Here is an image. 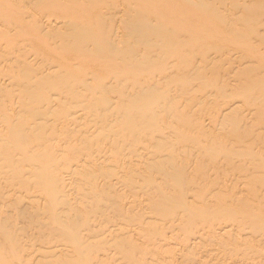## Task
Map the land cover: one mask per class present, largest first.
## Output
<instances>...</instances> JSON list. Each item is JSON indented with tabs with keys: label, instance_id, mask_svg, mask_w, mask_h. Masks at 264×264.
Masks as SVG:
<instances>
[{
	"label": "rangeland",
	"instance_id": "374dc122",
	"mask_svg": "<svg viewBox=\"0 0 264 264\" xmlns=\"http://www.w3.org/2000/svg\"><path fill=\"white\" fill-rule=\"evenodd\" d=\"M100 1L101 0H99V2H98V0L96 1V4L98 3V5H100L101 3V7L100 6H98V5H95V8L97 7H99L98 9H101L100 11L102 12V13H105V12H107L108 10L111 12V14L112 13H114L113 15H114V17L112 16V15H110V13H109V11H108V14L110 15V16H106L107 15V13L105 14V15H103L101 12H100V14H102V19H101V17L99 16L98 18L100 19V20H95L94 21V18L92 19L93 21L90 23V28H88V29H84V30H82V32L84 31L85 33L87 32V34H83V35H85V36H89V38H90V36L92 37L93 36V34L95 35V33H97V34H99L100 33V37H99V39H98V37H96L97 38V40H98V42L101 44V50H98L99 52L101 51V54H99L100 55V57L102 56V58H103V56L104 55H107L108 57H105V58H103V60L101 61V60H99L98 62L96 61L95 63H93L94 62V58H93V60H91V64H89L88 62H90L89 60L88 61H86V63H84V67H86V68H88V69H93V67H96L97 69H99V70H101V69H103V70H101L99 73H92L90 70H88V69H86V68H84L83 66H82V68H81V65H80V63L79 62H77L76 63V60L74 59H72V58H75L74 57V55L77 57L78 56V52L80 51L79 49H81L82 47V45L80 46L81 48H79L78 47V45H79V43H78V45L77 44H74V43H77V42H75V41H73V40H71V39H69L70 40V42H67L68 41V39L64 42L65 44L66 43H71V41L73 42V43H71V44H74V47H67V44H66V47H67V50H62L63 48H65L66 49V47H64L63 46V48L62 49H57V51L58 50H61L60 52H61V54H59L60 52L58 51V54H57V56H55L54 54H49V53H51V51L49 52V50H47L46 48H47V45L46 44H48L47 42L45 43V44H42V42H45L46 40L47 41H49V39L51 38V40L50 41H52V33H54L53 31H55V33L56 32H58L59 30H62L63 28H64V26L62 27V24L59 26V25H57V28H59V27H61V28H59V29H57L56 27H55V29L54 28H50V29H53L52 31L48 28V27H46L43 23H41V22H39L40 24H37V29H36V31H37V36H36V38L38 39L37 41H36V38H30V40L29 39H26L25 37H23L22 36V39H21V37H20V35L17 37V35L18 34H16L15 32L13 33V30H12V37H11V39H12V41H11V43H15V44H13V45H16V47L17 48H19L20 47V49H23V50H17L15 47H14V49H15V53H17L18 51L20 52V51H23L24 52V54L23 53H20V55H19V53H17V54H8L7 53V51L8 52H10L8 49H9V47L6 49L5 48V46H6V44L5 43H8L7 45L8 46H11L12 44L10 43L9 44V42H5L4 43V41L2 42L1 40V42L3 43V44H5V46H3V45H0V48L3 46V51H2V49H1V51H0V77L2 78L3 76H6V77H4V78H2V79H0L1 81V83H0V120H1V122L3 121V122H5L6 121V119H8L9 121H7V122H5V123H1L0 124V132H2V130H5V131H3L2 132V134L3 135H5V137H6V142L7 143H5L3 140H4V136H3V138H2V135L0 134V152H4V153H2L1 155H0V190H2V192L0 191V195H2V196H4V198H2L1 196H0V198H2L3 199V201H1L0 200V207L2 208H0L1 210L0 211H2V212H0V217H2L1 219V221H0V229H1V233H2V231L4 232V234L5 235H7V233L8 232H11V234L10 233H8L9 235H7L8 236V242L10 243V242H12V240H14L15 239V241H13L14 243H16L15 245H17V246H15V245H12V244H14L13 242L12 243H8V244H6L7 242H6V240H7V238H5V237H7V236H2V234L0 233V235H1V237H0V243H1V245H0V252H5L6 250V247L5 246H8V248H7V250H9V253L8 252H5L4 253V255H7V256H4L5 258H8L9 257V254L10 255H12V256H10L11 257V259L9 258V259H7V260H10V261H12L13 263H15V264H18V262L20 263L21 261H23V258H24V255H25V258L26 257H29V258H26L25 260H28V261H26L25 263H27V264H31V263H33L35 260L37 261V263L36 262H34V263H36V264H45V262H46V260H47V262L49 261V263H47L46 262V264H67L68 263V261H70L68 258H72L74 261H72V259H71V261L72 262H74L73 264H79L78 263V261L80 260V259H83V258H81L83 255H84V253L83 252H85V256H83L84 258L85 257H87V256H89L88 254H86V253H90L92 250L94 251V250H99V249H101V248H105V247H108V245H109V247L105 250V251H103V253H105L104 255L102 254V250H100L101 252H97L96 253V251H95V253L96 254H100V257L98 258V259H104L103 260V262L100 260V262H102V263H100L99 262V264H104V262H106L105 264H120L121 263V261L123 260L124 261V263H123V261H122V264H126V262L127 261H130V260H133L132 262L133 263H137V264H139L140 262H141V264H157V263H159V264H179L180 263V261H181V264H193V262H194V264H203L198 258L199 257H201V259L202 258H204V259H206V260H208L209 258H211V260L210 261H208L207 263H205V264H226V263H228V264H248L247 262H245V261H243L244 260V257L246 256V257H248L247 255H249V257H250V255H251V257H254V259H253V261H254V263L253 264H257L258 262H260V263H258V264H264V253L262 252L263 251V247H264V238L262 237L263 235H264V223L262 222L263 220H264V201H262L261 202V200H263L264 199V163H262V162H264V115L262 116V115H260L261 113L262 114H264V94H263V91H264V57H263V55L262 54H264V52H262V51H264V49H262L263 47L262 46H264V0H192V1H194V3L191 1V0H183V1H185L186 2V4H185V2H184V4H185V6L184 7H186V6H193L195 3H197V5H194L193 6V9H192V11H194V13H195V11H199V9L201 10V11H205L204 13L206 14L207 13V11H206V9L208 10L209 9V7H210V9L208 10V15H206L207 17H212L211 15H213V17H212V19H213V25H209V27H213V26H215L214 27V29H213V33L215 32V34H211L212 33V31H211V33L209 32V33H204V32H206L205 30L202 32V31H200L201 33H200V35L202 36V34L203 35H205V38L204 37H202L201 39L199 38V37H201L200 35L198 36V38L200 39V40H197V41H199V42H195L196 41V36L198 35V31H196L197 33H194L195 31H193V33H192V30H194V29H199V28H203V26H202V22H204V21H206L207 20V18L205 19V17H204V14H202V12H200L199 14L200 15H198V17L199 16H201V14H202V18H203V20H202V22H201V18L199 17H196V15H194V17H193V15H192V11H191V9H190V6H189V9L188 10H190L189 12H187L188 13V16L186 17V18H189L190 17V15H191V17H190V21H189V24L188 23H186L185 21L187 20L188 21V19H186V20H184L182 23H184V25L185 24H188V28H187V31H185L186 30V27L187 26H185V28H184V25H182V27L185 29H183L184 31H185V33H183V31H181L180 32V30H182V27L178 24V22L180 21L181 22V19H182V17H184L182 14V17H180L181 19L180 20H177V18L179 19V15H178V8H177V6H176V4H175V6H173L174 8L176 7V13H174L173 11H171L172 10V6L170 5V11H169V9H168V7L169 6H167V7H164V3H162V0H158V3H157V0H155V1H153V0H151V2L152 3H150V0H147V1H149L148 3L151 5L152 4V7L150 6L149 7V5H145L144 4V6L146 7V9H145V7H142L144 10H146V11H144L143 10V14H145V15H147V16H149V14L152 12L153 13V15L155 16V18H154V16L152 15H150L149 17H146L145 15H144V19L142 18V16H143V14H142V16L141 15H139V16H141V17H139V16H136V14L138 13V12H140V13H142V8L141 9H139V7H141V6H135V5H137V4H135L136 2L134 1H132V0H124V1H128V3L130 2L131 3V1L133 2L131 5H132V7H130L129 5H128V3L127 4H125V3H122V2H124V1H122V0H117V2H115L116 0H102V2L100 3ZM122 1V2H121ZM137 1V0H136ZM146 1V2H147ZM169 1V0H168ZM171 1V3L173 4L174 2H172L173 0H170ZM174 1H176V0H174ZM190 1H191V3H190ZM92 2V1H91ZM119 2H121V3H119ZM145 2V3H146ZM153 2H156L155 3V5H156V7L157 8H155V6L153 5ZM177 2H179V1H177ZM180 2L182 3V1L180 0ZM188 2H189V5H187L188 4ZM83 3H85L86 5H88L89 4V6H90V1H88V0H85ZM82 3V4H83ZM88 3V4H87ZM100 3V4H99ZM116 3H117V5H122L123 7L126 5H128L127 7H125V8H122V6H120V8H119V11H118V9H117V12H116V10H115V8H113L114 9V12H112V9H109V8H112L113 6L115 7L116 6ZM129 3V4H130ZM147 3V4H148ZM160 3V4H159ZM198 3H199V5H198ZM234 3V4H233ZM76 4V3H75ZM81 4V5H82ZM135 4V5H134ZM179 4V3H178ZM177 4V5H178ZM80 5V4H79ZM78 5V6H79ZM84 5V4H83ZM181 5H183V3L181 4ZM237 5L239 6V7H237ZM74 7H76L77 6V4H76V6L75 5H73ZM77 6V8H80V6L78 7ZM85 6V5H84ZM118 6V7H119ZM133 6H135L136 8L138 7V12L137 13H135L134 11H136V8L134 9L133 8ZM143 6V5H142ZM147 6L149 7V9L147 10ZM154 6V7H153ZM159 6V7H158ZM161 6H163L162 8H163V10L164 9H167V10H164V12L163 13H165L166 11H167V15L166 14H164V15H166V17H164V16H161V17H158V16H156V15H158V13L161 15V10H162V8H161ZM196 6V8H195V10H194V7ZM212 6V7H211ZM228 6V7H227ZM231 6V7H230ZM234 6V7H233ZM117 7V8H118ZM181 7V6H180ZM183 7V8H184ZM207 7V8H206ZM183 8H181V9H183ZM188 8V7H187ZM197 8H199L198 10H197ZM238 8V9H237ZM25 9V11H30V10H36L38 13H40V14H38V15H44V14H48L49 12V10L48 9H46V8H36V7H34L33 5H28V4H26V7L24 8ZM73 9V8H72ZM156 11V9H157V12H155L154 10ZM215 9V10H214ZM228 9V10H227ZM237 9V10H236ZM74 10V9H73ZM76 10V9H75ZM74 10V11H75ZM105 12H104V11ZM139 10H141V11H139ZM152 10V11H151ZM185 10V9H184ZM187 10V9H186ZM185 10V11H186ZM218 10V11H217ZM73 11V12H74ZM78 11V10H77ZM81 11V10H80ZM79 11V12H80ZM161 11V12H160ZM180 11V10H179ZM211 11V12H210ZM216 11V12H215ZM76 12V11H75ZM79 12H76L74 15L75 16H78L79 14H83L82 13V11H81V13H79ZM116 12V13H115ZM146 12V13H145ZM175 14V18H176V21L175 20H173V23L175 24H173L174 25V27L172 26V28H175V30H177L178 32H179V34L178 35H176V33H175V31L172 29V32H171V26L169 27V26H167L168 24H171L172 23V18L174 17V14ZM184 12V11H183ZM192 12V13H191ZM79 13V14H78ZM157 13V14H156ZM162 13V14H163ZM170 13H172V14H170ZM181 13H182V11H181ZM187 13H186V15H187ZM191 13V14H190ZM210 13V14H209ZM226 13V14H225ZM78 14V15H77ZM185 14V13H184ZM190 14V15H189ZM223 14V15H222ZM235 14V15H234ZM159 15V16H160ZM210 15V16H209ZM222 15V16H221ZM170 16H173V17H170ZM217 16V17H216ZM238 16V17H237ZM241 18H240V17ZM153 17V18H152ZM156 17L157 18H159V19H161V18H163L164 17V19L162 20V21H160V20H158L157 19V21H155L156 20ZM193 17V18H192ZM226 17H227V19H226ZM143 19V21H142V19ZM147 18V19H146ZM149 18V19H148ZM152 20H151V19ZM197 18L199 19L198 21H200V22H198L197 21ZM208 18V19H209ZM234 18H238L237 20L236 19H234ZM185 19V18H184ZM193 19V20H192ZM194 19H196V21H195V23H197V24H199V26H201V27H199L197 24V26H198V28H195L194 27V25L192 24V22L194 23ZM214 19H218V20H216V21H219V22H215V20ZM221 19H223V20H221ZM240 19H241V21H240ZM146 20H151L150 21V23H148ZM171 22H169V21ZM183 20V19H182ZM192 20V21H191ZM211 20V19H210ZM225 20V21H224ZM229 20V21H228ZM232 22H231V21ZM233 20H235V21H233ZM146 21V22H145ZM153 21V22H152ZM158 21L161 23L162 22V24H160L161 26H162V28H160V30H162V32H164V36H165V38H164V36H162L161 35V31H160V34L159 35H157L156 33L157 32H159V31H157V30H159V28L158 29H156L155 28V26H156V24H158ZM168 21V22H167ZM175 21V22H174ZM178 21V22H177ZM207 21H209V20H207ZM224 21V22H223ZM237 21V22H236ZM166 22V23H165ZM177 22V23H176ZM210 22V24H211V21H209ZM209 22H204V24H205V27H206V25H207V23L209 24ZM233 24V26L238 30V31H236L235 30V28L233 29V26H232V24ZM237 24H236V23ZM166 25H165V24ZM260 23V24H259ZM217 24L218 25H221V27L223 26V25H226V26H223V29H227V28H229L230 27V29H227L225 32H227V34H228V30H229V36L227 37V36H225V34L226 33H224V34H222L223 32H224V30L223 29H220L221 27H218L217 26ZM230 24V25H229ZM159 25V24H158ZM160 25H159V27H160ZM176 25H178V27L179 28H177V27H175ZM193 25V26H192ZM166 26V31H165V29H164V27ZM192 26V27H191ZM196 26V27H197ZM208 26V25H207ZM238 26V27H237ZM71 27V26H70ZM156 27H158V26H156ZM169 27V28H168ZM192 28V30H191V28ZM193 27H194V29H193ZM221 31V34L223 35H221V37H218L219 35H217L216 33H218L219 32V30L217 29V28ZM225 27V28H224ZM261 27V28H260ZM0 28H1V25H0ZM67 28V27H66ZM114 28H117V29H115L114 30ZM120 28V29H119ZM155 28V29H154ZM210 28V29H211ZM215 28H216V31H214L215 30ZM70 30H72L71 28H69ZM91 30L90 32L92 33V35H89L88 34V30ZM114 30V32L113 31H111V30ZM150 29V30H149ZM169 29V30H168ZM178 29H180V30H178ZM204 29V28H203ZM202 29V30H203ZM210 29H209V31H210ZM64 30H65V28H64ZM64 30H62V31H64ZM67 30L68 29H66V32H67ZM80 30V29H79ZM78 30V31H79ZM119 30V31H118ZM153 30V31H152ZM189 30H191V34H193V36L191 37L189 34H188V31ZM200 30V29H199ZM231 30H233V31H231ZM77 31V32H78ZM93 31V32H92ZM150 31H152L151 33H152V35H153V37L151 36V33H150ZM157 31V32H156ZM168 31V32H167ZM171 33H170V32ZM234 31H236V32H234ZM255 31H260L261 33H262V35L260 34V32H258V33H256ZM89 32V33H90ZM95 32V33H94ZM113 32V34H111ZM120 34H123V35H120ZM123 32H125V33H123ZM146 32H149L148 34H146ZM153 32H156V33H154L153 34ZM177 32V33H178ZM207 32H208V30H207ZM55 33L53 34V35H55ZM61 33V32H60ZM68 33V32H67ZM70 33V32H69ZM80 33V32H79ZM79 33H77V35L79 34ZM117 33V34H119V36H120V38H119V36H117V34H116V36L118 37H114V35ZM144 33H145V35H144ZM168 33V34H167ZM172 33H173V35H172ZM182 33L185 35L186 33H187V35H189L188 37H187V35L186 36H182ZM190 33V32H189ZM220 33V32H219ZM218 33V34H219ZM14 34V35H13ZM16 34V35H15ZM21 34V33H20ZM58 34H59V32H58ZM97 34L95 35V36H97ZM181 34V35H180ZM197 34V35H196ZM22 35V34H21ZM56 35H57V33H56ZM56 35L54 36V39H55V37H56ZM80 35V34H79ZM112 37V39H114V40H116V45L118 44V46H117V48H116V45L114 44L115 42L111 39V37ZM158 37H157V36ZM166 35H169V36H166ZM174 35H176L177 36V39H179L180 41L182 40V38L181 37H183V39H186V41H188V40H190V42L188 41V42H186V46H185V40L183 41L182 40V44L180 43V41L179 40H177V41H179V43H178V46L182 49V47L181 46H185V47H188L187 46V43H188V45H190L191 46V48H190V46L188 47V48H190L191 49V52H190V50L188 49V48H186V50H185V48H183L182 50L181 49H179V47L178 46H176V43H174V39L176 38V36H174ZM194 35H196L195 36V41H193L194 40ZM215 35H217V36H215ZM240 35V36H239ZM261 35V36H260ZM58 36V35H57ZM62 37V33H61V35H59V37ZM84 36V39H86V37ZM146 36H148V37H146ZM155 36V37H154ZM171 36H174L175 38L173 39V37H171ZM178 36H181V37H179L178 38ZM14 37H16V39H14ZM59 37H57V38H59ZM81 37H82V35H81ZM94 37V36H93ZM109 37H110V39H109ZM151 37V38H150ZM159 37H161L160 38V40H158L159 39ZM184 37H186V38H184ZM257 38V40L255 41V39ZM78 38H80V37H78ZM77 38V39H78ZM83 38V37H82ZM145 38H147V39H145ZM148 38H150L149 39V41H147L148 40ZM163 38V39H162ZM169 38V39H168ZM181 38V39H180ZM190 38V39H189ZM191 38H193V39H191ZM197 38V39H198ZM259 38V39H258ZM262 38V39H261ZM35 39V40H34ZM81 39V38H80ZM152 39V40H151ZM165 39V41H163ZM167 39V40H166ZM171 39H173V43H174V45L176 46V47H174V45L171 43L172 41H171ZM249 39V40H248ZM252 39V40H251ZM261 39V40H260ZM35 42H34V41ZM55 40H57V39H55ZM89 40V39H88ZM88 40H85L86 42L88 41ZM111 40V41H110ZM117 40H119V41H117ZM176 40V39H175ZM191 40H192V42L195 44V43H198V45L197 44H192V42H191ZM246 40L247 41H249L248 42V44H246L247 42H246ZM256 42V44H255V42ZM260 40V41H259ZM14 41V42H13ZM79 41H82V40H79ZM105 41V42H104ZM111 43H110V42ZM169 42L170 43V45H169V43H166V42ZM219 41V42H218ZM254 42V44L256 45V47L258 48H256V47H253L254 48V50L256 51H254L253 50V52H252V50H251V52H252V54H254V55H252L251 54V52H247V50H245L244 49V45H245V47L246 48H248V50H249V43L250 42ZM1 42H0V44H1ZM37 42V43H36ZM38 42H41L40 44H42V45H40ZM84 42V41H83ZM263 42V43H262ZM53 42H51V43H49V47H50V44H52ZM88 43V44H87ZM87 43H85L84 42V44L87 46V48L88 47H90V44H89V41L87 42ZM184 43V44H183ZM190 43V44H189ZM216 43V44H215ZM37 44H39L38 46H37ZM81 44H83V43H81ZM164 44H168L167 46L168 47H170L171 46V48L169 49V50H166L164 47H165V45ZM253 44V43H252ZM17 45H21V46H17ZM43 45H45L44 47H43ZM161 45L163 46L164 45V50L162 49V47H161ZM192 45H194L193 47H192ZM196 45H197V48H196ZM201 45H203V46H201ZM215 45V46H214ZM254 45V46H255ZM68 46H69V44H68ZM71 46V45H70ZM73 46V45H72ZM111 46V47H110ZM166 46V47H167ZM172 46H173V48L175 49V48H177V50L181 53H185L184 54V56H185V59H183V56L181 57L180 56V60H179V52L177 51V50H173L172 49ZM200 48H199V47ZM208 47L207 49L205 48V47ZM210 46V47H209ZM223 46V47H222ZM253 46V45H252ZM251 44H250V49H251ZM7 47V46H6ZM35 47V48H34ZM39 47H41L40 49H39ZM167 47V48H168ZM203 47V48H202ZM219 47H222V48H220L219 49ZM228 47V49L226 50V48ZM260 47H262V48H260ZM71 48V49H70ZM74 48V49H73ZM79 48V49H78ZM92 47H90L89 49H91ZM192 48L193 49H195V50H192ZM211 48V50H210V52H209V49ZM212 48H214V49H212ZM225 48V49H224ZM229 48H231L230 50H229ZM234 48V49H233ZM252 48V49H253ZM6 49V50H5ZM39 49V50H38ZM77 49V53H76V50ZM111 49H113L115 52L117 51V49H119V51H117V55L113 58V57H111V56H114L115 55V52H114V55H112L111 53L113 52V50L111 51ZM172 49V51H170ZM188 49V50H187ZM204 49V50H203ZM224 50V51H222V52H220L221 50ZM245 50V52L243 51V50ZM259 49H262L261 50V52H260V50ZM16 50H17V52H16ZM40 52L41 50H43V54L40 52H38V51ZM47 50V51H46ZM157 50V51H156ZM162 51L163 50V52H159V51ZM181 50V51H180ZM183 50L184 51H186V52H183ZM206 50H208L207 52L208 53H212L211 55L210 54H207V52H206ZM212 50H213V52H212ZM215 50V51H214ZM217 50H219V51H217ZM230 51V53H232L233 52V54H234V51L236 52V54H234V55H237V54H239L240 55V57H239V55H238V57L236 58L235 57V59L234 58H232V59H230V57H227V56H234V55H230V53H229V55H228V53L227 52H229ZM64 51V52H63ZM84 50H82V52H83ZM102 51H107L105 54H103V52ZM111 51V52H110ZM168 53H167V52ZM174 51H177L178 53H176V52H174ZM218 53H217V52ZM227 51V52H226ZM232 51V52H231ZM239 51H241V52H239ZM13 52V51H12ZM46 52V53H45ZM99 52H97V54L95 55V56H93V57H96L97 58V60L99 59V55H98V53ZM119 52V53H118ZM156 52H159V53H156ZM206 52V53H205ZM237 52H239V53H237ZM244 52V53H243ZM45 53V54H44ZM56 53V52H55ZM75 53V54H74ZM160 53H161V55H160ZM163 53V54H162ZM167 53V54H166ZM176 53V54H175ZM181 53V54H182ZM202 53V54H201ZM216 55H215V54ZM255 53L256 54H258V55H256L255 56ZM8 54V55H7ZM25 55L24 57H23V55ZM38 54V55H37ZM79 54H81V53H79ZM159 54V55H158ZM175 54V55H174ZM214 54V55H213ZM217 54H218V57H215V56H217ZM227 54V55H226ZM244 54V55H243ZM262 55L261 57H262V59L260 58V55ZM19 55V56H21L22 58H23V60H21V57L19 58V59H17V56ZM31 55H32V57H31ZM37 55V56H36ZM46 55V56H45ZM58 55H63L64 57V59H62V60H65V58H66V60H70V62L72 61H75V63H70L69 62V64H68V62L66 63L65 61H61L60 59V57L61 56H59L58 57ZM175 57L176 55L178 56V62H180V64L182 65V62H183V64L185 63V65H186V63H188V66L186 65H183V66H180V68H179V63L176 61L177 59H176V57L174 58L175 60H173L172 58H173V56ZM206 55V56H205ZM221 57H220V56ZM11 56H14V58L12 57L11 58ZM16 56V57H15ZM50 57L51 56V58L53 57V58H55V59H53V60H50L49 58H47V57ZM118 56V57H117ZM131 56V57H130ZM166 56L169 58H166ZM171 56H172V58H171ZM202 58H201V57ZM204 56L206 57V58H204ZM223 56H225V57H223ZM241 56H244V57H242L243 59H240L241 58ZM245 56L247 57V58H245ZM259 56V57H258ZM4 57H5V59H9L10 60V58H11V61H7V60H5L4 59ZM34 57H36L35 59H34ZM38 57V58H37ZM69 57H70V59H69ZM72 57V58H71ZM128 57H130V58H134L135 57V60L138 58V59H140V60H142V62H143V64L142 63H138L137 62V64H136V61L135 62H130V64H132V66L133 67H130L129 68V62H128V65H127V61H126V59L128 58ZM257 57V58H256ZM25 58V59H24ZM102 58H100V59H102ZM111 58H113L114 60L115 59H117V64H116V66L118 65V67H116L115 66V63L116 62H114L113 61V59H111ZM129 58V59H130ZM133 58L131 59V61H133ZM146 58H148V61H146ZM166 58V59H165ZM181 58H182V60H181ZM197 58V59H196ZM208 58V59H207ZM212 58V59H211ZM214 58V59H213ZM217 58V59H216ZM221 58H224L225 60L223 61ZM229 58V59H228ZM245 58V59H244ZM12 59H14V60H12ZM26 59L27 60H30L31 61V64H30V61H29V63H28V61H26ZM32 59V60H31ZM36 59H37V61H36ZM47 59H49V61L47 60ZM58 59V60H57ZM168 59V60H167ZM172 59V60H171ZM200 59V60H199ZM205 60V59H207L206 61H204L203 63H202V66H203V64L205 65L206 63H209V65H207L206 64V66H203L202 68L201 67H199L198 68V66L199 65H201V62L203 61V60ZM216 59V60H215ZM237 59V60H236ZM252 59V60H251ZM260 59V60H259ZM5 60V61H4ZM16 60V61H15ZM17 60H21V61H19V62H21V64L19 63V66L18 65H16V64H18V62H17ZM35 60V61H34ZM55 60V61H54ZM125 60V61H124ZM211 60V61H210ZM221 60H222V63H221ZM240 60V61H239ZM3 61V62H2ZM23 61L25 62V63H23ZM51 61H54V62H57L56 63V65H54V63L52 64L51 63ZM93 61V62H92ZM116 61V60H115ZM138 61V60H137ZM167 63H166V62ZM187 61V62H186ZM198 63H197V62ZM208 61V62H207ZM226 61V62H225ZM227 61H231L230 63L229 62H227ZM234 61V62H233ZM263 61V62H262ZM6 62H8V64H12V65H10V66H15L13 69H12V67H10ZM16 62V63H15ZM33 62V63H32ZM49 62V63H48ZM58 62H59V64L60 63H64V65L65 64H68V65H66L65 67H64V65L62 64L61 66H58ZM107 62V63H106ZM140 62V61H139ZM170 62V63H169ZM174 62H175V66H177L179 69H181L182 68V70H178V68L177 67H175L174 68ZM206 62V63H205ZM213 62V63H212ZM215 62H217V63H215ZM223 62H225L226 64L224 65V63ZM238 62H240V63H238ZM46 63H48V64H46ZM106 65H104V64ZM135 63V64H134ZM165 63H166V65L168 64L169 65V67H170V73H168V71H169V68L167 67V66H163V65H165ZM179 64V65H176V64ZM200 63V64H199ZM215 63V64H214ZM219 63V64H218ZM231 63H234V64H231ZM6 64V65H5ZM34 64V65H33ZM100 64V65H99ZM114 64V65H113ZM120 64V65H119ZM121 64H123V66L121 65ZM172 64H173V70H172V68H171V66H172ZM228 64H229V66H228ZM231 64V65H230ZM8 65V66H7ZM41 65H43V67L41 66ZM54 65V66H53ZM70 65V66H69ZM93 65V66H92ZM95 65V66H94ZM97 65H99V66H104V68L102 67H99L98 68V66ZM140 66L139 68L137 67V66ZM171 65V66H170ZM217 65V66H216ZM223 65V66H222ZM45 66H47V68L45 67ZM50 66V67H49ZM54 68H53V67ZM92 66V67H91ZM127 66H128V68H129V71H127L128 70V68H127ZM228 66V67H227ZM11 68L10 70L12 71L11 73H12V76H11V74H10V70H9V68ZM39 67H42V68H44V69H42L41 70V72H40V68ZM105 67L107 68L106 70H105ZM134 67H136V68H134ZM163 67V68H162ZM168 68V69H166V68ZM227 67V68H226ZM52 69L51 71H49L50 69ZM84 68V69H83ZM133 68V69H132ZM184 68H185V70H184ZM220 68H221V70H220ZM227 70H226V69ZM16 69V70H15ZM86 69V70H85ZM157 69V70H156ZM177 71H176V70ZM3 70V71H2ZM9 70V71H8ZM13 70H14V72H13ZM44 70V71H43ZM47 70V71H46ZM53 70H57L60 74H62V75H60V76H62L61 77V79H59V77L57 78V77H55V73L53 72ZM105 70V71H104ZM131 70V71H130ZM165 70H167V71H165V72H167V74L166 73H164V76H166L167 78H163L164 76L162 75L163 73L162 72H164ZM176 72H175V71ZM215 70H220L219 72H220V74L218 75V72L216 71L215 72ZM228 70H229V72H228ZM5 71V72H4ZM46 71V72H45ZM90 71V72H89ZM103 71H104V73H103ZM159 71V72H158ZM162 71V72H161ZM222 71V72H221ZM227 71V72H226ZM8 72V73H7ZM37 73V72H40V73H37V75L35 74L34 75V73ZM48 72H49V74L51 75V73L53 72V74H52V78L49 76H47V75H49L48 74ZM51 72V73H50ZM102 72V73H101ZM157 72V73H156ZM161 72V73H160ZM173 72V73H172ZM226 73L227 75H225V74H223V73ZM15 74V78H14V74ZM43 73L45 74V76H47V80H49V79H53V80H55L56 78H57V80L59 79V81L58 82H60V84L61 85H58L61 89L62 88H64L63 90H65V87H66V90L65 91H63V90H61L60 88V90L61 91H63V96H61V94H62V92L60 93V96H58L59 95V92L60 91H58V93L55 91H53L52 90V93H53V95L52 94H49V93H47V91L45 92L44 91V89L46 88V90H49V86H47L46 87V85L44 86V84H42V83H40V82H38L39 80H41V82H42V80H43V82L44 81H47L46 79H40V78H35V76L36 77H43L44 75H43ZM92 73V74H91ZM102 74L101 75V77H100V75L99 74ZM152 73H154V74H152ZM222 73V74H221ZM4 74H6V75H4ZM7 74H8V76L10 77H13V78H11V80H9V77L7 76ZM32 74V75H31ZM90 74H91V77L93 78H91L90 77V79H89V76H90ZM162 76V78H163V80H161V82H160V79H161V77L159 76ZM166 74V75H165ZM169 74H171L170 76H169ZM233 74V75H232ZM28 75H31V76H33L34 75V77H32V79H30L31 78V76H28ZM38 75H40V76H38ZM43 75V76H42ZM56 75H58V73L56 74ZM85 75H89L88 77H86ZM92 75H94V76H92ZM95 75H96V77H95ZM153 77H152V76ZM222 75V76H221ZM224 75V76H223ZM230 75V76H229ZM263 75V76H262ZM28 76V77H27ZM59 76V75H58ZM81 76L82 77H85V79L84 78H82L81 79ZM101 78V79H103L104 80V78L106 77L107 79H106V81L108 82L109 81V83L110 82H112L113 83V81H114V84L115 83H117L118 81H120V82H118L117 83V86L119 87V89H117V86L116 87H114V85H113V89H114V91L113 90H110L111 89V87H109L110 85H107V87H108V90L107 89H103V87L104 86H106V84H107V82L105 81V85H103V80H102V82L100 83L99 81H98V79L99 80H101L99 77ZM114 76H115V79L112 81V79L110 80L109 78L110 77H113L114 78ZM117 76V77H116ZM149 76H151L153 79H154V77H155V82H154V84H153V82L152 81H154L153 79L151 80V81H149V83H146V82H148V81H146L147 80V78L146 77H149ZM159 76V77H158ZM218 76V77H217ZM248 76V77H247ZM250 76V77H249ZM7 77H8V79H7ZM26 77L28 78V79H30L31 81H29L28 79H26ZM65 77H67L66 79H63V78H65ZM103 77V78H102ZM133 77V78H132ZM139 79H138V78ZM144 77L146 78V79H144ZM226 78V80L225 79H222V78ZM228 77H230V78H228ZM232 77H234V78H232ZM263 77V78H262ZM49 78V79H48ZM79 78H80V80H79ZM117 78V79H116ZM129 78H132V80L131 79H129ZM158 78H160V79H157ZM198 78H202V79H198ZM221 78V79H220ZM232 78V79H231ZM236 78V79H235ZM4 79V80H3ZM14 79H16L17 81L18 80H20V81H18V83L20 82V85L18 84V83H14ZM24 79H26L27 80V82H25L26 80H24ZM33 79H34V81H33ZM35 79H37V81L35 80ZM85 80L87 83L86 84H88L89 82L91 83V86H90V84L89 85H87L88 86V88L86 89V87L87 86H85V87H82V88H84V91H83V89H81V87H80V89L78 88V84L77 83H79L78 81H81V80ZM119 79V80H118ZM136 79V80H135ZM139 81H138V80ZM141 79H144L145 81H143L142 83L140 82L141 81ZM149 79V78H148ZM151 79V78H150ZM231 79V80H230ZM253 79V81H255V82H253V81H251ZM9 80V81H8ZM12 80H13V82H12ZM15 80V81H16ZM24 80V81H23ZM67 82H66V81ZM69 80V81H68ZM130 80V81H129ZM134 80V81H133ZM220 80V81H219ZM229 80V81H228ZM235 80V81H234ZM249 80V81H248ZM260 80V81H259ZM5 81H8L9 83H10V81L12 82L11 84H9V83H4ZM16 81V82H17ZM65 81L66 83H63V82ZM71 81V82H70ZM95 81V82H94ZM97 81H98V83L99 84H102L103 86H101V88L103 89H101L100 88V85H99V87H97L98 86V84H96L97 83ZM117 81V82H116ZM126 81H128L127 83H125ZM132 81V82H131ZM160 82V84H159V82ZM188 81H189V83H188ZM212 81H213V83H212ZM21 82H24V84H25V86H24V84L22 83L21 84ZM72 82H74V83H72ZM145 82V83H144ZM152 82V85L151 86H149V85H147V84H150ZM184 82V83H183ZM190 82H191V84H190ZM215 82V83H214ZM225 82V83H224ZM257 82V83H256ZM32 83V84H31ZM36 83V84H35ZM38 83V84H37ZM72 85H71V84ZM128 83H130V84H128ZM156 83V84H155ZM164 84V85H162V84ZM226 83H229V84H226ZM258 83H259V85H258ZM4 84V85H3ZM9 84V85H8ZM29 84V86H28V88L29 89H27L26 88V90H25V88L24 87H27L26 85H28ZM34 84V85H33ZM40 84V85H39ZM59 84V83H58ZM66 84V85H65ZM81 84V83H80ZM93 84V85H92ZM118 84H120V85H118ZM140 84H141V86L143 87V85L145 86V88L143 87V88H141L140 87ZM146 84V85H145ZM158 84V85H157ZM187 84V85H186ZM196 84V85H195ZM214 84V85H213ZM225 84V85H224ZM256 84V85H255ZM262 84V85H261ZM33 85V86H32ZM78 85V86H77ZM82 85V84H81ZM96 85V86H95ZM136 85H138V86H136L137 88H135V86ZM167 85H170V86H167ZM181 85H182V87H181ZM189 85V86H188ZM199 85V86H198ZM204 85V86H203ZM211 85V86H210ZM222 85V86H221ZM251 85V86H250ZM32 86V87H31ZM36 86V87H35ZM37 86H40V88H42V86H44L45 88H43V90L41 91L40 90V88L39 87H37ZM62 86H65V87H62ZM76 87L77 89V91H79V95H81L80 94V92L82 93V92H84L90 99H95V98H93V95L94 96H98L99 94L98 93H103V95L102 96H107V97H109L110 96V98H113V99H117V97H118V95L119 94H121V96L120 97H118V99L117 100H115V101H112V103H111V99L110 98H104V97H102L101 96V98H100V103L101 104H106V107H107V105H108V102H107V100H105V99H109L108 101H109V104L111 105V104H115V108H116V110H119V111H117L116 113H118V115L119 114H121L122 115V117H121V115L119 116V118L115 121L114 119H116V118H114L113 117V115L115 116L116 115V113L114 114V112L116 111L115 110V108L114 107H112V106H108V107H112L113 108V114L111 115V110H112V108L111 109H109L108 107V109L110 110L109 112L110 113H107L108 111V109L106 110L107 112H104V110L103 109H105V108H103L101 111H102V114L103 113H107V115H105V114H103V115H105V117L101 114V112H98V111H100L99 109L97 110V108H98V104H100L99 103V101H98V97H96V102H97V105L95 106V107H97V108H94L95 110L94 111H92V107L91 106H89L90 104L92 105V103H93V101L92 100H90L88 97L87 98H85L83 95L82 96H80V97H77L78 99H76V100H80V102H85L84 104H80V106H79V108L82 110V111H84L85 113L87 112V113H89V111H90V116L92 117V116H94L95 114V116H94V118L92 119V118H90L89 119V121L90 122H92V121H94V123L92 122L91 124L89 123V127H88V120L86 121V120H82V119H80L81 118V113L79 112V111H81V110H78L79 108H78V106H77V111L78 112H75V113H78V114H76V115H74V114H71V110H70V108L72 109V107L74 106V105H76V103H75V100L73 101V98H72V96H69V91H71L74 87ZM111 86H112V84H111ZM122 86L124 87V88H127V90L128 91H126L125 89H123L122 90ZM147 86V87H146ZM156 86V87H155ZM157 86H159V87H157ZM161 86V87H160ZM193 86V87H192ZM207 86L209 87V88H207ZM222 88V89H220V87ZM247 86L249 87L248 89L250 90H248V89H246L247 88ZM258 86V87H257ZM67 87H69V88H71V90L69 89V88H67ZM91 87H94V89L96 88V89H98V90H95V92H93V88H92V90L89 92L90 93V95H88L87 94V92L91 89ZM132 87H134V88H132ZM169 88L170 87V89H169V91H171V95H172V98H173V96H175L173 99L171 98V95H169V93H167V92H169L168 91V89L167 88ZM172 87H174V88H172ZM177 87V88H176ZM178 87H181L180 89L178 88ZM188 87V88H187ZM216 91H214L213 92V89ZM214 87H216V88H214ZM261 87V88H260ZM48 88V89H47ZM117 89V91H115L116 89ZM128 88H130L131 89V91H132V89H133V91H132V96H130L128 93H130L129 92V89ZM147 88H149V89H147ZM182 88H186L185 90L187 91L188 89L190 90V92H189V90L186 92V91H184V89H183V93L184 92H186L187 93V97H186V93H185V95L183 94V93H181L180 91L182 90ZM193 88V89H192ZM205 90H204V89ZM218 88V89H217ZM224 88H225V90H224ZM227 88V89H226ZM253 88V89H252ZM37 89V90H36ZM41 91H39V90ZM86 89V90H85ZM101 89V90H100ZM167 91H166V90ZM174 91H172V90ZM177 89H178V91H177ZM191 89H192V91H191ZM208 91H207V90ZM212 90V92L210 91V90ZM244 89V90H243ZM245 89H246V91H245ZM88 90V91H87ZM204 90V91H203ZM221 90V91H220ZM223 90H224V92H223ZM255 90V91H254ZM40 93H39V92ZM77 91H75V90H72L71 92H72V94H74V93H76V94H74L73 96H74V99H75V96L77 95L78 96V94H77ZM85 91H87V92H85ZM96 91H98V92H96ZM122 91V92H121ZM175 91H177L176 93H175ZM199 91H202V93H200ZM245 91V92H244ZM247 91H249L248 93L249 94H247L246 92ZM253 91V93H251ZM38 92V93H37ZM44 93L45 92V96L43 95V96H41V93ZM50 93H51V91H49ZM65 92L68 94L67 96H68V98H66V99H68V100H70L71 99V101H73L74 103H71V104H69L70 102L68 101L67 103H65L66 102V100H64L65 98H64V96L65 97H67L66 95H65ZM92 92L94 93L93 95H91L92 94ZM111 92H113L112 94H111ZM115 92V93H114ZM121 92V93H120ZM126 92H128V93H126ZM180 93V95H179V93ZM188 92L190 93V97H191V95L192 94H194V93H196V94H194V95H192V97L190 98V100H189V94H188ZM206 92V93H205ZM208 92V93H207ZM210 92V93H209ZM217 92H219V93H217ZM220 92H222V93H220ZM42 93V94H43ZM83 93V94H84ZM96 93V94H95ZM109 93V96L108 95H106V94H108ZM119 93V94H118ZM148 93V94H147ZM192 93V94H191ZM204 93V94H203ZM232 93V94H231ZM255 93V94H254ZM52 98V97H54L55 99H58V97L60 98V97H62L63 98V100H62V98H60L61 100H59L60 102H62V101H64L63 102V104H64V106H66V107H68L67 105H65V104H69L70 106H69V108H68V110L70 111H67V109H66V107H65V110L63 109L64 107L63 106H61V104L60 103H58V102H56L55 103V106H56V110L59 112L60 110L61 111H63V112H65V114H64V116H66L65 118H64V116H62V113H61V115H60V119L59 118H57L56 116H58L59 114H57L58 112H56L55 111V109L54 110H52V106H54L53 104L51 105L50 104V102H47L46 103V105H48V103H49V105L48 106H50V107H47L46 105H45V102L46 101H44L47 97H48V95ZM71 93H70V95H72ZM98 94V95H97ZM117 94V97L115 96ZM127 94V95H126ZM131 94V93H130ZM150 94V95H149ZM156 94H158V95H160L161 97H155L156 99H157V101H156V103L154 104V105H156V106H150V105H147V107H146V104L149 102V97L151 96V97H153L152 95H156ZM164 94H166L164 97H163V95ZM206 94H208V95H206ZM212 95V100L209 98V99H206V98H208L209 97V95ZM214 94H215V96H214ZM220 94H223V95H220ZM250 94H252V95H250ZM261 94V95H260ZM52 95V96H51ZM54 95H56V97L54 96ZM114 95V96H113ZM147 95H149V96H147ZM169 95V97L171 98H168L167 96ZM176 95H178V96H176ZM186 97H184V96ZM197 95V96H196ZM205 95V96H204ZM218 95V96H217ZM231 95V96H230ZM31 96H33V100L31 99ZM40 96H41V98L43 99V101L44 102H42L43 103V107L41 106L40 107V104L39 103H41V99L39 100L38 98H40ZM91 96V97H90ZM113 96V97H112ZM179 96H180V99H178L179 98ZM193 96H194V99L195 100H192V98H193ZM208 96V97H207ZM222 96V97H221ZM224 96V97H223ZM261 96V98H259ZM263 96V97H262ZM83 97L85 98V99H88L87 101H88V103L86 102V100H84V101H82L83 100ZM167 97V98H166ZM182 97V98H181ZM184 97V98H183ZM201 97L203 98V100H200L201 99ZM204 97H205V100H204ZM215 99H217V100H215ZM233 97V98H232ZM252 97V98H251ZM256 99V100H254V98ZM45 98V99H44ZM50 98V99H51ZM103 98V99H102ZM160 98H162V99H160ZM176 98V99H175ZM198 98H200L199 99V101H198ZM219 98V99H218ZM231 100H229V99ZM235 98V99H234ZM112 99V100H113ZM149 99V100H148ZM188 99V100H187ZM223 99H224V101H226V102H224L223 101ZM237 99V100H236ZM30 100H32L31 102H30ZM35 100H39L40 102L39 103H37ZM94 100V101H95ZM160 100V101H159ZM186 100V101H185ZM198 101V105H199V102H201L202 103V106H201V104L199 105V107H198V105L196 104V102H194V101ZM208 100V103L207 102H205V101H207ZM227 100L229 101V103H233V104H235L234 106H238L239 104H240V106H238V109H237V106L236 107H233L232 105V107L229 105V103L227 102ZM255 101V104H254V102L253 101ZM35 101V102H34ZM101 101H104V102H101ZM116 101H118V104H117V102ZM202 101H204V103H207V104H203V102ZM251 101V102H250ZM77 102H79V101H77ZM79 102V103H80ZM90 102H92V103H90ZM194 102V103H193ZM210 102V103H209ZM224 102V103H223ZM19 105H18V104ZM31 103V104H30ZM36 104V105H38V112H34V113H32L33 112V109H34V111H36L35 110V108L34 107H36V105H34V104ZM41 103V104H42ZM90 103V104H89ZM158 103V104H157ZM226 103H227V107H225L226 106ZM238 103V104H237ZM60 104V105H59ZM62 104V105H63ZM74 104V105H73ZM149 104V103H148ZM160 104V105H159ZM195 104V105H194ZM224 106H223V105ZM258 106H257V105ZM28 105H30V106H28ZM32 105V106H31ZM58 105V106H57ZM77 105H79V104H77ZM82 105H85V109H87V110H84V107L82 106ZM116 105H117V107H119V109L116 107ZM158 105V106H157ZM223 107H222V106ZM63 107V108H61V107ZM87 106V107H86ZM150 106V107H149ZM197 106V107H196ZM220 106H221V108L223 109V110H221V108H220ZM231 107V109H234V108H236L237 110H238V112L240 113H236L237 112V110L235 109V110H233V111H231V109L229 110V108ZM255 106V107H254ZM16 108V110H14L15 108ZM39 107L41 108V109H39ZM60 107V108H59ZM76 107V106H75ZM74 107V108H75ZM83 107V108H82ZM90 107V108H89ZM194 107V108H193ZM225 107V108H224ZM240 107V108H239ZM243 107V108H242ZM245 107V108H244ZM260 108V109H258V108ZM30 108H33V109H31V113H30ZM37 108V107H36ZM51 108V109H50ZM59 108V109H58ZM72 109V110H74L75 111V109ZM89 108V109H88ZM150 108H152V109H150ZM186 108V109H185ZM190 108V109H189ZM218 108H219V110H218ZM228 108V109H227ZM247 108V109H246ZM250 108V109H249ZM63 109V110H62ZM91 109V110H90ZM121 109V110H120ZM123 109H124V111L126 110V113H127V111L130 109V111H132L133 113H130V111H128V114H130V115H128V116H126V113L123 111ZM173 111H172V110ZM189 109V110H188ZM214 109V110H213ZM243 109L244 110H249V112H244L243 111ZM262 109V110H261ZM13 110V111H12ZM149 110V111H148ZM169 110V112H167ZM171 110V111H170ZM177 110V111H176ZM181 110V113L183 114V115H185V116H183V115H181V113H180V115H179V113L177 114V112L178 111H180ZM184 110V111H183ZM191 110V111H190ZM211 110H213V112L216 114V116H218V117H216V116H213V113L212 112H210ZM240 110V111H239ZM252 110V111H251ZM60 111V112H61ZM74 111H72V113H74ZM81 111V112H82ZM120 111H121V113H120ZM122 111L125 113V117L127 118H125L123 115H124V113L122 114ZM145 111H148V113L150 112L151 113V115L150 114H148L147 112H145ZM174 111H176V112H174ZM183 111V112H182ZM208 111V112H207ZM217 111H218V115H217ZM229 111V112H228ZM45 112H48L47 114H55L56 113V115H55V117L53 118H51V115H49V119L47 118V120H46V118L45 117H48V115L45 113ZM83 112V113H84ZM91 112H95L94 113V115H92V113ZM143 112V113H142ZM173 112V113H172ZM208 114H210V113H212V115H210L211 117L213 116V117H215L214 119L213 118H211L210 116H208V117H206V113ZM228 114H227V113ZM233 112V113H232ZM254 112V113H253ZM45 113V114H44ZM68 113H70V114H68ZM80 113V114H79ZM97 113H98V115H97ZM140 113L142 114V116L144 115V118H142L141 117V115H140ZM145 113V114H144ZM175 113V114H174ZM204 113H205V115H204ZM219 113H220V116H219ZM222 113V114H221ZM256 113V114H255ZM258 113V114H257ZM101 114V115H100ZM110 116H109V115ZM146 114H148L147 116H145ZM153 114V115H152ZM203 114V115H202ZM208 114V115H209ZM214 114V115H215ZM225 114V115H224ZM243 114V115H242ZM245 114V115H244ZM251 114V115H250ZM255 114V115H254ZM11 115V116H10ZM43 115H46L45 117L43 116ZM70 115H72V116H76V117H78L79 119H80V123H81V120L83 121L81 124L79 123V121H78V124H76V125H74L75 127H76V130H75V127L73 128V130H72V126H70V127H68V129L66 130V131H64V129H66L65 127L63 128L61 125L62 124H60L61 122H60V120H61V117H63L62 118V120H65V119H67V116L69 117ZM118 115L117 116H115V117H118ZM133 115V116H132ZM140 115V116H139ZM177 115H179L178 117H176L175 118V116H177ZM222 115V116H221ZM239 115V116H238ZM35 117V118H38L39 117V119H37V120H35L33 117V119L34 120H32L31 118H28V117ZM43 116V117H42ZM80 116V117H79ZM97 116L100 118L101 116H103V117H101L102 119H103V121L104 122H109L110 124H112V126H117V124H119L118 125V127H121V128H118V127H116L117 129H121V131H120V133L119 134H121V135H119L117 132V129H114L115 127H112L111 126V128H113V130L115 131L114 133H116V134H114V133H112L113 131H112V129H110V127H108V126H106V125H109L110 126V124L108 123H106V125H105V123H103V121L102 122H100L101 120L100 119H97ZM109 118H108V117ZM114 118H112V117ZM130 116H132L131 118H130ZM201 116V117H200ZM204 116V117H203ZM26 117H27V119H26ZM41 117V118H40ZM59 117V116H58ZM71 117V116H70ZM69 117V118H70ZM107 117V118H106ZM199 117V118H198ZM210 117V118H209ZM243 119H245V120H243ZM56 118H57V120H56ZM111 118V119H110ZM133 118H136L137 119V124L139 125V128L141 127L140 126V123H141V125H142V127H144V126H147V127H149V126H153L154 128H155V130L157 131V129H158V131H159V127H161L160 128V133L159 134H156V133H158V132H155V133H153L155 130H152L153 129V127H152V129L151 130H149L151 127H149V128H147L146 130L147 131H153L152 132V136L151 135H149L148 133H150V132H146V130L144 131V133L143 134H145V135H141V134H138V136L140 135V137L139 138H141V140L143 139L144 140V138L145 137H148V136H146L147 134L150 136L149 138H148V141H150L151 142V146H150V142H148V141H146V144L144 145H142V143H137V145H135L136 143L135 142H137V138L138 137H136L137 136V133H134V132H132L131 130H132V128H134L133 126H135V125H131L130 124V126L128 125V128H130L131 127V129L129 130L128 128H126V130H125V125H123V123L126 121V120H130L131 121V119L133 120ZM142 118V119H141ZM178 118V119H177ZM202 118V119H201ZM205 120H204V119ZM219 118V119H218ZM248 120H247V119ZM250 118V119H249ZM3 119V120H2ZM43 119H45V120H43ZM95 119V120H94ZM108 119H110V121L108 120ZM124 119H125V121H124ZM201 119V120H200ZM214 121H213V120ZM235 119H236V122H234L235 121ZM5 120V121H4ZM26 120V121H25ZM29 120V121H28ZM32 120V121H31ZM39 120H42V121H44L45 123L48 121L49 123L51 122V121H53L52 123V126H47V124H48V122H47V124H46V126H41L42 127V129H43V131H41L40 133H41V139H42V141H40V144H42V145H40V144H38L39 143V131L41 130V127L38 125V124H41L42 125V123H44V122H39V123H37ZM51 120V121H50ZM54 120L56 121V122H54ZM61 120V121H62ZM92 120V121H91ZM96 120H98L97 121V125H98V127H97V125H95V121ZM106 120V121H105ZM113 120V121H112ZM178 120V121H177ZM179 120H181V121H179ZM186 122H185V121ZM215 120L216 121H218V122H216V124H215ZM220 120H222V121H220ZM234 120V121H233ZM238 120V121H237ZM240 120V121H239ZM259 120V121H258ZM261 120V121H260ZM28 121V123L25 125V122H27ZM36 121V122H35ZM59 121V122H58ZM134 121V120H133ZM133 121H131V122H133ZM174 121V122H173ZM202 123H201V122ZM208 121V122H207ZM212 121H213V123H214V125L212 124ZM263 121V122H262ZM35 124H34V123ZM58 122V124H55V123H57ZM85 122V123H84ZM99 122V123H98ZM112 122V123H111ZM135 123L134 124H136V121H134ZM168 122V123H167ZM172 123V124H170V123ZM182 122V123H181ZM183 122H185V123H187V124H183ZM190 123V125H189V123ZM195 123V124H192V123ZM262 124H261V123ZM9 123V124H8ZM32 123V124H31ZM44 123V124H45ZM130 123V122H129ZM128 122H125L124 124H129ZM143 123V124H142ZM160 123H161V125H160ZM169 124V125H165V124ZM179 123V124H178ZM199 124V125H197V124ZM200 123L201 124H203V126L202 125H200ZM222 123V124H221ZM225 123V124H224ZM232 124V125H230V124ZM235 123H238L237 125L235 124ZM252 123H253V125H252ZM7 124H8V127H7ZM30 124L32 125V126H34V125H38L40 128V130L37 128L38 126H34L35 128H36V131H34L35 130V128L33 127L32 129H30L31 127H29L30 126ZM85 124H87V126H85ZM136 124V125H137ZM157 124V125H156ZM158 124H159V126H158ZM163 124V125H162ZM173 124H175L174 125V127L172 128V126H173ZM182 124V125H181ZM207 124V125H206ZM219 124H220V126L221 127H219ZM229 124V125H228ZM233 124H234V126L236 125V126H238L239 128H236V127H234L233 126ZM245 124V125H244ZM258 124V125H257ZM261 124V125H260ZM10 125V126H9ZM29 125V126H28ZM49 125V124H48ZM51 125V124H50ZM56 125H58L57 127H56ZM79 125H80V127H81V125H83L85 128H83V127H79ZM91 125V126H90ZM93 125H95V127H93ZM101 125V126H100ZM172 125V126H171ZM188 125V126H187ZM193 125V126H192ZM4 126V127H3ZM54 126V127H53ZM100 126V127H99ZM175 126H176V128L178 129H175ZM200 126V128L198 129V127ZM226 126V127H225ZM241 126V127H240ZM259 126V127H258ZM7 129H6V128ZM27 127H28V130H26L27 129ZM45 127V128H44ZM47 127V128H46ZM53 127V128H52ZM56 127V128H55ZM88 127V128H87ZM102 127H104V129L102 128ZM123 127V128H122ZM163 127V128H162ZM183 127V129L181 130V128ZM186 127H188V128H186ZM258 127V128H257ZM9 128H11V129H9ZM55 128V129H54ZM63 130H62V129ZM80 128V129H79ZM98 128V130H96ZM101 128V129H100ZM135 128H136V126H135ZM138 128V127H137ZM136 128V129H137ZM146 128V127H145ZM167 128H169V129H167ZM171 128V129H170ZM186 130H185V129ZM196 128V129H195ZM228 128H230L231 130H234V131H232L233 133H231V130L230 129H228ZM34 129V130H33ZM57 129V130H56ZM81 129H85L86 131H84V130H82V133L83 132H85V134H86V132L87 133H89V130L91 131L90 132V134H84L85 135V137L84 138H90V139H92L91 140V143L89 142V138H88V141H87V138L83 141V139L84 138H82V136H84L83 134H82V136H81V131L79 132V130H81ZM92 129V130H91ZM108 129V130H107ZM110 129V130H109ZM127 131V129L129 130L128 132H126L125 133V131ZM136 129H134V131L136 130ZM143 129V128H142ZM142 129H141V132H143L142 131ZM166 129V130H165ZM173 129V130H172ZM188 129V130H187ZM194 129V130H193ZM203 129H205V131L203 132L202 130ZM224 129V130H223ZM7 130V131H6ZM14 130V131H13ZM37 130H38V132H37ZM46 130V131H45ZM99 130H100V132H99ZM162 130V131H161ZM170 130H172V132L170 131ZM174 130H175V132H174ZM178 132H177V131ZM180 130V131H179ZM208 130V131H207ZM215 130V131H214ZM236 130V131H235ZM10 132V134H9V132ZM33 131H34V134H32L33 133ZM75 131H77V132H75ZM94 131V132H93ZM98 131V132H97ZM104 131H107L108 133H109V135L107 136V134H106V132H104ZM117 131V132H116ZM124 131V132H123ZM131 131V132H130ZM137 131V130H136ZM135 131V132H136ZM139 131H140V129H139ZM184 131V132H183ZM192 131H194V132H196V133H194V132H192ZM199 131V132H198ZM239 131V132H238ZM8 132V133H7ZM36 132V133H35ZM92 132H93V134L95 135H93L92 134ZM105 133V135H106V137L104 136V133ZM129 132L132 134V133H134V134H136V135H132V136H134V138H136V141H135V139L133 140L134 141V143L132 144H129L130 143V141H129V139L128 138H130L131 137V135H129ZM138 132V131H137ZM190 132V133H189ZM209 132V133H208ZM229 132V133H228ZM237 132V133H236ZM38 133V134H37ZM79 133H80V135H79ZM111 133H112V136H114V137H116L117 135L119 136H117L116 138L120 141L119 143H118V140L116 139V143H115V141L113 140L114 139V137H112L111 136ZM122 133H125V134H128L129 135V137H128V135H126L125 136V134H122ZM140 133V132H139ZM171 133V134H170ZM178 133H180L179 135H180V137H184V138H180L179 136H177L178 135ZM186 133V134H185ZM191 133H192V135H191ZM213 133V134H212ZM252 133V134H251ZM259 133V134H258ZM7 134L8 135H11V136H7ZM13 134H15V135H13ZM38 135V140H35V139H37L36 138V136ZM58 135V136H61V137H58V136H55V135ZM98 134H100V135H98ZM168 134V135H167ZM174 134L177 136H174ZM201 134V135H200ZM231 134H232V136H231ZM235 134V135H234ZM239 136H238V135ZM246 134V135H245ZM17 135V136H16ZM30 135V136H29ZM36 135V136H35ZM43 135V136H42ZM54 135V136H53ZM75 135H77V136H75ZM88 135H90V136H88ZM98 135V136H97ZM116 135V136H115ZM123 135V136H122ZM154 135H156V140H155V138H152V137H155ZM183 135H185V136H183ZM229 135V136H228ZM242 135V136H241ZM248 135H249V137H248ZM94 136V137H93ZM100 136L102 137L103 136V139H101L100 138ZM122 136V137H121ZM143 136H144V138H143ZM167 136V137H166ZM168 136H170V137H168ZM192 137V139L190 138V137ZM196 136H197V138L198 139H196ZM205 136V137H204ZM237 136V137H236ZM241 136V137H240ZM260 136V137H259ZM12 137H13V141L14 140H16L17 142H15V144L13 143V141L11 140L12 139ZM43 137H44V140H43ZM56 137H58L57 139L54 138ZM64 137H67V138H64ZM106 139H105V138ZM109 137H110V140H109ZM122 139H121V138ZM123 137H125L126 139H128V141H129V147H128V144L126 145V143H125V145L123 144L124 143V141H121V140H126L125 138H123ZM173 137L175 138V139H173ZM179 137V139H177ZM187 137H189L191 140H189V139H187ZM212 137V138H211ZM236 137V138H235ZM253 137V138H252ZM10 138V139H9ZM16 138H18V139H16ZM35 138V139H34ZM99 138V139H98ZM168 138V139H167ZM170 138V139H169ZM205 138V139H204ZM231 138H233V139H231ZM249 138V139H248ZM1 139H3V140H1ZM8 139V140H7ZM32 139L34 140V141H32ZM40 139V140H41ZM59 139V140H58ZM98 139V140H97ZM108 139V140H107ZM131 139V141H132V137L130 138ZM146 139V138H145ZM153 141H152V140ZM166 139V140H165ZM189 140V141H187V140ZM207 139V140H206ZM212 139V140H211ZM242 140V142L240 141V140ZM261 139V140H260ZM103 140H105V141H103ZM141 140H140V142H141ZM168 140V141H167ZM186 140V141H185ZM199 140L200 141H203L202 142V144H203V146H202V144H201V142H199ZM211 140V141H210ZM225 140V141H224ZM238 140V141H237ZM256 140V141H255ZM3 141V142H2ZM10 141L12 142V144H10V146L8 145L9 143H10ZM38 143H37V142ZM100 141H102V143L103 142H105V143H100ZM110 141H112L113 142V144H114V146L115 147H113V144L111 145V143H110ZM128 141H126V142H128ZM132 141V142H133ZM139 141V140H138ZM166 141V142H165ZM174 141V142H173ZM179 141V142H178ZM181 141H185L184 143L183 142H181ZM227 141L229 142V143H227ZM32 142V143H31ZM37 144H36V143ZM88 142H89V144H88ZM95 142H97V143H95ZM122 142V143H121ZM145 142V141H144ZM143 142V143H144ZM168 142V143H167ZM186 142H188L189 143V145H188V143H186ZM191 142H194V144L192 143L191 144ZM199 142V146H198V144H196V143H198ZM246 142V143H245ZM258 142V143H257ZM4 143V144H3ZM20 143V144H19ZM34 143V144H33ZM83 143H84V145L86 144L88 147H86V145L84 146L83 145ZM98 143H100V146L101 145H104V146H102V148H103V150H105V154H104V157L102 156V158H104V159H102V160H105V162H103L101 165H98V166H96V164H94V163H91L90 161H86L85 162V164H82V165H80V166H76V165H74L73 166V170H72V172H74V171H76L75 172V174L76 175H78V178H79V181H81V179H82V183L81 182H76V183H79V184H81V185H78V184H76V183H74L75 185V188H80V189H83L84 191H85V193L88 191H90V193L91 194H88V193H86L87 195H89V197H85V198H88V200H95V201H93L94 202V204L91 202H86V203H82V204H80V206L79 205H76V204H73V203H67L68 201L66 200V203H65V200H61L62 198L60 197V194H61V192L59 193V194H57L58 196H56V195H52V191L53 190H47L46 189V187L45 186H43L42 185V176L44 175V174H47V172H48V174L49 173H51L50 175L51 176H53L55 179H58V178H60L59 180H61V176H62V179H64L65 181H67V182H72L71 181V177H72V175L70 174V173H63L61 176L60 175H58V173L57 172H55V170H53L54 168H55V166L56 167H58V165L61 163V166H62V164L63 165H65V163H69V161H71V160H68V161H66L67 160V158L69 159L70 157L72 158L73 157V155H76V154H78V151L79 152H81L82 153V149H84V152L86 151V150H88V152L91 154V158H90V156H88V155H90L89 153H87V152H85L84 154L82 153V155L80 154V155H76L75 156V158H74V160L76 159H79V157L80 156H83V157H80V158H85V156H86V158H88V159H93V156L94 157H96L95 155L97 154V151H100V150H98V149H101L100 148V146L98 147ZM120 143H121V146L122 145H124V146H122V147H124V148H132L130 151H131V153L133 154V152L135 153V149H138L137 151H141V149H142V151L141 152H138L137 153V151H136V153L138 154V159L137 158H133L135 155V157H137V154H133L132 156L130 155L131 153L129 152V150L127 149H124V148H122L123 150L121 151V146H120ZM212 143V144H211ZM222 143V144H221ZM223 143H224V145H223ZM242 143V144H241ZM5 144H7L6 145V147H4V150H3V147H2V145L3 146H5ZM19 145V147L17 146V145ZM36 144V145H35ZM94 144V146H92ZM171 144V145H170ZM179 144H182L181 146H183L182 147V149H181V146L179 145ZM184 144V145H183ZM191 144V145H190ZM205 144H207V145H205ZM216 146H215V145ZM239 144L241 145V146H239ZM246 146H245V145ZM38 145V146H37ZM39 145H40V147H42L43 146V148H42V150L43 151H45V148L47 149V147H48V151H56L55 152V155L53 154L54 152H52L51 151V153H52V155H54V157L51 155V153L49 152V157H47V156H45V155H47V152L45 151V153L46 154H44L43 155V152H41L42 150H41V148L39 147ZM82 145H83V147H85V148H82ZM94 147V149H90L89 147ZM138 145H140V147L138 146ZM146 145H147V147H146ZM168 145V146H167ZM221 146V147H219V146ZM224 147H223V146ZM262 145H263V147H262ZM14 146H16V149H15V147ZM21 146H23V147H21ZM31 146V147H30ZM34 146V147H33ZM45 146V147H44ZM108 146V147H107ZM135 146H137V147H139V148H137V147H135ZM189 146V147H188ZM213 146L214 147H216V148H213ZM9 147V149L8 150H6L7 148ZM12 148V150H11V152H9L10 151V149ZM18 147V148H17ZM28 147L31 149L30 151H28ZM32 147H33V149H32ZM36 147V148H35ZM37 147H38V149H37ZM56 147L57 148H59V150L58 149H56ZM119 147H120V150H119ZM142 147V148H141ZM143 147H146V149L145 148H143ZM193 147V148H192ZM200 147V148H199ZM202 147H204V149L202 148ZM210 147H212V148H210ZM233 147V148H232ZM245 147V148H244ZM249 147V148H248ZM20 148V149H19ZM116 148H118V149H116ZM135 148V149H134ZM141 148V149H140ZM171 150H170V149ZM196 148V149H195ZM210 148V149H209ZM217 148H218V150H217ZM230 148V149H229ZM241 148V149H240ZM243 148V149H242ZM19 149V150H18ZM23 149H24V151H26L27 152V155H26V153L24 152L23 153ZM26 149V150H25ZM79 149H81V150H79ZM86 149V150H85ZM134 149V150H133ZM143 149H145L144 151H143ZM150 149V150H149ZM165 149H166V151H165ZM174 149V150H173ZM177 149V150H176ZM178 149H180V150H178ZM184 149V150H183ZM195 149V150H194ZM223 149H225L224 151H223ZM16 150V151H15ZM22 150V151H21ZM35 150H37V151H40L39 152V154L40 155H42L43 157L42 158H40V155L38 156L34 151ZM59 151V153L61 154H59L60 155V158H58L59 157V155H58V151ZM97 150V151H96ZM102 150V149H101ZM109 150L111 151V155L109 154ZM115 151L116 152V155L114 154V153H112V151ZM116 150H119V151H116ZM154 152V153H152L151 155L149 154L150 152ZM153 150H155L156 151V153H155V151H153ZM187 150H190V151H187ZM193 150V151H192ZM207 150V151H206ZM208 150H212V151H208ZM216 152H215V151ZM228 150V151H227ZM235 150V151H234ZM255 150V151H254ZM6 151H8V153L6 152ZM120 151L121 152H126V151H128V152H126V153H124L125 155V157L123 156V153L121 154L120 153ZM171 151H173V153L171 152ZM176 151H178V152H176ZM180 151H181V153H180ZM185 151V152H184ZM201 153H200V152ZM204 151V152H203ZM206 151V152H205ZM217 151H219V152H217ZM226 151V152H225ZM245 151H246V153H245ZM250 153H249V152ZM251 151H252V153H251ZM13 152V153H12ZM17 152H18V154H17ZM29 152V153H28ZM117 152H118V154H117ZM199 152V153H198ZM262 152V153H261ZM10 153H11V155H10ZM15 153H16V155H15ZM21 153H23V154H21ZM33 153V154H32ZM34 153H35V155L36 156H38V157H34L35 155H34ZM57 153V154H56ZM129 153V154H128ZM141 153V154H140ZM148 154V155H144V154ZM177 153V154H176ZM184 153V154H183ZM203 153V154H202ZM210 153V154H209ZM214 153H216L215 154V156H214ZM228 153V154H227ZM231 153V154H230ZM233 153V154H232ZM245 153V154H244ZM248 153H249V155H248ZM4 154H6V155H10V157H12V155H14L11 159H10V157L8 158V156H7V158H4V157H6V155L5 156H3ZM21 154V155H20ZM62 154H64V158L62 157ZM106 154H108L107 156H109V157H107V156H105ZM128 154V155H127ZM155 156H154V155ZM161 154H163V155H161ZM170 154H171V156H170ZM173 154V155H172ZM183 154V155H182ZM224 154V155H223ZM26 155V156H25ZM30 155H33L32 157L34 158V160H33V158H31V160H30ZM58 155V156H57ZM117 155L118 156H120L121 155V157H118L117 158ZM140 155H141V158H140ZM170 157H169V156ZM175 155V156H174ZM193 155V156H192ZM219 155H220V157H219ZM227 155V156H226ZM235 155H237V156H235ZM245 155V156H244ZM19 156V157H18ZM22 156V157H21ZM24 156V157H23ZM29 156V157H28ZM57 156V157H56ZM88 156V157H87ZM114 158H113V157ZM126 156H128V158L126 157ZM130 156V157H129ZM154 156V157H153ZM178 156V157H177ZM181 156H183V157H181ZM232 156H234L233 158H232ZM246 156H247V158H246ZM249 156H251V157H249ZM16 157V158H15ZM18 157V158H17ZM20 157L21 158H25L24 159V161H23V159H20ZM106 157V158H105ZM172 157V158H171ZM195 157H196V159H195ZM207 157V158H206ZM216 157V158H215ZM227 157H228V159H227ZM254 157V158H253ZM47 158H48V161H47ZM56 158H58V159H56ZM110 158H112V162H111V159ZM121 158H123V159H121ZM126 158V160L127 161H125L124 159ZM144 158V159H143ZM174 158V159H173ZM182 158L186 161V163H184L183 162V160H182ZM199 158V159H198ZM204 158V159H203ZM231 158V159H230ZM246 158V159H245ZM5 159V160H4ZM6 159L7 160H9V162H6ZM16 159V160H15ZM20 161H19V160ZM40 159V160H39ZM50 159V160H49ZM52 159H54L53 161H52ZM107 159H110V160H107ZM114 159V160H113ZM146 159V160H145ZM168 159V160H167ZM181 159V160H180ZM240 159V160H239ZM262 159H263V161H262ZM18 161L19 163H16L15 161ZM38 161V162H36V161ZM120 161V163L119 162H117V161ZM130 160V161H129ZM137 161V164H135L136 163V161ZM163 160V161H162ZM165 160V161H164ZM173 160V161H172ZM176 160H178L177 162H175ZM224 162H223V161ZM231 162H230V161ZM247 160V161H246ZM251 160V161H250ZM261 160V161H260ZM15 162V164H14V162ZM32 161V162H31ZM39 161H40V163H39ZM50 161H51V163H50ZM56 161H58V162H56ZM61 161V162H60ZM73 161V160H72ZM111 163H110V162ZM116 161V162H115ZM121 161H122V167H121ZM124 161V162H123ZM143 161H146V162H143ZM169 161H171V162H173V164H175V166L174 165H170V164H172L171 162H169ZM196 161V162H195ZM220 161V162H219ZM242 162V163H240V162ZM253 161V162H252ZM3 162V163H2ZM11 162V163H10ZM12 162H13V164H12ZM23 162V163H22ZM36 163V165H34L35 163ZM48 164H47V163ZM126 162H127V164H126ZM164 162H166V163H164ZM193 162H194V165H193ZM258 162V163H257ZM28 163H29V165H34L35 167H33V166H29V167H27L28 166ZM32 163H34V164H32ZM38 163V164H37ZM53 163H55V164H53ZM107 163V164H106ZM108 163H110V164H108ZM114 163V164H113ZM118 163V165H116ZM132 163V164H131ZM164 163V164H163ZM170 163V164H169ZM218 163H219V167H218ZM232 163V164H231ZM236 163H238V164H236ZM240 163V164H239ZM251 163V164H250ZM23 164V165H22ZM126 164V166L124 167L123 165H125ZM131 165V166H128V165ZM145 164V165H144ZM156 164H158V165H156ZM168 164V165H167ZM183 164V165H182ZM185 164H186V166H185ZM191 164V165H190ZM215 164H217V165H215ZM221 164L223 165V166H221ZM259 164V165H258ZM25 165H26V167H25ZM42 167H41V166ZM52 165V166H51ZM136 165V166H135ZM161 165V166H160ZM166 165V166H165ZM254 165V166H253ZM262 167H261V166ZM41 167L42 168V171H41V173H39V171H35V170H33V168H38V167ZM45 166V167H44ZM48 166V167H47ZM50 166H51V168L54 166V168H52V171H54V173L51 171V169H50ZM61 166H59V167H61ZM82 166V167H81ZM136 168H135V167ZM147 166H149V167H147ZM152 166H154V167H152ZM178 166V167H177ZM180 166V167H179ZM190 166V167H189ZM194 166V167H193ZM233 166V167H232ZM248 166H250V167H248ZM252 166V167H251ZM260 166V167H259ZM39 167V168H40ZM47 167V168H46ZM76 167V168H75ZM107 167V168H106ZM151 167V168H150ZM159 167V168H158ZM168 167V168H167ZM176 167V168H175ZM186 167H187V172L186 171H184V170H186ZM193 167V168H192ZM27 170H25V169ZM29 169V171L30 172H34L33 174H35V172H36V175L37 174H39V176H38V178L40 177V179H38V181H36L37 179H36V177H34V175L32 174V173H30L29 171H28V169ZM40 168V169H41ZM48 170V169H50V171L48 170V171H45L46 169ZM99 168V169H98ZM121 168H123L122 170H121ZM128 168V169H127ZM146 168V169H145ZM154 168V169H153ZM156 168H158L157 170H156ZM161 168H163V169H161ZM179 168V172H180V174H179V172L177 173V169ZM189 168V169H188ZM218 168H220V169H218ZM235 168V169H234ZM4 169V171L6 170L7 172H3L2 170ZM31 169V170H30ZM43 169H45V170H43ZM74 169H76V170H74ZM109 169V170H108ZM125 169V170H124ZM176 169V170H175ZM183 169V170H182ZM196 169V170H195ZM33 170V171H32ZM79 170V171H78ZM112 170V171H111ZM113 170H114V172L116 173V174H114L113 175ZM131 171L130 173L128 172V171ZM138 170V173L136 172ZM141 170V171H140ZM150 170H152V171H150ZM155 170V171H154ZM158 170H162L161 172L163 173V175H162V173L160 172V171H158ZM176 172H175V171ZM182 170V171H181ZM191 170V171H190ZM208 170V171H207ZM246 170H247V172H246ZM250 170V171H249ZM251 170H252V172H251ZM256 170V171H255ZM260 170V171H259ZM24 171V172H23ZM45 171V172H44ZM78 171V172H77ZM105 173H104V172ZM110 172V174H109V176L111 177V179H109V178H107V177H109L108 175H106V176H104V174H106V172ZM132 171H134V172H132ZM166 171H168V172H166ZM171 171H173L171 174H170V172ZM203 171V172H202ZM240 171H243L242 173H240ZM22 172V173H21ZM25 172H26V174H29V176H26V174H25ZM125 172V173H124ZM157 172V173H156ZM3 173V174H2ZM44 173V174H43ZM53 173V174H52ZM103 174V175H100V174ZM119 173V174H118ZM122 173V175H120ZM131 173H133V174H131ZM137 173V174H136ZM154 173V174H153ZM161 173V174H160ZM165 173H166V175H165ZM190 173V174H189ZM200 173V174H199ZM204 173V174H203ZM249 174V175H246V174ZM7 174V176H6V179H4L5 177V175ZM20 174H22V175H20ZM31 174V175H30ZM40 174H42V176L40 175ZM67 174H69V176L67 175ZM84 174V176H81V175H83ZM176 174H178V175H176ZM3 175V176H2ZM33 175V176H32ZM80 175V176H79ZM119 175V176H118ZM132 175H133V177H132ZM142 175V176H141ZM180 175V176H179ZM205 177H204V176ZM26 176V177H25ZM85 176H86V178H85ZM91 176H94V177H96V178H94V177H91ZM97 176H98V178H97ZM104 176V177H103ZM117 176V177H116ZM120 176H121V178H123L122 180H121V178H120ZM130 176L131 177V179H132V181H130V182H128L129 180L128 179H130V177L128 178V177ZM139 176V177H138ZM163 176V177H162ZM174 176V177H173ZM175 176H176V179H175ZM187 176V177H186ZM190 176V177H189ZM212 176V177H211ZM232 176V177H231ZM236 176V178H234ZM244 176V177H243ZM3 177V178H2ZM20 177V178H19ZM22 177H24L23 179H24V181H22L23 179H21ZM70 177V178H69ZM82 177V178H81ZM89 177H91V178H89ZM100 177V178H99ZM116 177V178H115ZM119 177V178H118ZM127 178V180H126V178ZM136 177V178H135ZM181 179H180V178ZM185 177V178H184ZM88 181L89 179L92 181V182H89L91 185H92V187L91 186H89L88 188L86 187V188H84V185L83 184H85L86 182H84L85 181V179ZM103 178H105L104 180L106 181L105 182V184L107 185V186H109L108 188H106V187H104L105 185L102 183L104 180H103ZM133 178H135V179H133ZM141 178V179H140ZM145 180V181H143V179ZM167 178V179H166ZM174 179V181H173V179ZM237 178H238V180H237ZM245 178H250V179H248V180H246ZM18 179H21V181L20 180H18ZM96 181H95V180ZM120 179V180H119ZM207 179V180H206ZM223 179V180H222ZM228 179V180H227ZM230 179V180H229ZM40 180V181H39ZM95 181V183H96V185H95V183H94V181ZM102 180V181H101ZM124 180V182H125V184L124 185H126V184H128V186H132V188H129L127 185L126 186H124L123 185V183L124 182H122ZM147 180V181H146ZM159 180V181H158ZM192 180H194V181H192ZM236 182H235V181ZM246 180V181H245ZM8 183H7V182ZM11 181H15V185H13V182H11L12 183V185H11V183L10 182ZM56 181V180H55ZM109 181V182H108ZM111 181V182H110ZM112 181H114V182H112ZM121 183H120V182ZM134 181V182H133ZM140 181L141 182H143V183H140ZM151 181V182H150ZM153 181V182H152ZM197 181V182H196ZM213 183H212V182ZM219 184V186H218V184H216V182ZM232 181H233V183H232ZM245 181V182H244ZM101 182V183H100ZM137 182H138V184H137ZM161 184H159V183ZM163 182V183H162ZM230 182V183H229ZM109 183V184H108ZM112 183V184H111ZM137 185H136V184ZM140 183V184H139ZM144 183H146V185L144 184ZM151 183H154V184H152L151 185ZM156 183V184H155ZM205 183V184H204ZM221 183V184H220ZM229 183V184H228ZM243 183V184H242ZM246 183V184H245ZM249 183V184H248ZM251 183V184H250ZM101 184H102V186H101ZM111 184V185H110ZM115 184H117V185H115ZM132 184H134V185H132ZM142 184V185H141ZM160 185L159 187H158V185ZM178 184V185H177ZM200 184V185H199ZM208 184V185H207ZM214 186H213V185ZM248 184V185H247ZM76 185H78V186H76ZM83 185V186H82ZM100 185V186H99ZM136 185V186H135ZM140 185V186H139ZM146 187H145V186ZM206 185V186H205ZM216 185H217V187H216ZM222 185H224V187H222ZM229 185V186H228ZM234 187H233V186ZM241 185V186H240ZM251 185V186H250ZM258 185V186H257ZM81 186V187H80ZM114 186H115V188H114ZM120 186H122V187H120ZM164 186V187H163ZM178 186V187H177ZM184 186V187H183ZM240 186V188L238 189V187ZM7 187H9V188H7ZM12 187V188H11ZM19 187H20V189H19ZM39 187H45V189H46V191H43L41 188L39 189V192H38V190H37V188H39ZM102 187H104V188H102ZM111 187V188H110ZM118 187H119V189H118ZM129 189H128V188ZM186 187V188H185ZM228 187V188H227ZM231 187V188H230ZM246 187V188H245ZM4 188H5V190H4ZM94 188H95V190H94ZM105 188H106V190H105ZM124 188V189H123ZM145 188V190H142L141 191V189H144ZM189 188H191V190H192V192H189ZM204 188V189H203ZM234 188V189H233ZM255 188V189H254ZM12 189V190H11ZM101 189H103V191L101 190ZM107 189H109V190H107ZM110 189H112V190H110ZM122 189V190H121ZM134 189V190H133ZM138 189H140V190H137ZM189 189V190H188ZM212 189V190H211ZM256 189H257V192H256ZM258 189H259V191H260V194L258 193L259 191H258ZM93 190V192H96V194L95 193H93V192H91ZM124 190V191H123ZM129 190V191H128ZM133 190V191H132ZM184 190H188V192H186V194L188 195H186L185 193H183V191ZM248 190V191H247ZM5 191V192H4ZM104 191H106V194L109 196L110 194V196H109V198H107L108 196L107 195H104L105 194V192ZM117 191H118V193H117ZM131 191H132V193H131ZM136 191V192H135ZM140 191V192H139ZM148 191V192H147ZM159 191V192H158ZM195 191V192H194ZM231 191V192H230ZM253 191V192H252ZM6 192H10L8 195H6L7 197H6V199H5V194H6ZM40 193V194H35V193ZM44 192V193H43ZM50 192H51V194H50ZM69 192L71 193L72 191L69 189ZM101 192H103L102 193V195L100 194ZM110 192H112V193H110ZM126 192H127V194H128V196H127V194H126ZM130 194H129V193ZM139 192V193H138ZM150 192V193H149ZM158 192V193H157ZM168 192V193H167ZM185 192V191H184ZM254 192H255V194H254ZM263 192V193H262ZM2 193V194H1ZM4 193V194H3ZM27 193V194H26ZM32 193H34V194H32ZM47 193V194H46ZM49 193V194H48ZM93 193V194H92ZM113 193H114V195H113ZM115 193H117V197L116 198H114L115 197ZM122 193H125V194H122ZM135 193V194H134ZM143 193V194H142ZM149 193V194H148ZM180 193V194H179ZM200 193V194H199ZM217 193V194H216ZM262 193V194H261ZM15 194H18V195H16L15 196ZM23 194V195H22ZM42 194H44V198L42 197L43 195ZM46 194V195H45ZM121 194V195H120ZM147 194V195H146ZM156 194V195H155ZM165 194V195H164ZM169 194V195H168ZM178 195V196H176V198H173L172 199V197H174V195ZM204 194V195H203ZM239 194H241V195H239ZM259 195V197H258V195ZM29 195H31V196H29ZM92 196V198H90L91 196ZM96 195V196H95ZM104 195V196H103ZM113 195V196H112ZM119 195V196H118ZM126 195V196H125ZM137 195V196H136ZM149 195V196H148ZM151 195V196H150ZM164 195V196H163ZM172 195V196H171ZM200 195V196H199ZM235 195H237V196H235ZM257 195V196H256ZM14 196V197H13ZM17 196H19V197H17ZM25 196V197H24ZM35 196V197H34ZM48 196V197H47ZM61 196H62V194H61ZM105 196H107V197H105ZM134 196H136V197H134ZM147 198H146V197ZM164 198H163V197ZM212 196H213V198H212ZM230 196H232L231 198H230ZM16 197H17V199H16ZM37 197V198H36ZM99 197V198H98ZM104 197H105V199H104ZM114 199V200H112V198ZM121 197V198H120ZM141 197V198H140ZM145 197V198H144ZM149 197V198H148ZM151 197H153V198H155V199H153V198H151ZM179 197H180V199H179ZM204 197V198H203ZM233 197H235V198H237V199H235L234 198V200H236L235 202H237V203H235L234 202V200H233ZM243 197V198H242ZM20 198V199H19ZM31 198V200H29ZM41 198V199H40ZM57 198H61V199H57ZM90 198V199H89ZM98 198V199H97ZM102 198L104 199V200H102ZM107 198V199H106ZM132 198V199H131ZM138 198H140V199H138ZM157 198V199H156ZM167 198H168V200L169 201H167ZM201 198H202V201H201ZM245 198V199H244ZM21 199H23L24 201L22 202V200ZM34 199H35V202H34ZM38 199H40V200H38ZM99 199H101V200H99ZM109 199V200H108ZM117 199V200H116ZM120 199V200H119ZM130 199H131V201H130ZM243 199H244V201H243ZM260 199V200H259ZM11 200H13V201H11ZM17 200H21L20 202L18 201V202H16ZM54 200H55V203H54ZM59 200H60V203H59ZM100 202V204L102 203L101 201H103V203L100 205L99 204V202ZM107 200V201H106ZM110 200H112L113 202H115L114 203V205H109V207H112V212H111V210L110 209H108L109 207H108V204L110 203H113L112 201H110ZM116 200V201H115ZM121 200H123V201H121ZM125 200V201H124ZM144 200V201H143ZM153 200V201H152ZM158 202H157V201ZM162 200V201H161ZM173 200H175L174 201V203H173ZM222 200H223V202H222ZM239 200V201H238ZM7 201V202H6ZM53 201V202H52ZM58 201V202H57ZM64 201V202H63ZM97 201V202H96ZM119 201V202H118ZM128 201V202H127ZM138 201V203H140V204H136V202ZM142 201V202H141ZM155 201V202H154ZM166 201V202H165ZM180 201H182V202H180ZM191 201V202H190ZM245 201H247V202H245ZM25 202V203H24ZM47 202V204H48V202H49V204H48V208H47V205L45 206V203ZM51 202H52V204H51ZM118 202V203H117ZM125 202V203H124ZM154 202V203H153ZM168 202V203H167ZM171 202L173 203V205L171 204ZM218 202V203H217ZM221 202V203H220ZM226 202H228V203H226ZM230 202V203H229ZM238 202H241V204L239 203L238 204ZM17 203H18V205H17ZM22 203H23V205L24 206H22ZM56 203H59L58 204V206H57V204ZM62 203V204H61ZM107 204V205H105V204ZM121 203V204H120ZM156 203V204H155ZM160 205H159V204ZM161 203H163L164 205H161ZM180 203H182V204H180ZM183 203H184V205H183ZM207 203H209L208 205H207ZM223 203V204H222ZM235 203V204H234ZM245 203H248L247 205L245 204ZM255 203V204H254ZM6 204V205H5ZM13 204V205H12ZM20 204V205H19ZM26 204V205H25ZM36 204V205H35ZM57 206H55V205ZM65 204V205H64ZM86 204H88V205H86ZM93 206H92V205ZM120 204V205H119ZM126 204H128L127 206H126ZM146 204V205H145ZM150 204H152V206L153 207H151L150 206ZM166 204V205H165ZM177 204V205H176ZM214 204V205H213ZM218 204H220L221 206L222 205H224V204H226V205H228L230 208H236V210L234 211V209H233V211H231V210H229V209H227L228 207H225L227 210H229V211H231V212H234V213H232V216L231 215H229L227 212H225L226 211V209L224 208V207H221L220 205H218ZM230 204V205H229ZM245 204L246 206H243V205ZM249 204H251V206L249 205ZM2 205H4V206H2ZM29 205V206H28ZM35 205V206H34ZM86 207H85V206ZM97 205H99L98 207H101V209L100 208H97L96 207V209H95V206H97ZM116 205H119V206H121V207H118V206H116ZM123 205V206H122ZM171 205V206H170ZM180 207H179V206ZM186 205V206H185ZM189 205V206H188ZM192 205V206H191ZM209 205H212V206H210L211 208L209 209L207 206H209ZM233 205V206H232ZM256 205V206H255ZM7 206H8V208H7ZM21 206V207H20ZM27 206V207H26ZM43 207V210L45 211H41V209H42V207L39 209L38 207ZM59 206L61 207L60 209L62 210V208H64V206H65V210L64 211H68L67 212V214H70V217L68 216L67 217V215H65V213H64V215L67 217V219H66V217L63 215V213H61V211H59L60 209H59ZM67 206V207H66ZM76 206V207H75ZM82 206V207H81ZM131 206H132V208H131ZM136 208H135V207ZM159 207L160 208V210H158V209H156L155 207ZM161 206H163V207H161ZM235 206V207H234ZM240 206V207H239ZM259 206V207H258ZM5 207V208H4ZM10 207H12V209L10 208ZM19 207H20V210H19ZM25 207V208H24ZM54 207H56L57 209V211L55 210V213H52V212H54V210L52 211L51 209H54ZM92 207V208H91ZM106 207V208H105ZM108 207V208H107ZM115 207H118V208H120L119 210H120V212H119V210H115ZM126 207V208H125ZM130 207V208H129ZM164 207H166V208H164ZM190 207V209H188ZM193 207H194V209H193ZM207 207V208H206ZM249 210L250 208H251V210H249V212H246V211H248L246 208ZM254 207L256 208V210L254 209ZM258 207V208H257ZM27 208V209H26ZM32 208V209H31ZM68 208V209H67ZM81 208V209H80ZM87 208V209H86ZM91 208V209H90ZM122 208V209H121ZM138 208V209H137ZM154 208V209H153ZM174 208V211H172L171 212V210ZM214 208V209H213ZM215 208H217V210L219 211H217L216 213L214 212V210H215ZM245 208V209H244ZM262 208V209H261ZM31 209V210H30ZM47 209V210H46ZM75 211H74V210ZM88 209H90V211L88 210ZM97 209H99V211L97 210ZM127 209H130V210H127ZM146 209V210H145ZM162 209V210H161ZM171 209V210H170ZM205 209H206V211H205ZM208 209V210H207ZM238 209V210H237ZM241 209V210H240ZM6 210H7V212H6ZM26 210V213H24V211ZM36 210H39L40 211V213L41 214H43V215H41V214H39V211H37V214H35L34 213V211ZM109 210V211H108ZM124 210V211H123ZM126 210V211H125ZM132 210V211H131ZM136 211V212H134V211ZM137 210H139V211H137ZM155 210L157 211V212H155ZM166 210H167V212L169 213H167L166 212ZM176 210V211H175ZM179 210V211H178ZM197 211L196 212V214H194L195 212H193V211ZM211 210H213V211H211ZM243 210V211H242ZM245 210V211H244ZM262 210V211H261ZM9 211V212H8ZM19 211V212H18ZM27 211H29V212H27ZM35 211V212H36ZM47 211H50V213L49 212H47ZM52 211V212H51ZM84 212L83 214H80V212ZM92 211V212H91ZM98 211V212H97ZM100 211H103V212H105V214L104 215H102V213H99ZM124 213H123V212ZM141 211V212H140ZM147 211V212H146ZM155 212V213H153V212ZM203 211V212H202ZM211 211V212H210ZM238 212V214H241L242 212L244 213V212H246L245 214L246 215H244V217L243 216H240V217H238L236 214H237V212ZM254 212L255 213V211H256V213H255V215L256 214H258V215H256L257 217L258 216H261V219H256L254 216V214L253 213H251V212ZM257 211H258V213H257ZM8 213V214H6V213ZM14 212V213H13ZM49 214V215H47V213ZM60 212V213H59ZM94 213V214H97V215H102V216H105L106 214H107V216L109 217V218H111V220L114 218V220H112V221H110V219L109 218H106L107 216H105V219L106 220H104V218H103V220H104V224H101L100 226H95L94 227V230H92V229H90V231L92 232H97L98 230H99V232L100 233H103V229H104V227H105V224H106V226H107V224L108 225H111V223H114V221H121V222H125V221H127L128 222V220H129V222L128 223H132V222H136V226H137V230L136 231H133V230H131V231H129V232H122V233H119V234H115V235H117L116 237H115V235L113 236H107V237H109V238H105L106 239V242H103V240L101 241L102 243H105V244H102V243H100L99 241H96L95 239H90L89 240V242H90V244L94 247L93 249H92V247H90V245H89V242H87V243H84V244H82V243H80V242H78V240H81V239H79V237H78V240H76L75 238H74V242L72 241L71 242V240L73 239H71V237H73V235H74V233L76 232V231H72V233H73V235L71 236L70 234H69V230L67 229V228H69V226H70V224L72 223V224H74V225H76V223L78 224V226L80 225V227H82L81 225H82V223L85 221V219L86 218H88V217H90V215H92L91 213ZM127 212V213H126ZM144 212V213H143ZM146 212V213H145ZM162 212V213H161ZM200 212H202V214L200 213ZM214 212V213H213ZM260 212V213H259ZM34 213V214H33ZM44 213H46V214H44ZM52 213V214H51ZM76 215H75V214ZM89 213V214H88ZM111 213V214H110ZM150 213H152V214H150ZM161 213V214H160ZM185 213V214H184ZM207 213V215H205ZM210 213V214H209ZM215 214V215H212V214ZM247 213H251V214H249L250 216H252V217H248L249 215L247 214ZM3 214H5L6 216H8V217H5V215H3ZM53 214H55L54 215V219H55V221L57 220L58 222L57 223H59V225H60V223H61V226H62V223H63V225H66V224H68V222L70 223V221H69V219L70 220H72V216H73V214H74V218L77 216L78 217V221H79V217L80 216H78L77 214H79V215H81L82 217H84V221H83V218H82V220L80 219V222H78L77 220H76V218H75V220H76V223H74L75 222V220H74V218H73V221H71V223L70 224H68L69 226L68 227H59L57 224H55L56 222L54 221V219L52 218V215ZM62 216H61V215ZM93 214V215H94ZM120 216H119V215ZM140 214H142V215H140ZM154 214H157L156 216H154ZM164 214V217H165V219H164V217H162L161 215H163ZM166 214V215H165ZM210 216H209V215ZM254 216H253V215ZM2 215V216H1ZM45 215H47L48 217L51 215V218L49 217V219H48V217H46ZM59 216L60 218H57L56 216ZM72 215V216H71ZM84 215V216H83ZM92 215V216H93ZM126 215V216H125ZM170 215V216H169ZM196 215H198V216H203L204 215V217H197ZM242 215V214H241ZM14 216V217H13ZM19 216H22L21 218L19 217ZM39 216V217H38ZM42 216V217H41ZM64 216V217H63ZM117 216V217H116ZM150 216V217H149ZM195 216V217H194ZM208 216V217H207ZM246 216V217H245ZM4 217V218H3ZM46 217V218H45ZM57 219H56V218ZM62 217V218H61ZM115 217H116V219L117 220H115ZM127 217H128V220H126L127 219ZM131 217V218H130ZM141 217H142V219H143V221H144V223H143V221H140V220H142L141 219ZM144 217V218H143ZM172 217V218H171ZM191 217V218H190ZM231 217V218H230ZM16 218V219H15ZM18 218V219H17ZM22 218L24 219L23 221H21L22 220ZM41 219V220H39L38 221V219ZM42 218H43V220H42ZM45 218V219H44ZM66 219V224H64L65 223V219ZM81 218V217H80ZM120 218H121V220H120ZM151 219V220H149V219ZM158 218V219H157ZM177 218V219H176ZM188 218H189V220H188ZM194 218V219H193ZM198 219V221H196L197 219ZM229 218V219H228ZM246 218V219H245ZM258 218H260V217H258ZM29 219V221H27ZM32 221H31V220ZM52 219H53V221H52ZM130 219H132V220H130ZM135 219H137V220H139V222L137 221V220H135ZM145 219H147V221L149 222V224H148V222L145 220ZM153 219H154V221H153ZM156 219V220H155ZM169 219V220H168ZM174 219V220H173ZM176 219V220H175ZM201 219V220H200ZM208 219V220H207ZM210 219V220H209ZM220 219V220H219ZM253 219V220H252ZM63 220V221H62ZM107 220H108V223H107ZM135 220V221H134ZM158 220V221H157ZM163 220V221H162ZM187 220V221H186ZM241 220V221H240ZM244 222H243V221ZM260 220H262V221H260ZM21 222V226L22 225H24V227H22L23 229H22V231H23V234L25 233V231H26V235H25V237H24V235L23 234H21V229H20V226H16L17 224H18V222ZM38 223H37V222ZM51 221V222H50ZM62 221V222H61ZM131 221V222H130ZM162 221V222H161ZM175 221V222H174ZM178 221V222H177ZM193 221V222H192ZM213 221V222H212ZM220 221V222H219ZM228 221V222H227ZM234 222V224L232 225V223L231 222ZM239 221V222H238ZM247 221H249L248 223H247ZM20 222H19V224H20ZM29 222H32V223H34L35 224V226L33 225V224H29ZM42 222V223H41ZM46 224H48V225H46ZM49 222V223H48ZM53 222V223H52ZM82 222V223H81ZM118 223V227H123V226H125V227H128L129 225H126V223L127 222H125L124 224H122V223ZM177 222V223H176ZM198 222V223H197ZM203 222H205V223H203ZM208 222H210V224L208 223ZM217 222V223H216ZM227 222V223H226ZM1 223L2 224H5V225H1ZM14 223H15V225H14ZM41 225H40V224ZM51 223V224H50ZM127 223V224H128ZM147 223V224H146ZM217 225H216V224ZM218 223H221V226L223 227V229H222V231H220L221 233H219L218 232V234H221V235H218L217 234V240L215 239V238H211V239H213V240H210V242L211 241H213V243L211 242H208V240L206 241H201V242H198V243H194L193 244V242H191V243H189L190 245H188V246H185V248H184V246L182 247V248H180V249H183V254H177V253H175V250H176V248L178 247V244L176 243V241L178 242V241H180V240H178V239H182L183 240V238L184 237H188V235L191 233H194V232H192V231H195L196 230V228L197 229H203V227H208L209 226V228H214V226H216V227H218ZM226 223V224H225ZM229 223H231L230 225H229ZM251 224V225H246V224ZM253 223H257V224H259L258 226L257 225H255V224H253ZM18 224V225H19ZM42 224H43V226H42ZM55 224V225H54ZM122 224V225H121ZM132 224H135V223H132ZM145 226H144V225ZM163 224V225H162ZM185 224H186V226H185ZM199 224V225H198ZM236 224V225H235ZM240 226H239V225ZM30 225H33V226H30ZM46 225V226H45ZM57 225V227L56 228H58V229H56L55 228V226ZM150 225V226H149ZM155 225V226H154ZM198 225V227H196ZM225 225H227V227L225 228L226 230H224V227H225ZM235 225V226H234ZM1 226H4V228H5V226H6V229H4L3 230V227H1ZM16 228H15V227ZM26 226V227H25ZM39 226V227H38ZM42 226V227H41ZM45 226V227H44ZM50 226L52 227L51 228V230L49 229L50 228ZM104 226V227H103ZM140 228H139V227ZM144 226V227H143ZM150 228H148V227ZM165 226H167L168 228H165ZM171 226V227H170ZM183 226V227H182ZM193 226V227H192ZM220 226V225H219ZM232 226H234V227H232ZM237 226V227H236ZM247 226V227H246ZM256 228H255V227ZM100 227L102 228L103 227V229H100ZM158 227H159V229H158ZM230 227V228H229ZM236 227V228H235ZM239 227V228H238ZM18 228V229H17ZM29 229V231H28V229ZM40 228V229H39ZM96 228V229H95ZM142 228V229H141ZM147 228V229H146ZM154 228V229H153ZM155 228H156V230H155ZM170 228V229H169ZM242 228V229H241ZM246 228V229H245ZM248 228V229H247ZM262 230H261V229ZM8 229V230H7ZM17 229V230H16ZM20 229V230H19ZM27 229V230H26ZM42 229H44V231L42 230ZM56 229V230H55ZM61 229V230H60ZM65 229H67V230H65ZM80 229H83V228H80ZM134 229V228H133ZM140 229V230H139ZM171 229H173V230H171ZM177 229V230H176ZM240 229V230H239ZM252 229L253 230H255V233L253 234L252 233ZM259 229V230H258ZM33 230H35V231H33ZM37 230V231H36ZM38 230H39V232L41 233L40 234V236H39V233H37L38 232ZM48 232H47V231ZM52 230H54V231H52ZM58 230H60V233H59V231ZM97 230V231H96ZM145 232H144V231ZM165 230V231H164ZM170 230V231H169ZM231 230V231H230ZM260 230L262 231V233L260 232ZM6 231H8V232H6ZM16 231V232H15ZM55 231H58L57 233H58V235H56L57 233H55ZM138 231V232H137ZM149 231H150V233H149ZM152 231V232H151ZM155 231V232H154ZM172 231V232H171ZM173 231H176V232H173ZM223 231H224V233H223ZM257 231H259L258 232V234H257V239H260V240H262V238H263V240H262V243L260 242V240H256L255 239V234H256V232ZM6 232V233H5ZM12 232H15V233H12ZM27 232H28V234H27ZM32 232H33V235H32ZM99 232H97L98 234H99ZM134 232V233H133ZM147 232V233H146ZM162 232V233H161ZM166 232V233H165ZM234 232V233H233ZM247 232V233H246ZM16 233H17V235H16ZM63 233V234H62ZM96 233V234H97ZM127 233H129V234H127ZM131 233V234H130ZM133 233V234H132ZM154 233V234H153ZM158 233L160 234V236H161V238H160V236L158 235ZM173 233V234H172ZM175 233V234H174ZM226 233V234H225ZM236 233H237V235H236ZM259 233L260 234H263L262 236L261 235H259ZM18 234H20V235H22V236H20V238L18 237L17 238V236H18ZM31 234V235H30ZM52 234H54L53 236H51ZM62 236V237H64V238H62L60 235ZM106 234H107V232H106ZM149 234V235H148ZM153 234V235H152ZM169 234V235H168ZM171 234V235H170ZM184 234V235H183ZM253 234V235H252ZM11 235V236H10ZM15 236V238H13L14 236ZM28 235V236H27ZM67 235V236H66ZM69 235H70V237H69ZM119 235H120V237H121V235H122V237L123 238H121L122 240L120 241L121 243H124V240H127L128 239V241H127V243H128V245H129V243H131V244H133V246L132 245H129V247H128V245H126L125 243L124 244H120V246L118 247V245L117 244H119L120 242H119V240H120V237H119ZM124 235H125V237H124ZM129 235H130V237H129ZM137 237H136V236ZM154 235H156V236H154ZM174 235V236H173ZM178 235H179V238H178ZM233 235V236H232ZM248 237H247V236ZM27 236V237H26ZM31 236V237H30ZM34 236H39V237H37V239H36V237H34ZM43 236H45V237H43ZM49 236H51V237H49ZM129 237V238H126V237ZM182 236V237H181ZM219 236H222V237H219ZM234 236H235V238L237 239L238 238V240L236 241V239H234V242H233V238H234ZM242 236V237H241ZM246 236V237H245ZM250 236V237H249ZM259 236H260V238H259ZM3 237V238H2ZM30 237V238H29ZM33 237V238H32ZM53 237H54V239H53ZM134 237H136V238H134ZM143 237V238H142ZM156 237V238H155ZM172 239H170V238ZM176 237V238H175ZM233 237V238H232ZM5 238V239H4ZM11 238V239H10ZM22 238H23V240H26V241H22L21 242V240H22ZM25 238V239H24ZM35 238V239H34ZM39 238V239H38ZM45 238H46V240H48V241H45L44 242V240H45ZM48 238V239H47ZM49 238H51V240L53 241L54 240V242H52ZM60 238H62V240L60 239ZM126 238V239H125ZM145 238V239H144ZM147 238H148V241H147ZM151 238H153V240L151 239ZM168 238L170 239V240H168ZM223 238H224V240H223ZM247 238H248V240H247ZM250 238V239H249ZM17 239V240H16ZM29 239V240H28ZM31 239V240H30ZM42 240V241H39L38 242V240ZM112 239L114 240H117V241H112ZM132 239V240H131ZM158 239V240H157ZM255 241H257V242H255ZM11 240V241H10ZM18 240L20 241L19 243H18ZM35 240V241H34ZM150 240H152V242L150 241ZM160 240V241H159ZM162 240V241H161ZM243 240V241H242ZM17 241V242H16ZM62 241V242H61ZM69 241L71 242V243H69ZM95 241H96V244H95ZM130 241H132V242H130ZM136 243H135V242ZM171 241V242H170ZM173 241V242H172ZM217 241V242H216ZM239 241V242H238ZM259 241V242H258ZM28 242V243H27ZM35 242V243H34ZM37 242V243H36ZM40 242H42L41 244H40ZM51 242V243H50ZM68 242V243H67ZM79 244H78V243ZM126 242V241H125ZM140 242V243H139ZM164 242H165V244H164ZM168 242H169V244H168ZM214 242L216 243V245L214 244ZM224 242V243H223ZM245 242V243H244ZM251 242V243H250ZM254 242V243H253ZM25 243H26V245H25ZM31 243H33V244H35L36 245V248H34L35 249V251L33 252L32 251V249L30 248V244ZM47 243H48V245H47ZM55 243H56V245H64V244H67V245H69V246H71L70 247V250H68V251H64V252H58V253H56V254H54V257H52V254H51V248L53 247V246H56L55 245ZM75 243H77L78 244V246H76L75 245ZM170 243H172V244H170ZM234 243V244H233ZM247 243V244H246ZM250 243V244H249ZM257 245H256V244ZM259 243H261L262 245L260 246V244ZM22 244V245H21ZM45 244H46V246H45ZM49 244H50V246H49ZM71 244V245H70ZM86 244H87V247H89V248H87V249H85L84 247L86 246ZM97 244L100 246H97ZM107 244V245H106ZM137 246H136V245ZM160 244H161V246H160ZM225 244V245H224ZM253 244H255V245H253ZM259 244V245H258ZM4 245V246H3ZM72 245H73V247H72ZM83 245V246H82ZM94 245H96V246H94ZM101 245H102V247H101ZM103 245H104V247H103ZM110 245L112 246V245H115V246H112L111 248H110ZM126 247V248H128V249H126V248H124V246ZM134 245L136 246V248H134ZM141 245V246H140ZM167 245V246H166ZM172 245V246H171ZM192 245V246H191ZM203 245V246H202ZM218 245V246H217ZM247 245H248V247H247ZM24 246V247H23ZM47 246H48V248H47ZM52 246V247H51ZM82 246V247H81ZM139 246V247H138ZM158 246V247H157ZM164 246V247H163ZM180 246V245H179ZM216 246V247H215ZM225 246V247H224ZM245 246V247H244ZM253 246H254V248H253ZM263 246V247H262ZM10 247H11V249H10ZM45 247V248H44ZM51 247V248H50ZM114 247H115V250H112V248L114 249ZM121 247V248H120ZM132 247H133V249H132ZM141 247V248H140ZM172 247V248H171ZM174 247V248H173ZM188 247V248H187ZM198 249H197V248ZM205 247H211V249L209 250V252H207V251H203V249ZM220 247V249L222 250H218V248ZM227 247V248H226ZM13 248H15V249H13ZM17 248V249H16ZM26 248H29V249H26ZM77 248H79V249H77ZM83 248V249H82ZM116 248H117V251H116ZM118 248H120V249H124V250H129L128 251V253H126V251L124 252V250H122L123 252H121V250L119 249L118 250ZM130 248V249H129ZM151 248V249H150ZM163 248V249H162ZM207 248H206V250H207ZM238 248V249H237ZM245 248V249H244ZM252 248H253V250H252ZM256 248H258V249H256ZM261 248V249H260ZM3 249V250H2ZM25 249V250H24ZM36 249L38 250L37 251V253H35L36 252ZM46 251H45V250ZM47 249H48V251H47ZM49 249H50V251H49ZM89 249L91 250V251H89ZM109 249H111V250H109ZM136 249V250H135ZM141 249H144V250H141ZM158 249V250H157ZM184 249H185V251H184ZM215 249H217V250H215ZM227 249V250H226ZM240 249H241V251L242 252H240ZM244 249V250H243ZM5 250V251H4ZM27 250H28V252H27ZM30 250H31V252H30ZM132 250V251H131ZM134 250V251H133ZM138 250H139V253H142V254H138L137 252H138ZM163 250V251H162ZM189 250V251H188ZM196 250V251H195ZM225 250V251H224ZM252 250V251H251ZM262 250V251H261ZM25 251V252H24ZM39 251H41V252H39ZM71 251H73V252H71ZM89 251V252H88ZM108 251H110V252H108ZM113 251V252H112ZM140 251H142V252H140ZM215 251V252H214ZM236 251V252H235ZM251 251V253H249ZM259 251H261L260 252V254H259ZM15 252H16V254H15ZM40 254H39V253ZM44 252V253H43ZM48 252V253H47ZM69 254H68V253ZM112 252V253H111ZM116 252H117V254H116ZM123 253V254H121V253ZM135 253V255H134V253ZM148 252V253H147ZM151 252H153V254L151 253ZM210 252L212 253V254H210ZM218 252V253H217ZM228 252V253H227ZM234 252H235V254H234ZM239 252V256L238 255H236L237 253ZM244 252H246L245 254H244ZM253 252V253H252ZM256 252H257V254H256ZM15 255H14V254ZM18 253H19V255H18ZM22 253V254H21ZM77 253H79V254H77ZM81 253H83V254H81ZM94 252H92V254H93ZM94 253V254H95ZM109 253H111V254H113V255H109ZM119 253V254H118ZM133 254V256L136 258V257H138L139 256V258H141V259H135L131 254ZM143 253H144V255H143ZM146 253V254H145ZM224 255H223V254ZM34 255V256H29V255ZM68 256H67V255ZM75 254V256H72V255H74ZM81 254V255H80ZM114 254L115 255H117V256H119V255H121V256H119V257H116V256H114ZM137 254H138V256H137ZM161 255V256H159V255ZM163 254V255H162ZM175 254V255H174ZM177 254V255H176ZM188 255V257L186 256V255ZM209 254V255H208ZM230 254V255H229ZM252 254H254V255H252ZM255 254H256V256H255ZM28 255V256H27ZM39 255V256H38ZM49 255L51 256V257H49ZM132 256V257H130V256ZM147 255V257H145ZM151 255V256H150ZM155 256V257H153V256ZM174 255V256H173ZM184 255H185V257H184ZM214 255V256H213ZM216 255V256H215ZM218 255V256H217ZM225 255H227V256H225ZM243 255V256H242ZM257 255H258V260H262L263 259V261H257ZM263 255V256H262ZM14 256H18L16 259V261H18V262H16L15 261V258H14ZM23 258H22V257ZM35 256H36V258H35ZM81 256V257H80ZM103 256V257H102ZM104 256L107 258V259H105L104 258ZM114 256V257H113ZM142 256V257H141ZM178 256V257H177ZM180 256V257H179ZM205 256V257H204ZM221 256V257H220ZM233 256V257H232ZM262 258H261V257ZM21 257V258H20ZM37 257L39 258V257H41V259L39 258V261L37 260ZM44 257H45V259H44ZM47 257V258H46ZM50 259H49V258ZM109 257H111V258H109ZM121 257H123V258H121ZM124 257H126V258H124ZM152 257V258H151ZM157 257H159L158 258V260L159 259H161L160 261L161 262H159L158 260H156L157 259ZM164 257V258H163ZM188 258V259H190V263L188 262L189 260L187 259V262H186V259H184V258ZM197 257V258H196ZM214 257V258H213ZM241 257H243V258H241ZM245 257V258H246ZM256 257V258H255ZM14 258V259H13ZM34 258V259H33ZM67 258V259H66ZM77 258V259H76ZM80 258V259H79ZM114 258V259H113ZM169 260H168V259ZM171 258H172V260H171ZM238 259V261H237V259ZM22 259V260H21ZM33 261H32V260ZM54 261H52V260ZM60 259H62V260H60ZM75 259H76V261H75ZM79 259V260H78ZM108 259H111V261L109 260L108 261ZM120 260V263H118V260ZM126 259H128V260H125ZM149 259V260H148ZM167 259V260H166ZM181 259V260H180ZM185 261H184V260ZM193 261H192V260ZM198 260V262L196 261V260ZM231 259V260H230ZM235 259V260H234ZM241 259H242V261H241ZM255 259H256V262L257 263H255ZM21 260V261H20ZM24 260V261H25ZM65 260H68V261H65ZM116 260V261H115ZM141 260V261H140ZM144 260V261H143ZM148 260V261H147ZM166 260V261H165ZM180 260V261H179ZM229 260V261H228ZM2 261V260H1ZM0 261V262H1ZM10 261H7L8 262V264H13L12 262L11 263H9ZM23 261V262H24ZM31 261V263H29ZM40 261H42V262H40ZM137 261H139V262H137ZM157 261V262H156ZM192 261V262H191ZM233 261V262H232ZM6 262V263H7ZM57 262V263H56ZM67 262V263H66ZM155 262V263H154ZM175 262H177V263H175ZM232 262V263H231ZM244 262V263H243ZM262 262V263H261ZM22 263V262H21ZM25 263H22V264H25ZM33 263V264H34ZM129 262H127V264H128ZM0 264H5V261H2ZM68 264H71V262H69ZM80 264H82L81 262H80ZM96 264V263H95ZM250 264H252V263H250Z\"/></svg>",
	"mask_w": 264,
	"mask_h": 264
},
{
	"label": "bare ground",
	"instance_id": "6f19581e",
	"mask_svg": "<svg viewBox=\"0 0 264 264\" xmlns=\"http://www.w3.org/2000/svg\"><path fill=\"white\" fill-rule=\"evenodd\" d=\"M84 1H85V0H0V25H1V28H0V40H1L2 42L4 41V43H5V42H9L10 40L12 41V39H11V37H12V34H11V33H12V30H13V33L15 32L16 34H18L17 37L20 35L21 39H22V36L25 37L26 39H29V40H30V38H31V39H32V38H36V36H37V31H36V29H37V24H40L39 22L43 23V24H44L46 27H48L49 29H50V28H54V29H55V27L57 28V25H59V24L61 25V24H62V27L64 26L65 30H64V28L62 29L61 27H59V28H61V29L64 30V31L59 30V31H58L59 34H58V32H56L58 36L56 35L55 31H53V32L55 33V35H56L55 39H57V40L54 39V36H55V35H53L54 33H52V41H50V40H51V38H50L49 41L46 40L45 42H42V44H45L46 42L48 43V44H46V45H47V48H46V49L49 50V52L51 51V53H49L50 55H51V54H54V55L56 54L55 56H57L58 51H59V52L61 51V50H58V51H57V49H62L63 46L66 47V44H67V47H68V48H69V47L72 48V47H74V44H77V45H78V43H79L78 47H79V48L82 47V48H81V49L78 48V49L80 50V51L78 50L79 52L77 51V49L75 50L76 53L78 52V56L76 57V56L74 55L75 58H72V57H71V58H72L73 60L75 59V60H76V63L79 62L80 65H81V68H82V66L84 65V63H86V61H88V60L90 61V62H88V63L91 64V60H93V58H94V62L92 61L93 63H95L96 61L98 62L99 60L102 61L103 58L108 57V56H107V55H104L103 58H102V56L100 57V55H99V54H101V51L99 52L98 50H101V47H100L101 44L98 42V40H97L96 37H98V39H99V37L101 36L100 33L97 34V33L94 32L95 35L97 34V36H95V35L93 34L94 37H93V36H92V37L90 36V38H89V36H85V35H83V34H87V32H86V33H85L84 31L82 32V30L90 28V23L93 21V20H92L93 18H94V21H95L99 16H100L101 19H102V14L105 15L106 13H107L106 16H110V15H112V16L114 17V15H113L114 13L111 14V12L108 10L109 13H110V15H109V14H108V11L105 12L106 10H105V11L103 10L105 13H102V12H101L102 10H101V9H98L99 7H98V8H97V7L95 8V5H98V3L96 4V1H97V0H88V1H90V6H89L88 3H87L88 5H86L85 3H83ZM91 1H92V2H91ZM112 1H113V0H112ZM122 1H124V0H122ZM122 1H121V2H122ZM132 1H133V2L135 1V2H136L135 4H137V5L134 4L135 6H141V7H139V9H141L142 7H145L144 4H145V5H149V7H150V6L152 7V4L150 5V4L148 3L149 1H147V0H137V1H136V0H132ZM132 1H131V3L129 2L130 4L128 3V1H127V2L124 1V2H122V3H125V2H126L125 4L128 3V5H129L130 7H132V5H131V4L133 3ZM146 1H147V2H146ZM153 1H155V0H153ZM164 1H165L167 4H168V3H169V4L167 5ZM177 1H179V2H177ZM181 1H182L183 5H181L182 3L180 2V0H176V1L173 0V1H172V2H174L173 4L171 3L170 0H169V1H168V0H162V3H164V7L169 6V7H168V9H169V8H170V5L172 6V10H171V11H173V12L176 10V7L174 8L173 6H175L176 3H177V4L179 3L178 5L176 4V6H177V8H178V10H177V11H178V15H179V16H178L179 19L177 18V20H180V19H181L180 17H182V15L184 16V17H182L183 20L181 19V22H180V21H179V22L177 21L178 24H179L181 27H182V25H184L185 22L189 24V21H190L189 19H190V17H191L190 14H191L192 12H193L192 15H193V14L196 15V17H198V15H200V14H199L200 12H202V14H204L205 19L207 18V20L211 21V24H210V22L207 21V20L204 21V22H209V24L207 23L208 26L206 25V27H205V24H206V23L204 24V22H202L203 18H202V14H201V16H199V17L201 18V22L203 23V24H202V26H203V28H204V29H203L201 26H199L200 23H199V24L195 23L196 19H194V23L192 22V24L194 25V27H195V28H198V26H199V27H201V28H199V29H200V30H199V29H194V27H193L194 30H192L191 27H192L193 25L190 27L191 30H192V33H193V31H195L194 33H197L196 31H198V35H197V34H196L197 36L194 35V37H193L194 40H193V41H195V36L198 38V36H199L200 33H201L200 31L203 32L205 29H206V30H205L206 32H204V33H209V32L211 33V31H212L211 34H215V32L213 33V29H214V27H215L216 25L212 27L213 29H212L211 27H209V25H213V24H212V23H213V19H212L213 15H211L212 17H210V18L206 16V15H208L207 13H208V10L210 9V7H209L208 10L206 9V11H207L206 14L204 13L205 11H201L199 8H197V10L199 9V11H198V12L195 11V13H194V11H192V9H193V6H194V5H197V3H195V4L191 7V6L189 5V2H188L187 5L190 6V9L192 8V9H191L192 12L189 14L190 17H189V18H186V17L188 16V13H187V12L190 11V10H188V9H189V6L184 7L185 4H186V2L183 1V0H181ZM191 1H192V0H191ZM191 1H190V3H191ZM195 1H196V0H195ZM98 2H99V0H98ZM101 2H102V0L100 1V3H101ZM115 2H117V0H116ZM121 2H119V3H121ZM145 2H146V3H145ZM175 2H176V3H175ZM184 2H185V4H184ZM192 2L194 3V1H192ZM196 2H197V1H196ZM75 3L77 4V6L80 4V5H79L80 8H77V6H76ZM82 3H83L85 6H84ZM100 3H99V4H100ZM117 3H118V2H117ZM117 3H116V6H115V7L113 6L112 8H109V9H112V12H114V9H113V8H115L116 12H117V9H118V11H119L120 6L123 5V4H122V5L119 4V5H120V6H119V5H117ZM147 3H148V4H147ZM150 3H152L151 0H150ZM155 3H156V2H153V5L155 6V8H157L156 5H155ZM157 3H158V0H157ZM26 4H28V5H33V6L36 7V8H46V9L49 10V11H48L49 13H48V14H44V15H43V14H42V15H38V14H40V13H38L36 10H33V11H32V10H30V11H25L24 8L26 7ZM81 4H82V5H81ZM101 4H102V3H101ZM101 4H100V5H101ZM159 4H160V3H159ZM191 4H192V3H191ZM233 4H234V3H233ZM73 5H75L76 7H74ZM100 5H98V6H100ZM128 5H127V6H128ZM142 5H143V6H142ZM166 5H167V6H166ZM198 5H199V3H198ZM79 6H78V7H79ZM118 6H119V7H118ZM127 6H126V5H125L124 7L122 6V8H125V7H127ZM135 6H133V8H134ZM154 6H153V7H154ZM180 6H181V7H180ZM100 7H101V6H100ZM117 7H118V8H117ZM149 7L147 6V10L149 9ZM158 7H159V6H158ZM162 7H163V6H161V8H162ZM164 7H163V8H164ZM183 7H184V8H183ZM187 7H188V8H187ZM211 7H212V6H211ZM227 7H228V6H227ZM230 7H231V6H230ZM233 7H234V6H233ZM237 7H239V6L237 5ZM72 8H73L74 10L76 9V10H75L76 12H79V11L81 10L83 14H82V15L79 14V13H81V11H80V12L78 13L79 15L77 14L78 16H75L74 14H75L76 12H75ZM135 8H136V7H135ZM135 8H134V9H135ZM163 8H162V10H161L162 12L160 11V12H161V15L158 13V15H156V16H158V17H161V16L166 17V15H167V11H166L165 13H163V12H164V10H167V9H164V10H163ZM181 8H183V9H181ZM195 8H196V6L194 7V10H195ZM206 8H207V7H206ZM145 9H146V7H145ZM184 9H185V10L187 9V10L185 11ZM237 9H238V8H237ZM237 9H236V10H237ZM77 10H78V11H77ZM100 10H101V11H100ZM137 10H138V7L136 8V11H134V12L137 13V12H138ZM141 10H142V13L138 12V13L136 14V16H139V15L142 16V14H143V10H144V9L142 8ZM141 10H139V11H141ZM153 10H154V9H153ZM179 10H180V11H179ZM210 10H211V9H210ZM214 10H215V9H214ZM227 10H228V9H227ZM73 11H74V12H73ZM144 11H146V10H144ZM151 11H152V10H151ZM154 11H155V10H154ZM169 11H170V9H169ZM171 11H170V12H171ZM181 11H182V13H181ZM183 11H184V12H183ZM217 11H218V10H217ZM100 12H101L102 14H100ZM116 12H115V13H116ZM146 12H147V11H146ZM146 12H145V13H146ZM155 12H157V9H156ZM173 12H172V13H173ZM210 12H211V11H210ZM215 12H216V11H215ZM73 13H74V14H73ZM117 13H118V12H117ZM162 13H163V14H162ZM172 13H170V14H172ZM174 13H176V11H175ZM174 13H173V14H174ZM184 13H185V14H184ZM186 13H187V15H186ZM151 14L153 15V13L151 12V13L149 14V16H150ZM156 14H157V13H156ZM164 14H166V15H164ZM181 14H182V15H181ZM197 14H198V15H197ZM209 14H210V13H209ZM225 14H226V13H225ZM144 15H145V14H143V16H142L143 19H144ZM147 15H148V14H147ZM147 15H145V16H146V17H149V16H147ZM152 15H151V16H152ZM154 15H155V14H154ZM154 15H153V16H154ZM159 15H160V16H159ZM194 15H193V17H194ZM222 15H223V14H222ZM222 15H221V16H222ZM234 15H235V14H234ZM141 16H139V17H141ZM209 16H210V15H209ZM164 17L161 18V19L163 20ZM170 17H173V16H170ZM175 17H176V16H175V14H174V17L172 18V23L168 20L171 24H168L167 26H169V27L171 26V32H172V29H173V30L175 31L176 35H178L179 32H178L177 30H175V28H172V26L174 27V25H175V24L173 23V20L176 21V18H175ZM193 17H192V18H193ZM199 17H198V18H199ZM216 17H217V16H216ZM237 17H238V16H237ZM239 17H240V16H239ZM142 18H141V19H142ZM152 18H153V17H152ZM154 18H155V16H154ZM184 18H185V19H184ZM194 18H195V17H194ZM198 18H197V21L199 20ZM208 18H209V19H208ZM240 18H241V17H240ZM143 19H142V21H143ZM146 19H147V18H146ZM148 19H149V18H148ZM150 19H151V18H150ZM157 19L160 20V21H162L161 19H159V18H157V17H156V20H155V21H157ZM186 19H188V21H187ZM210 19H211V20H210ZM226 19H227V17H226ZM234 19H236V18H234ZM237 19H238V18H237ZM237 19H236V20H237ZM97 20H100V19L98 18ZM151 20H152V19H151ZM151 20H146V21H147V22L149 21L148 23H150ZM184 20H186V21H185L184 23H182ZM192 20H193V19H192ZM192 20H191V21H192ZM214 20H215L216 23L219 22V21H216V20H218V19H214ZM221 20H223V19H221ZM238 20H239V19H238ZM146 21H145V22H146ZM168 21H167V22H168ZM175 21H174V22H175ZM197 21H196V22H197ZM224 21H225V20H224ZM224 21H223V22H224ZM228 21H229V20H228ZM230 21H231V20H230ZM233 21H235V20H233ZM240 21H241V19H240ZM152 22H153V21H152ZM177 22H176V23H177ZM198 22H200V21H198ZM231 22H232V21H231ZM231 22H230V23H231ZM236 22H237V21H236ZM236 22H235V23H236ZM165 23H166V22H165ZM165 23H164V24H165ZM158 24L160 25V24H162V22L160 23V22L158 21ZM158 24H156V26H158V27L155 26V28H156V29L159 28V30H157V31H159V32L156 31L157 33H156V32H153V34L156 33L157 35H159V34H160V31H161V35L164 36V35H165L164 32H162V30H160V28H162V26L160 25V27H159ZM173 24H174V25H173ZM188 24H185V25H184V28H185V26H187V27H186V30H185L183 27H182V30H180V29H178V30H180V32L183 31V33H185V31H187ZM196 24H197L198 26H197ZM231 24H232V23H231ZM236 24H237V23H236ZM259 24H260V23H259ZM60 25H59V26H60ZM165 25H166V24H165ZM229 25H230V24H229ZM70 26H71V27H70ZM196 26H197V27H196ZM217 26H218V27H221V25H218V24H217ZM223 26H226V25H223ZM223 26H222L220 29H223ZM232 26H233V24H232ZM66 27H67V28H66ZM169 27H168V28H169ZM175 27L179 28L178 25H176ZM237 27H238V26H237ZM59 28H57V29H59ZM69 28H71L72 30H70ZM155 28H154V29H155ZM165 28H166V26L164 27V29H165ZM210 28H211V29H210ZM216 28H217V27H216ZM216 28H215L214 31H216ZM224 28H225V27H224ZM234 28H235V27L233 26V29H234ZM260 28H261V27H260ZM66 29H68V30H67L68 33L66 32ZM79 29H80V30H79ZM90 29H91V28H90ZM90 29L88 30L89 32L91 31ZM115 29H117V28H114V30H115ZM119 29H120V28H119ZM183 29H184L185 31H184ZM202 29H203V30H202ZM209 29H210V31H209ZM217 29H218V28H217ZM227 29H230V27L227 28ZM227 29H226V28L223 29L224 32H223L222 34L226 33L225 36L228 37V36H229L228 34H229L230 32H229V30H228V34H227V32H225ZM50 30L52 31L53 29H50ZM55 30H56V29H55ZM78 30H79V31H78ZM114 30L112 29L111 31L114 32ZM149 30H150V29H149ZM168 30H169V29H168ZM191 30L188 31V34L192 37L193 34H191ZM207 30H208V32H207ZM218 30H219V29H218ZM235 30L238 31L236 28H235ZM77 31H78V32H77ZM115 31H116V30H115ZM118 31H119V30H118ZM152 31H153V30H152ZM152 31H150V33H151ZM165 31H166V29H165ZM231 31H233V30H231ZM236 31H234V32H236ZM60 32L62 33V37H61V36L59 37V35H61ZM69 32H70V33H69ZM79 32H80V33H79ZM89 32H88V34H89V35H92V33H91V32L89 33ZM92 32H93V31H92ZM113 32H112L111 34H113ZM116 32H117V31H116ZM167 32H168V31H167ZM169 32H170V31H169ZM171 32H170V33H171ZM177 32H178V33H177ZM189 32H190V33H189ZM216 32H217V31H216ZM219 32H220V33H219ZM219 32H218L219 34H218V33H216V34L219 35L218 37H221V35H222V34H221V31L219 30ZM255 32L258 33V32H260V31H258V32L255 31ZM20 33H21L22 35H21ZM77 33H79L80 35H79V34L77 35ZM82 33H83V34H82ZM118 33H119V32H118ZM123 33H125V32H123ZM148 33H149V32H146V34H148ZM158 33H159V34H158ZM183 33H182V36H186V35H187V33H186L185 35H184ZM16 34H15V35H16ZM114 34H115V33H114ZM116 34H117V33H116ZM116 34L114 35V37L119 36L120 33L117 34V36H116ZM167 34H168V33H167ZM220 34H221V35H220ZM260 34L262 35L261 32H260ZM13 35H14V34H13ZM81 35H82L83 38L81 37ZM99 35H100V36H99ZM120 35H123V34H120ZM144 35H145V33H144ZM157 35H156V36H157ZM172 35H173V33H172ZM176 35H174V36H176ZM180 35H181V34H180ZM189 35H187V37H188ZM217 35H215V36H217ZM261 35H260V36H261ZM84 36L86 37V39H84ZM109 36H110V35H109ZM123 36H124V35H123ZM151 36L153 37L152 33H151ZM166 36H169V35H166ZM174 36H171V37H173V39H174V38H175ZM200 36H201V35H200ZM222 36H223V35H222ZM239 36H240V35H239ZM57 37H59V38H57ZM78 37H80L81 39L78 38ZM110 37H111V36H110ZM110 37H109V39H110ZM146 37H148V36H146ZM154 37H155V36H154ZM157 37H158V36H157ZM169 37H170V36H169ZM179 37H181V36H178V38H179ZM202 37L205 38V35L202 34V36L199 37V38L201 39ZM263 37H264V36H263ZM12 38H13V37H12ZM77 38H78V39H77ZM117 38H118V37H117ZM119 38H120V36H119ZM150 38H151V37H150ZM150 38H148L147 41H149ZM160 38H161V37H159L158 40H160ZM164 38H165V36H164ZM181 38H182L183 41L185 40V42H184V43H185V46H186V42H188V41L190 42V40L186 41V39H187L186 37H184V38H186V39H183V37H181ZM181 38H180V39H181ZM193 38H191V39H193ZM197 38H196V41H195V42H199V41H197V40H200V39H199V38L197 39ZM253 38H254V37H253ZM14 39H16V37H14ZM67 39H68L67 42H70L69 39H71V40H73V41H75V42H77V43L71 44V43H73V42L71 41V43H66V44H65L64 42H65ZM88 39H89V40H88ZM111 39H112V37H111ZM145 39H147V38H145ZM162 39H163V38H162ZM168 39H169V38H168ZM173 39H171V41H172L171 43H172L173 45H174V43H176V46H178V43H179L180 40L177 39V36H176V38H175L176 40L174 39V43H173ZM189 39H190V38H189ZM254 39H255V38H254ZM258 39H259V38H258ZM261 39H262V38H261ZM261 39H260V40H261ZM34 40H35V39H34ZM34 40H33V41H34ZM37 40H38V39L36 38V41H37ZM79 40H82V41H79ZM85 40H88V41H89L90 47H92L91 49H89L90 47L87 48V46L84 44V42H85V43L88 42V41L86 42ZM112 40L115 42L114 44L116 45V43H117L116 40H114V39H112ZM151 40H152V39H151ZM166 40H167V39H166ZM177 40H179V41H177ZM182 40L180 41V43L182 42ZM248 40H249V39H248ZM251 40H252V39H251ZM256 40H257V38L255 39V41H256ZM260 40H259V41H260ZM1 41H0V42H1ZM11 41L9 42V44L11 43ZM30 41H31V40H30ZM83 41H84V42H83ZM110 41H111V40H110ZM110 41H109V42H110ZM117 41H119V40H117ZM163 41H165V39H164ZM253 41H254V40H253ZM255 41H254V42H255ZM257 41H258V40H257ZM2 42H1L0 45L5 46V44H6V46H7V47L5 46L6 49L9 47L8 50H9L10 52L7 51L8 54H12V53H13V54H17V53H19V55H20V53H23V54H24L23 51H20V52L18 51V52H17V50H23V49H20V47L17 48L16 45H13V44H15V43H11L12 45H11V46H8V45H7L8 43L3 44ZM13 42H14V41H13ZM34 42H35V41H34ZM51 42H53V43L50 44V47H49V43H51ZM104 42H105V41H104ZM169 42H170V41H169ZM169 42L167 41L166 43H169ZM177 42H178V43H177ZM191 42H192V40H191ZM218 42H219V41H218ZM246 42H247L246 44H248L249 41L246 40ZM254 42L251 41V42L249 43V50H248V48L245 47V45H244V49L247 50V52H251V50H252V52H253V50H254L253 47H256V45H255L256 42H255V44H254ZM263 42H264V41H263ZM263 42H262V43H263ZM36 43H37V42H36ZM38 43L40 44L41 42H38ZM81 43H83V44H81ZM110 43H111V42H110ZM184 43H183V44H184ZM252 43H253V44H252ZM39 44H37V46H38ZM42 44H40V45H42ZM68 44H69V46H68ZM87 44H88V43H87ZM181 44H182V43H181ZM181 44H180V45H181ZM189 44H190V43H189ZM192 44H194V43L192 42ZM195 44L198 45V43H195ZM195 44H194V45H195ZM215 44H216V43H215ZM250 44H251V46L253 45V46L251 47V49H250ZM70 45H71V46H70ZM72 45H73V46H72ZM77 45H76V46H77ZM81 45H82V46H81ZM164 45H165V47H164ZM164 45H163V46L161 45V47H162L163 50H164V48H165L166 50H169V49L171 48V46L168 47V46L170 45V43H169V45L167 44L168 46H167L166 44H164ZM180 45H179V46H180ZM190 45H191V44H190ZM190 45H188V43H187V46H188V47H189ZM194 45H192V47H193ZM197 45H196V48H197ZM254 45H255V46H254ZM3 46L0 48V51H1V49H2V51H3ZM17 46H21V45H17ZM44 46H45V45H43V47H44ZM76 46H75V47H76ZM80 46H81V47H80ZM117 46H118V44L116 45V48H117ZM166 46H167L168 48H167ZM176 46L174 45V47H176ZM179 46H178V47H179ZM185 46H184V47L181 46L182 49L185 48V50H186V48H188V47H185ZM201 46H203V45H201ZM201 46H200V47H201ZM214 46H215V45H214ZM14 47L17 49V50H16L17 53H15V49H14ZM67 47H66V49L63 48L62 50H64V51L67 50ZM75 47H74V48H75ZM110 47H111V46H110ZM163 47H164V48H163ZM194 47H195V46H194ZM198 47H199V46H198ZM200 47H199V48H200ZM204 47H205V46H204ZM209 47H210V46H209ZM222 47H223V46H222ZM222 47H219V49L222 48ZM262 47H263V48H262ZM262 47H260V48L264 49V46H262ZM34 48H35V47H34ZM40 48H41V47H39V49H40ZM71 48H70V49H71ZM74 48H73V49H74ZM76 48H77V47H76ZM190 48H191V46H190ZM190 48H188V49H189L190 52H191V49H190ZM196 48H195V49H196ZM202 48H203V47H202ZM205 48L207 49L208 47H205ZM225 48H226V47H225ZM225 48H224V49H225ZM252 48H253V49H252ZM256 48H257V47H256ZM6 49H5V50H6ZM39 49H38V50H39ZM41 49H42V48H41ZM172 49H173V50H177V48L174 49L173 46H172ZM172 49H171L170 51H172ZM179 49H181V48L179 47ZM179 49H178V50H179ZM182 49H181V50H182ZM188 49H187V50H188ZM195 49L192 48V50H195ZM212 49H214V48H212ZM227 49H228V47L226 48V50H227ZM230 49H231V48H229V50H230ZM233 49H234V48H233ZM257 49H258V48H257ZM262 49H259L260 52H261ZM38 50H37V51H38ZM47 50H46V51H47ZM82 50H84V51L82 52ZM112 50H113V49H111V51H112ZM163 50H162V51L160 50L159 52H163ZM178 50H177V51H178ZM181 50H180V51H181ZM203 50H204V49H203ZM210 50H211V48L209 49V52H210ZM229 50H228V51H229ZM231 50H232V49H231ZM242 50H243V49H242ZM245 50H243V51L245 52ZM12 51H13V52H12ZM41 51H42V52H41ZM41 51H40V52L43 54V50H41ZM64 51H63V52H64ZM111 51H110V52H111ZM117 51H119V49H117ZM117 51L115 52V51L113 50V52H112L111 54L114 55V52H115V55H114V56H111V57L114 58V57L117 55V54H116ZM156 51H157V50H156ZM177 51H174V52L178 53L179 51H178V52H177ZM207 51H208V50H206V52H207ZM214 51H215V50H214ZM217 51H219V50H217ZM217 51H216V52H217ZM222 51H224V50L222 49L220 52H222ZM254 51H255V50H254ZM256 51H257V50H256ZM256 51H255V52H256ZM38 52H39V51H38ZM40 52H39V53H40ZM55 52H56V53H55ZM97 52H99V53H98V55H99V56H98V57H99L98 60H97L96 57H93V56H95V55L97 54ZM102 52H103V54H105L107 51H102ZM159 52H156V53H159ZM166 52H167V51H166ZM183 52H186V51L183 50ZM206 52H205V53H206ZM212 52H213V50H212ZM226 52H227V51H226ZM231 52H232V51H231ZM239 52H241V51H239ZM239 52H237V53H239ZM244 52H243V53H244ZM252 52H251V54H252ZM262 52H264V51H262ZM45 53H46V52H45ZM45 53H44V54H45ZM79 53H81V54H79ZM118 53H119V52H118ZM163 53H164V52H163ZM163 53H162V54H163ZM167 53H168V52H167ZM167 53H166V54H167ZM176 53H175V54H176ZM181 53H182V52H181ZM181 53L179 52V55H178V56H179V60H180V56H181V57L183 56V59H185V56H184L185 53H182V54H181ZM217 53H218V52H217ZM227 53H228V55H229L230 51L227 52ZM241 53H242V52H241ZM8 54H7V55H8ZM13 54H12V55H13ZM23 54H22V55H23ZM59 54H61V52H60ZM74 54H75V53H74ZM175 54H174V55H175ZM201 54H202V53H201ZM207 54H210V53L207 52ZM211 54H212V53H211ZM211 54H210V55H211ZM214 54H215V53H214ZM214 54H213V55H214ZM234 54H236L235 51H234ZM234 54H233V52L230 53V55H234ZM239 54H240V53H239ZM239 54L234 55V56H227V57H230V59H232V58L235 59V57L237 58ZM19 55H18V56L16 55V56H17V59H19V58L22 56V55H21V56H19ZM37 55H38V54H37ZM37 55H36V56H37ZM158 55H159V54H158ZM160 55H161V53H160ZM215 55H216V54H215ZM226 55H227V54H226ZM243 55H244V54H243ZM252 55H254V54H252ZM256 55H258V54L255 53V56H256ZM259 55H260V54H259ZM262 55H263V57H264V54H262ZM262 55H260V58H261V59H262V57H261ZM16 56H15V57H16ZM24 56H25V55H23V57H24ZM45 56H46V55H45ZM59 56H61V57H60V58H61V59H60L61 61H65L66 63L68 62V64H69L70 60L68 61V60H66V58H65V60H62V59H64V58H63L64 56H63V55H58V57H59ZM172 56H173V55H172ZM172 56H171V58H172ZM178 56H177V55L175 56L176 59L178 58ZM205 56H206V55H205ZM205 56H204V58H206ZM219 56H220V55H219ZM12 57L14 58V56H11V58H12ZM31 57H32V55H31ZM53 57H54V56H53ZM53 57H52V58H53ZM117 57H118V56H117ZM130 57H131V56H130ZM130 57H128V58L126 59V61H127V62H126L127 65H128V62H129V65H130L129 68H130V67H133L132 64H130V62L132 63V62H135V61H136V64H137V62H138L139 64H140V63L143 64L142 60H140V59H138V58L135 60V57H134V58L132 57V58H133V61H131L132 58H130ZM175 57L173 56L172 59L175 60V59H174ZM200 57H201V56H200ZM202 57H203V56H202ZM202 57H201V58H202ZM215 57H218V54H217V56H215ZM220 57H221V56H220ZM223 57H225V56H223ZM239 57H240V55H239ZM239 57H238V58H239ZM242 57H244V56H241L240 59H243ZM247 57H248V56H247ZM247 57L245 56V58H247ZM258 57H259V56H258ZM11 58H10V60H9L8 58L5 59V57H4V59L7 60V61H8V60L11 61ZM35 58H36V57H34V59H35ZM37 58H38V57H37ZM47 58L50 59L51 56H50V57L48 56ZM52 58H51L50 60L55 59V58H53V59H52ZM100 58H102V59H100ZM113 58H111V59H113ZM115 58H116V57H115ZM129 58H130V59H129ZM166 58H168V57L166 56ZM166 58H165V59H166ZM218 58H219V57H218ZM245 58H244V59H245ZM256 58H257V57H256ZM14 59H15V58H14ZM14 59H12V60H14ZM24 59H25V58H24ZM49 59H47V60L49 61ZM69 59H70V57H69ZM168 59H169V58H168ZM168 59H167V60H168ZM172 59H171V60H172ZM196 59H197V58H196ZM207 59H208V58H207ZM207 59H205V60L202 59L203 61L201 62V65L198 66V68H199V67L202 68L203 66H206V64L209 65V63H206V62H205L206 64H205V65L203 64V66H202V63H203L204 61H206ZM211 59H212V58H211ZM213 59H214V58H213ZM216 59H217V58H216ZM216 59H215V60H216ZM221 59H222L223 61L225 60L224 58H221ZM228 59H229V58H228ZM5 60H4V61H5ZM21 60H23L22 57H21ZM21 60H17L18 64H16V65L19 66V63L21 64V62H22ZM31 60H32V59H31ZM57 60H58V59H57ZM95 60H96V61H95ZM115 60H116V61H115ZM115 60L113 59V61L116 62V63H115V66H116V64H117V59H115ZM137 60H138V61H137ZM181 60H182V58H181ZM199 60H200V59H199ZM222 60H221V63H222ZM236 60H237V59H236ZM251 60H252V59H251ZM259 60H260V59H259ZM15 61H16V60H15ZM19 61H21V62H19ZM26 61H28V63H29L30 60H27V59H26ZM26 61H25V62H26ZM34 61H35V60H34ZM36 61H37V59H36ZM54 61H55V60H54ZM54 61H51V63L53 62L54 65H56L57 62H54ZM124 61H125V60H124ZM139 61H140V62H139ZM146 61H148V58H146ZM176 61L178 62V59H177ZM210 61H211V60H210ZM239 61H240V60H239ZM2 62H3V61H2ZM25 62L23 61V63H25ZM71 62H72V61H71ZM71 62H70V63H71ZM165 62H166V61H165ZM167 62H168V61H167ZM167 62H166V63H167ZM183 62H184V61H183ZM183 62H182V65L180 64V62H178L180 65H179L178 63H177L176 65H179V68H180V66L185 65V63L183 64ZM186 62H187V61H186ZM196 62H197V61H196ZM207 62H208V61H207ZM225 62H226V61H225ZM225 62H223L224 65L226 64ZM227 62L230 63L231 61H227ZM233 62H234V61H233ZM262 62H263V61H262ZM6 63L8 64V62H6ZM15 63H16V62H15ZM32 63H33V62H32ZM48 63H49V62H48ZM48 63H46V64H48ZM53 63H52V64H53ZM72 63H75V61H73ZM76 63H75V64H76ZM106 63H107V62H106ZM166 63H165V65H163V66H167L168 64L166 65ZM169 63H170V62H169ZM197 63H198V62H197ZM212 63H213V62H212ZM215 63H217V62H215ZM215 63H214V64H215ZM238 63H240V62H238ZM30 64H31V61H30ZM62 64L64 65L63 62L60 63V64H59V62H58V66H61ZM68 64H65L64 67H65L66 65H68ZM77 64H78V63H77ZM95 64H96V63H95ZM103 64H104V63H103ZM134 64H135V63H134ZM199 64H200V63H199ZM218 64H219V63H218ZM231 64H234V63H231ZM231 64H230V65H231ZM5 65H6V64H5ZM8 65L10 66V65H12V64H8ZM8 65H7V66H8ZM16 65H15V66H16ZM33 65H34V64H33ZM54 65H53V66H54ZM99 65H100V64H99ZM99 65H97L98 68H99V67H101V68L103 67V68H104L103 65H102V66H99ZM104 65H105V64H104ZM106 65H107V64H106ZM106 65H105V66H106ZM113 65H114V64H113ZM119 65H120V64H119ZM121 65L123 66V64H121ZM186 65L188 66V63H186ZM186 65H185V66H186ZM15 66H13V67L10 66V67H12V69H13ZM41 66L43 67V65H41ZM53 66H52V67H53ZM69 66H70V65H69ZM92 66H93V65H92ZM92 66H91V67H92ZM94 66H95V65H94ZM170 66H171V65H170ZM216 66H217V65H216ZM222 66H223V65H222ZM228 66H229V64H228ZM228 66H227V67H228ZM42 67H39V68H40V72H41V70L44 69L45 67L47 68V66H45L44 68H42ZM49 67H50V66H49ZM83 67H84V66H83ZM116 67H118V65H117ZM137 67L139 68L140 66L138 65ZM167 67L169 68L168 73H170V67H169V65H168ZM172 67H173V64H172L171 68H172ZM175 67H177V66H175V62H174V68H175ZM183 67H184V66H183ZM227 67H226V68H227ZM8 68H9V67H8ZM53 68H54V67H53ZM84 68H86V67H84ZM84 68H83V69H84ZM127 68H128V66H127ZM129 68H128L127 71H129ZM134 68H136V67H134ZM162 68H163V67H162ZM165 68H166V67H165ZM168 68H166V69H168ZM177 68H178V67H177ZM179 68H178V70H182V68H181V69H179ZM226 68H225V69H226ZM10 69H11V68H9V70H10ZM12 69H11V70H12ZM49 69H50V68H49ZM86 69H88V68H86ZM86 69H85V70H86ZM106 69H107V68L105 67V70H106ZM130 69H131V68H130ZM132 69H133V68H132ZM9 70H8V71H9ZM11 70H10L9 72H10V74H11V76H12V73H11L12 71H11ZM15 70H16V69H15ZM51 70H52V69H50L49 71H51ZM88 70H90V71L94 74L95 72H96V73H99V72H100L101 70H103V69L99 70V69H97L96 67H93V69H88ZM105 70H104V71H105ZM156 70H157V69H156ZM172 70H173V68H172ZM175 70H176V69H175ZM175 70H174V71H175ZM184 70H185V68H184ZM220 70H221V68H220ZM220 70H218V71L215 70V72L217 71V72H218V75H219V74H220V72H219ZM226 70H227V69H226ZM2 71H3V70H2ZM43 71H44V70H43ZM46 71H47V70H46ZM46 71H45V72H46ZM90 71H89V72H90ZM104 71H103V73H104ZM130 71H131V70H130ZM163 71H164V70H163ZM165 71H167V70H165ZM165 71H164V72L161 71V72L163 73V74H162L163 76H164V73L167 74V72H165ZM176 71H177V70H176ZM176 71H175V72H176ZM4 72H5V71H4ZM13 72H14V70H13ZM40 72H37V73H40ZM53 72H54V73L56 72V73H55V77H57V78L59 77V79H61V77L63 76V75L60 74L57 70H53ZM53 72H52V73L50 72L51 75H50L49 72H48L49 75H47V76H48V77L50 76V77L52 78V74H53ZM158 72H159V71H158ZM161 72H160V73H161ZM221 72H222V71H221ZM226 72H227V71H226ZM228 72H229V70H228ZM7 73H8V72H7ZM37 73L35 72L34 75H35V74L37 75ZM57 73H58L59 76L56 75ZM92 73H91V74H92ZM101 73H102V72H101ZM101 73L99 74L100 77H101V75H102ZM156 73H157V72H156ZM172 73H173V72H172ZM13 74H14V73H13ZM91 74H90V76L88 75V76H89V79H90V77H91ZM152 74H154V73H152ZM166 74H165V75H166ZM221 74H222V73H221ZM223 74L227 75L225 72H224ZM4 75H6V74H4ZM31 75H32V74H31ZM31 75H28V76H31ZM34 75L31 76L30 79H32V77H34ZM43 75H44V76H43ZM43 75H42L43 77H36V76H35V78H40V79H43V78H44V79L47 80V76H45L44 73H43ZM60 75H62V76H60ZM158 75H159V74H158ZM170 75H171V74H169V76H170ZM232 75H233V74H232ZM0 76H1V75H0ZM7 76H8V74H7ZM11 76H10V77L8 76V77H9V80H11V78H13V77H11ZM28 76H27V77H28ZM38 76H40V75H38ZM85 76L88 77L87 75H85ZM92 76H94V75H92ZM151 76H152V75H151ZM151 76L146 77V78H147L146 81H148V82H146V83H149V81H151V80L153 79V78H152L153 76H152V77H151ZM159 76H160V75H159ZM159 76H158V77H159ZM166 76H167V75H166ZM166 76H164L163 78H167ZM221 76H222V75H221ZM223 76H224V75H223ZM229 76H230V75H229ZM262 76H263V75H262ZM4 77H6V76H3L2 78H4ZM8 77H7V79H8ZM27 77H26V79H28ZM95 77H96V75H95ZM98 77H99V76H98ZM100 77H99V78H100ZM116 77H117V76H116ZM155 77H156V76H155ZM155 77H154V79H153L154 81H152L153 84H154V82L156 81V80H155ZM160 77H161V79H160V78H158V79H160V82H161V80H163V78H162V76H160ZM217 77H218V76H217ZM247 77H248V76H247ZM249 77H250V76H249ZM2 78L0 77V79H2ZM14 78H15V74H14ZM57 78H56L55 80H53V79H49V78H48L49 80L44 81V82H43V80H42V82H41V80L38 81V82L44 84V86L46 85V87L49 86V87H48L49 90H46V88H45L44 86H42V88H40V86H37V87H39L40 90H41V89L43 90V88H45L44 91H45V92L47 91V93L52 94V95H53L52 90H53L54 92L56 91L57 93H58V91H60L58 96H60V93H61V92H62L61 96H63V94H64L63 91L66 90V87H65V86H62V87H65V90H63L64 88L61 89V88L58 86V85H61V84H60V82H58L59 79L57 80ZM66 78H67V77H65V78H63V79H66ZM82 78L85 79V77H82V76H81V79H82ZM91 78H92V77H91ZM93 78H94V77H93ZM93 78H92V79H93ZM102 78H103V77H102ZM132 78H133V77H132ZM132 78H129V79L132 80ZM137 78H138V77H137ZM146 78L144 77V79H146ZM148 78H149V79H148ZM150 78H151V79H150ZM228 78H230V77H228ZM232 78H234V77H232ZM232 78H231V79H232ZM262 78H263V77H262ZM26 79H24V80H26ZM30 79H28V80L31 81ZM84 79L81 80V81H78L79 83H77V84L79 85V86L77 85L78 88L80 89V87H81V89H83V91H84V88H82V87H85V86H87V85H89V84H90V86H91V83L89 82L88 84H86L88 81L86 82ZM100 79H101V78H100ZM106 79H107V78L105 77L104 80H103V79H101V80L98 79V81H99V82H100V81L102 82V80H103V82H104L103 85H105V81H106ZM109 79H110V80L112 79V81H113V80L115 79V76H114V78H113V77H110ZM116 79H117V78H116ZM138 79H139V78H138ZM138 79H137V80H138ZM144 79H141L140 82L142 83L143 81H145ZM156 79H157V78H156ZM158 79H157V80H158ZM198 79H202V78H198ZM220 79H221V78H220ZM222 79H225V80H226V78H224V77H223ZM231 79H230V80H231ZM235 79H236V78H235ZM3 80H4V79H3ZM9 80H8V81H9ZM15 80H16V79H14V83L16 84V83H18V81H20L21 79L18 80V81L16 80L17 82H16ZM24 80H23V81H24ZM35 80L37 81V79H35ZM79 80H80V78H79ZM107 80H108V79H107ZM118 80H119V79H118ZM135 80H136V79H135ZM0 81H1V80H0ZM8 81H5V82L3 81V82H4V83H6V82L9 83ZM33 81H34V79H33ZM65 81H66V80H65ZM65 81H64V82L62 81V82H63V83H66L67 81H66V82H65ZM68 81H69V80H68ZM98 81H97V83H96V84H98L97 87H99V85H100V88H101V86H103V85H102V84H99ZM129 81H130V80H129ZM133 81H134V80H133ZM138 81H139V80H138ZM219 81H220V80H219ZM228 81H229V80H228ZM234 81H235V80H234ZM248 81H249V80H248ZM251 81H253V79H252ZM259 81H260V80H259ZM12 82H13V80H12ZM12 82L10 81L9 84H11ZM25 82H27V80H26ZM70 82H71V81H70ZM94 82H95V81H94ZM101 82H100V83H101ZM106 82H107V81H106ZM116 82H117V81H116ZM118 82H120V81H118ZM118 82H117V83H118ZM127 82H128V81H126L125 83H127ZM131 82H132V81H131ZM152 82H151L150 84H147V85L151 86V85H152ZM158 82H159V81H158ZM160 82H159V84H160ZM253 82H255V81H253ZM0 83H1V82H0ZM7 83H6V84H7ZM22 83L24 84V82H21V84H22ZM58 83H59V84H58ZM72 83H74V82H72ZM80 83H81L82 85H81ZM117 83L114 84V81H113V83H112V82L109 83V81H108L107 84H106V86L103 87V89L105 88V89L108 90L107 85H110V86H109V87H111L110 90H113V91H114V89H113V85H114V87H116V86H117ZM144 83H145V82H144ZM183 83H184V82H183ZM188 83H189V81H188ZM212 83H213V81H212ZM214 83H215V82H214ZM224 83H225V82H224ZM256 83H257V82H256ZM9 84H8V85H9ZM18 84L20 85V82H19ZM31 84H32V83H31ZM35 84H36V83H35ZM37 84H38V83H37ZM66 84H67V83H66ZM66 84H65V85H66ZM70 84H71V83H70ZM74 84H75V83H74ZM111 84H112V86H111ZM128 84H130V83H128ZM142 84H143V83H142ZM155 84H156V83H155ZM161 84H162V83H161ZM190 84H191V82H190ZM226 84H229V83H226ZM3 85H4V84H3ZM33 85H34V84H33ZM33 85H32V86H33ZM39 85H40V84H39ZM71 85H72V84H71ZM92 85H93V84H92ZM115 85H116V86H115ZM118 85H120V84H118ZM145 85H146V84H145ZM157 85H158V84H157ZM162 85H164V84H162ZM186 85H187V84H186ZM195 85H196V84H195ZM213 85H214V84H213ZM224 85H225V84H224ZM255 85H256V84H255ZM258 85H259V83H258ZM261 85H262V84H261ZM24 86H25V84H24ZM26 86H27V87H24L25 90H26V88H27V89L30 88V87L28 88L29 84L26 85ZM32 86H31V87H32ZM95 86H96V85H95ZM134 86H135V85H134ZM136 86H138V85H136ZM136 86H135V88H137ZM152 86H153V85H152ZM167 86H170V85H167ZM188 86H189V85H188ZM198 86H199V85H198ZM203 86H204V85H203ZM210 86H211V85H210ZM221 86H222V85H221ZM250 86H251V85H250ZM35 87H36V86H35ZM73 87H74V86H73ZM138 87H139V86H138ZM140 87H141V88H143V87L145 88V86L143 85V87H142L141 84H140ZM140 87H139V88H140ZM146 87H147V86H146ZM155 87H156V86H155ZM157 87H159V86H157ZM160 87H161V86H160ZM181 87H182V85H181ZM181 87H178V88L180 89ZM192 87H193V86H192ZM219 87H220V86H219ZM257 87H258V86H257ZM48 88H47V89H48ZM59 88H60L61 90H63V91H61ZM67 88H69V87H67ZM87 88H88V86L86 87V89H87ZM92 88L94 89V87H91V89H90L89 91L87 90L88 92H87V91H85V92H87V94H88V93L92 90ZM132 88H134V87H132ZM166 88H167V87H166ZM172 88H174V87H172ZM176 88H177V87H176ZM187 88H188V87H187ZM207 88H209V87L207 86ZM211 88H212V87H211ZM214 88H216V87H214ZM222 88H223V87H222ZM222 88L220 87V89H222ZM248 88H249V87L247 86L246 89H248ZM260 88H261V87H260ZM69 89L71 90V88H69ZM76 89H77V88L74 87L72 90L77 91L78 89H77V90H76ZM86 89H85V90H86ZM98 89H99V88H98ZM98 89L95 88V89L93 90V92H95V90H98ZM101 89H102V88H101ZM101 89H100V90H101ZM103 89H102V90H103ZM105 89H104V90H105ZM115 89H116V88H115ZM117 89H119L118 86H117ZM117 89H116L115 91H117ZM123 89H125L126 91H128L127 88H124V87L122 86V90H123ZM128 89H129V92H130L131 89H130V88H128ZM147 89H149V88H147ZM167 89H168V91H169L170 87L167 88ZM183 89H184V88H182V90L180 91L181 93H183V92H182ZM185 89H186V88H185ZM185 89H184V91H186ZM192 89H193V88H192ZM192 89H191V91H192ZM203 89H204V88H203ZM212 89H213V88H212ZM217 89H218V88H217ZM226 89H227V88H226ZM246 89H245V91H246ZM252 89H253V88H252ZM36 90H37V89H36ZM38 90H39V89H38ZM40 90H39V91H40ZM42 90H41V91H42ZM72 90H71V91H72ZM165 90H166V89H165ZM171 90H172V89H171ZM173 90H174V89H173ZM173 90H172V91H173ZM188 90H189V89H188ZM188 90H187V91H188ZM204 90H205V89H204ZM204 90H203V91H204ZM206 90H207V89H206ZM209 90H210V89H209ZM224 90H225V88H224ZM224 90H223V92H224ZM243 90H244V89H243ZM248 90H249V89H248ZM39 91H38V92H39ZM41 91H40V92H41ZM49 91H51V93H50ZM66 91H67V90H66ZM71 91H69V96H72L73 101L75 100L76 105H74L75 103H74L73 101H71V99H70V100L66 99V98H68V96H67L68 94H67L66 92H65V95H66L67 97L64 96V98H65L64 100H66L65 103H67L68 101L70 102L69 104L74 103V104H73L74 106L72 107V109L76 106V107L74 108L75 111L72 110L71 108H70V110H71V114L76 115V114H78V113H75V112H78L77 109L79 108L80 104L82 103V102H80V100H76V99H78L77 97H80V96L83 95L85 98H87L88 96H87L84 92H82V93L80 92L81 95H79V94H78L79 91H80V90H79V91H77L78 96L76 95V96H75V99H74V96H73V95L76 94V93L72 94ZM105 91H106V90H105ZM132 91H133V89H132ZM132 91L130 92L131 94L128 93V92H126V93H128L130 96H132V95H133V94H132ZM166 91H167V90H166ZM177 91H178V89H177ZM177 91H175V93H176ZM187 91H186V92H187ZM207 91H208V90H207ZM210 91L212 92V90H210ZM214 91H215V90L213 89V92H214ZM220 91H221V90H220ZM245 91H244V92H245ZM249 91H250V90H249ZM249 91H247L246 93L249 94V93H250ZM254 91H255V90H254ZM38 92H37V93H38ZM40 92H39V93H40ZM45 92H44V93L42 92L43 94L41 93V96H43V95L45 94ZM93 92H92L91 95L94 94ZM96 92H98V91H96ZM121 92H122V91H121ZM121 92H120V93H121ZM173 92H174V91H173ZM186 92H184L183 94L185 95ZM189 92H190V90H189ZM189 92H188V94H189V97H188V98H189V100H190V98L192 97V95H194V94H196V93H194V94L191 93L192 95H191V97H190V93H189ZM192 92H193V91H192ZM199 92L202 93V91H199ZM215 92H216V91H215ZM248 92H249V93H248ZM70 93H71L72 95H70ZM83 93H84V94H83ZM90 93H91V92H90ZM90 93H89L88 95H90ZM103 93H104V92H103ZM103 93H101V94L103 95ZM112 93H113V92H111V94H112ZM114 93H115V92H114ZM167 93H169V95L172 94L171 91H169V92H167ZM170 93H171V94H170ZM178 93H179V92H178ZM205 93H206V92H205ZM207 93H208V92H207ZM209 93H210V92H209ZM217 93H219V92H217ZM220 93H222V92H220ZM251 93H253V91H252ZM95 94H96V93H95ZM98 94H99V95H98ZM98 94H97V95H98L99 97L93 95V98L96 99V97H98L97 99H98V101H99V103H100V98H101L102 95H101L100 93H98ZM118 94H119V93H118ZM147 94H148V93H147ZM203 94H204V93H203ZM231 94H232V93H231ZM254 94H255V93H254ZM263 94H264V91H263ZM47 95H48V94H47ZM52 95H51V96H52ZM106 95L109 96V93L106 94ZM126 95H127V94H126ZM149 95H150V94H149ZM149 95H147V96H149ZM162 95H163V94H162ZM165 95H166V94H164L163 97H164ZM169 95L167 96L168 98H170ZM179 95H180V93H179ZM184 95H183V96H184ZM206 95H208V94H206ZM212 95H213V94H212ZM212 95L210 94L209 97L207 96L208 98H206V99H209V98L211 99V98H212ZM220 95H223V94H220ZM250 95H252V94H250ZM260 95H261V94H260ZM41 96H40V98H38L39 100L41 99V100H40L41 103L44 102V101H46V102H45V105H46L47 102H50L51 105H52V104L54 105V106L51 107L52 110H54V109L56 108V106H55V103H56V102L60 103L61 106H63L64 108L61 107V106H60V107L63 108V109L65 110V107H66V106H64V104H63L64 101H62V102L59 101V100H61L60 98H62V97H60V98L58 97V99H55L54 97L51 98V97L48 95V97H47L46 99L44 98L45 100L43 101V99L41 98ZM44 96H45V95H44ZM54 96L56 97V95H54ZM104 96H105V95H104ZM104 96H102V97H104ZM113 96H114V95H113ZM113 96H112V97H113ZM115 96L117 97V94H116ZM120 96H121V94L118 95V97H120ZM152 96H153V97H151V96L149 97V99H150V100L148 99V100H149V102H148L149 104L147 103V104H146V107H147V105H150L151 107H152V106H156V105H154V104L156 103V101H157V99H156L155 97H156V96H157V97H158V96L161 97V96L158 95V94H156V95H152ZM154 96H155V97H154ZM176 96H178V95H176ZM196 96H197V95H196ZM204 96H205V95H204ZM214 96H215V94H214ZM217 96H218V95H217ZM230 96H231V95H230ZM84 97H83V100H82V101L86 100V102L88 103V101H87L88 99H85ZM90 97H91V96H90ZM118 97H117V99H118ZM159 97H158V98H159ZM167 97H166V98H167ZM174 97H175V96H173V98H174ZM184 97H185V96H184ZM184 97H183V98H184ZM186 97H187V93H186ZM186 97H185V98H186ZM215 97H216V96H215ZM221 97H222V96H221ZM223 97H224V96H223ZM262 97H263V96H262ZM32 98H33V96H31V99H32ZM50 98H51V99H50ZM80 98H81V97H80ZM88 98H89V97H88ZM104 98H110V96H109V97L105 96ZM164 98H165V97H164ZM171 98H172V95H171ZM171 98H170V99H171ZM173 98H172V99H173ZM181 98H182V97H181ZM213 98H214V97H213ZM232 98H233V97H232ZM251 98H252V97H251ZM253 98H254V97H253ZM259 98H261V96H260ZM33 99H34V98H33ZM33 99H32V100H33ZM89 99H90V98H89ZM95 99H93V100L90 99V100L93 101V103L90 102V103H92V105L89 103V104H90L89 106L92 107V111L95 110L94 108H97V107H95V106L97 105V102H96ZM102 99H103V98H102ZM110 99H111V103H112V101L117 100L116 98H115V99L110 98ZM112 99H113V100H112ZM160 99H162V98H160ZM175 99H176V98H175ZM178 99H180V96H179ZM195 99H196V98H195ZM195 99H194V96H193L192 100H195ZM199 99H200V98H198V101H199ZM214 99H215V98H214ZM218 99H219V98H218ZM228 99H229V98H228ZM234 99H235V98H234ZM32 100H30V102H31ZM39 100H38V101L35 100V101H36L37 103H39V102H40ZM62 100H63V98H62ZM67 100H68V101H67ZM94 100H95V101H94ZM105 100H107V102H108L107 107L113 105L112 107L115 108V104H116V103L110 105V104H109V101H110V100H109V99H105ZM108 100H109V101H108ZM173 100H174V99H173ZM187 100H188V99H187ZM200 100H203V98L201 97ZM204 100H205V97H204ZM211 100H212V99H211ZM215 100H217V99H215ZM229 100H230V99H229ZM236 100H237V99H236ZM254 100H256V99L254 98ZM35 101H34V102H35ZM77 101H79L80 103L77 102ZM159 101H160V100H159ZM185 101H186V100H185ZM198 101L196 100V101H194V102H196V104L198 105ZM223 101H224V99H223ZM230 101H231V100H230ZM252 101H253V100H252ZM101 102H104V101H101ZM116 102H117V104H118V101H116ZM194 102H193V103H194ZM202 102H203V104H207V103H208V100L205 101V102H207V103H204V101H202ZM224 102H226V101H224ZM224 102H223V103H224ZM227 102L229 103L228 100H227ZM250 102H251V101H250ZM253 102H254V104H255V101H253ZM37 103H36V104H37ZM41 103H39V104H40V107L43 105V103H42V104H41ZM84 103H85V102H83L82 104H84ZM209 103H210V102H209ZM17 104H18V103H17ZM30 104H31V103H30ZM33 104H34V103H33ZM36 104H34V105H36ZM60 104H59V105H60ZM62 104H63V105H62ZM69 104H65V105L68 106V107H66L67 111H69V110H68V108H69V106H70ZM77 104H79V105H77ZM157 104H158V103H157ZM200 104H201V106H202V103H201V102H199V105H200ZM232 104H233V103H232ZM232 104L229 103L230 106H231ZM235 104H236V103H235ZM235 104H233L232 106H233V107H236L237 105L234 106ZM237 104H238V103H237ZM18 105H19V104H18ZM48 105H49V103H48ZM48 105H46V106H47V107H50V106H48ZM159 105H160V104H159ZM194 105H195V104H194ZM199 105H198V107H199ZM222 105H223V104H222ZM222 105H221V106H222ZM256 105H257V104H256ZM28 106H30V105H28ZM31 106H32V105H31ZM57 106H58V105H57ZM77 106H78V108H77ZM82 106L84 107V110H87V109H85V105H82ZM97 106H98L97 110H98V109H99V110H100V109L102 110L103 108L106 107V104H101V103H100V104H98ZM150 106H149V107H150ZM157 106H158V105H157ZM221 106H220V108H221ZM223 106H224V105H223ZM223 106H222V107H223ZM230 106H229V107H230ZM232 106H231V107H232ZM238 106H240V104H239ZM238 106H237V109H238ZM257 106H258V105H257ZM36 107H37V108H36ZM36 107H34L35 110L37 109L36 111H34L33 108H30V113H31V109H33V112H32V113H34V112H38V105H36ZM40 107H39V109H41ZM42 107H43V106H42ZM60 107H59V108H60ZM70 107H71V106H70ZM83 107H82V108H83ZM86 107H87V106H86ZM107 107H106L105 109H103V110H104V112H107V111H108L107 113H110V112H109V111H110L109 109H111L112 107H108L109 109H108ZM116 107H117V105H116ZM196 107H197V106H196ZM225 107H227V103H226V106H225ZM225 107H224V108H225ZM231 107L229 108V110L231 109ZM254 107H255V106H254ZM14 108H15V107H14ZM43 108H44V107H43ZM51 108H50V109H51ZM53 108H54V109H53ZM59 108H58V109H59ZM89 108H90V107H89ZM89 108H88V109H89ZM117 108L119 109V107H117ZM147 108H148V107H147ZM193 108H194V107H193ZM239 108H240V107H239ZM242 108H243V107H242ZM244 108H245V107H244ZM257 108H258V107H257ZM63 109H62V110H63ZM107 109H108V110H107ZM150 109H152V108H150ZM185 109H186V108H185ZM189 109H190V108H189ZM189 109H188V110H189ZM227 109H228V108H227ZM235 109H236V108L231 109V111H233V110H235ZM237 109H236V110H237ZM246 109H247V108H246ZM249 109H250V108H249ZM258 109H260V108H258ZM14 110H16V108H15ZM64 110H63V111H64ZM78 110H81V109L79 108ZM82 110H83V109H82ZM82 110H81V111H82ZM90 110H91V109H90ZM101 110L98 111V112H101V114H102V111H101ZM106 110H107V111H106ZM115 110H116V108H115ZM120 110H121V109H120ZM171 110H172V109H171ZM171 110H170V111H171ZM213 110H214V109H213ZM213 110H211L210 112L213 113V116H216V114L213 112ZM218 110H219V108H218ZM221 110H223V109L221 108ZM261 110H262V109H261ZM12 111H13V110H12ZM55 111L58 112L56 109H55ZM60 111H61V110H60ZM60 111L57 113V114H59V115H58L59 117L56 116V117L59 118V119H60V115H61V113L63 112V111H61V112H60ZM65 111H66V110H65ZM72 111H74V113H72ZM81 111H79V112L82 114L80 119H82V120L84 119V120H86V121L88 120V123H87V124H88V127H89V123H90V124H91L92 122L94 123V121H92V120H91L92 122H90L89 119H90V118L93 119L94 116H95L96 114L94 115L95 112H91L92 115H94V116L91 117V116H90V115H91V114H90V111H89V113H87V112L85 113L84 111H82V112H81ZM117 111H119V110H116V111L114 112V114H115ZM123 111H124V109H123ZM123 111H122V114H123L124 112L126 113V110H125L124 112H123ZM128 111H130V109H129ZM128 111H127V113H126V116L130 115V114H128ZM148 111H149V110H148ZM148 111H145V112L148 113ZM172 111H173V110H172ZM176 111H177V110H176ZM176 111H174V112H176ZM183 111H184V110H183ZM183 111H182V112H183ZM190 111H191V110H190ZM219 111H220V110H219ZM239 111H240V110H239ZM243 111H244L245 113H246V112H249V110H244V109H243ZM251 111H252V110H251ZM69 112H70V111H69ZM83 112H84V113H83ZM112 112H113V108H112V110H111V115L113 114ZM167 112H169V110H168ZM179 112L181 113V110L178 111L177 114H178ZM207 112H208V111H207ZM228 112H229V111H228ZM38 113H39V112H38ZM45 113L47 114L48 112H45ZM45 113H44V114H45ZM80 113H79V114H80ZM107 113H106V114L103 113V114L107 115ZM120 113H121V111H120ZM125 113H124V115H123L124 117H125ZM130 113H133V112L130 111ZM142 113H143V112H142ZM172 113H173V112H172ZM180 113H179V115H180ZM205 113H206V112H205ZM205 113H204V115H205ZM212 113H210V114L208 113L209 115L206 113V114H207L206 117L212 115ZM226 113H227V112H226ZM232 113H233V112H232ZM236 113H239L238 110H237ZM253 113H254V112H253ZM64 114H65V112L62 113V116H64ZM68 114H70V113H68ZM101 114H100V115H101ZM103 114H102V115H103ZM127 114H128V115H127ZM144 114H145V113H144ZM148 114L151 115L150 112H149ZM148 114H146L145 116H147ZM174 114H175V113H174ZM214 114H215V115H214ZM221 114H222V113H221ZM227 114H228V113H227ZM239 114H240V113H239ZM255 114H256V113H255ZM255 114H254V115H255ZM257 114H258V113H257ZM47 115H48V117H45L46 115H43V116L46 118V120H47V118L49 119V115H51V114L49 113V114H47ZM55 115H56V113H55V114L53 113V114L51 115V118H52V117L54 118ZM97 115H98V113H97ZM105 115H103V116L105 117ZM108 115H109V114H108ZM117 115H118V113H116L115 116H117ZM120 115H121V114H119L118 117H115V116L113 115V117L116 118V119H114L112 116H111V117L116 121V120L119 118ZM140 115H141L142 118H144V115L142 116L141 113H140ZM140 115H139V116H140ZM152 115H153V114H152ZM179 115L175 116V118L178 117ZM181 115H183V114L181 113ZM185 115H186V114H185ZM185 115H183V116H185ZM202 115H203V114H202ZM217 115H218V111H217ZM224 115H225V114H224ZM242 115H243V114H242ZM244 115H245V114H244ZM250 115H251V114H250ZM260 115L263 116L264 114L261 113ZM10 116H11V115H10ZM43 116H42V117H43ZM70 116H71V117H70ZM70 116H69L70 118L67 116V119H65V120H62L63 117H61V120H62V121L60 120V122H61L60 124H62L61 126H62L63 128H64V127L66 128V129H64V131H66V130L68 129V127H70V126H72V125L74 126V125L78 124V121H79V123H80V119H79L78 117H76V116H72V115H70ZM103 116H101V117H103ZM109 116H110V115H109ZM132 116H133V115H132ZM132 116H130V118H131ZM213 116H212V117L210 116V117L214 119L215 117H213ZM219 116H220V113H219ZM221 116H222V115H221ZM238 116H239V115H238ZM32 117H33V116H32ZM32 117L29 116L28 118H31L32 120H34V119H35V120L39 119V117H38V118L33 117L34 119H33ZM65 117H66V116H64V118H65ZM79 117H80V116H79ZM101 117H100V118H101ZM104 117H103V118H104ZM107 117H108V116H107ZM107 117H106V118H107ZM121 117H122V115H121ZM200 117H201V116H200ZM203 117H204V116H203ZM210 117H209V118H210ZM216 117H218V116H216ZM263 117H264V116H263ZM40 118H41V117H40ZM57 118H56V120H57ZM100 118L97 116V119H100ZM108 118H109V117H108ZM122 118H123V117H122ZM125 118H126V117H125ZM142 118H141V119H142ZM198 118H199V117H198ZM241 118H242V117H241ZM26 119H27V117H26ZM101 119H102V118H101ZM101 119H100V120H101ZM104 119H105V118H104ZM110 119H111V118H110ZM110 119H108V120L110 121ZM126 119H127V118H126ZM177 119H178V118H177ZM201 119H202V118H201ZM201 119H200V120H201ZM203 119H204V118H203ZM213 119H212V120H213ZM215 119H216V118H215ZM218 119H219V118H218ZM242 119H243V118H242ZM246 119H247V118H246ZM249 119H250V118H249ZM2 120H3V119H2ZM32 120H31V121H32ZM43 120H45V119H43ZM46 120H45V121H46ZM82 120H81V123L84 121V120H83V121H82ZM94 120H95V119H94ZM133 120L136 121V124H137V122H138L137 119H136V118H133ZM133 120L131 119V121H133ZM204 120H205V119H204ZM216 120H217V119H216ZM216 120H215V124H216V122H218V121H216ZM243 120H245V119H243ZM247 120H248V119H247ZM4 121H5V120H4ZM7 121H9V120L6 119L5 122H7ZM25 121H26V120H25ZM28 121H29V120H28ZM28 121L25 122V125L28 123ZM50 121H51V120H50ZM97 121H98V120L95 121V125H97ZM102 121H103V119H102L100 122H102ZM105 121H106V120H105ZM112 121H113V120H112ZM124 121H125V119H124ZM131 121H130V120H129V121L126 120L125 122H128V123L130 122V123L127 124V125L124 124L125 122L123 123V125H125V127H124L125 130H126V128H128V125L130 126V124H131L132 126L135 125L136 128L138 127V128L136 129L135 126H133L134 128H132V130H131L132 132L137 133V136H136V137H138V138H137V142H135V143H136L135 145H137L138 142H139V143H142V145H143V144L145 145V144H146V141H148V138L150 137L149 135L152 136V132H153V131H152V132H151V131H147V130H148L147 128L151 127L152 125L149 126V127H147V126L142 127V125H141V123H140V126H141V127L139 128V125H138V124L136 125V124H134V123H135L134 121H133V122H131ZM177 121H178V120H177ZM179 121H181V120H179ZM184 121H185V120H184ZM213 121H214V120H213ZM213 121H212V124L214 125ZM220 121H222V120H220ZM233 121H234V120H233ZM237 121H238V120H237ZM239 121H240V120H239ZM258 121H259V120H258ZM260 121H261V120H260ZM2 122H3V121H2ZM2 122H1V120H0V124H1ZM5 122H3V123H5ZM35 122H36V121H35ZM39 122H44V121L39 120L37 123H39ZM47 122H48V121H47ZM47 122H46V123L44 122L45 124L42 123V125H41V124H38V125H39L40 127H41V126H46ZM52 122H53V121H51L50 123L48 122L49 125L47 124V126H49V127L52 126V124H53ZM54 122H56V121L54 120ZM58 122H59V121H58ZM58 122L55 123V124H58ZM173 122H174V121H173ZM185 122H186V121H185ZM185 122H183V124H184ZM200 122H201V121H200ZM207 122H208V121H207ZM234 122H236V119H235ZM262 122H263V121H262ZM3 123H2V124H3ZM33 123H34V122H33ZM81 123H80V124H81ZM84 123H85V122H84ZM98 123H99V122H98ZM103 123H105V125H106V123L108 124L109 122H104V121H103ZM111 123H112V122H111ZM167 123H168V122H167ZM167 123H166L165 125H169V124H167ZM169 123H170V122H169ZM181 123H182V122H181ZM188 123H189V122H188ZM201 123H202V122H201ZM201 123H200V125L203 126V124H201ZM260 123H261V122H260ZM263 123H264V122H263ZM5 124H6V123H5ZM8 124H9V123H8ZM8 124H7V127H8ZM31 124H32V123H31ZM31 124H30V126L28 125L29 127H31L30 129H32L34 126H38V125H34V126H32ZM34 124H35V123H34ZM50 124H51V125H50ZM82 124H83V123H82ZM87 124H85V126H87ZM109 124H110V123H109ZM112 124H113V123H112ZM112 124H110V126H109V125H106V126L110 127V129H112V131H113L112 133H114L115 131L113 130V128H111ZM119 124H120V123H119ZM119 124H117V126H112V127H115L114 129H117L116 127H118ZM142 124H143V123H142ZM170 124H172V123H170ZM178 124H179V123H178ZM185 124H187V123H185ZM192 124H195V123L193 122ZM196 124H197V123H196ZM221 124H222V123H221ZM224 124H225V123H224ZM229 124H230V123H229ZM229 124H228V125H229ZM235 124L237 125L238 123H235ZM261 124H262V123H261ZM261 124H260V125H261ZM95 125H93V127H95ZM113 125H114V124H113ZM156 125H157V124H156ZM160 125H161V123H160ZM162 125H163V124H162ZM174 125H175V124H173V126L171 125L172 128L174 127ZM181 125H182V124H181ZM189 125H190V123H189ZM197 125H199V124H197ZM206 125H207V124H206ZM230 125H232V124H230ZM236 125L234 126V124H233L234 127L239 128V127H238L239 125H238V126H236ZM244 125H245V124H244ZM252 125H253V123H252ZM257 125H258V124H257ZM9 126H10V125H9ZM26 126H27V125H26ZM39 126L37 127L38 129L40 128ZM57 126H58V125H56V127H57ZM73 126L71 127L72 130H73V128L75 127V126H74V127H73ZM76 126H77V125H76ZM90 126H91V125H90ZM100 126H101V125H100ZM100 126H99V127H100ZM119 126H120V125H119ZM158 126H159V124H158ZM187 126H188V125H187ZM192 126H193V125H192ZM3 127H4V126H3ZM53 127H54V126H53ZM53 127H52V128H53ZM56 127H55V128H56ZM77 127H78V126H77ZM79 127H80V125H79ZM81 127L85 128L83 125H81ZM81 127H80V128H81ZM88 127H87V128H88ZM97 127H98V125H97ZM145 127H146V128H145ZM152 127H153V126H152ZM152 127H151L149 130H151ZM197 127H198V126H197ZM219 127H221L220 124H219ZM225 127H226V126H225ZM240 127H241V126H240ZM258 127H259V126H258ZM258 127H257V128H258ZM5 128H6V127H5ZM34 128H35V127H34ZM44 128H45V127H44ZM46 128H47V127H46ZM50 128H51V127H50ZM55 128H54V129H55ZM80 128H79V129H80ZM102 128L104 129V127H102ZM118 128H121V127H118ZM122 128H123V127H122ZM142 128H143V129H142ZM160 128H161V127H159V131H160ZM162 128H163V127H162ZM186 128H188V127H186ZM199 128H200V126L198 127V129H199ZM6 129H7V128H6ZM9 129H11V128H9ZM30 129H29V130H30ZM61 129H62V128H61ZM100 129H101V128H100ZM110 129H109V130H110ZM128 129L130 130L131 127L128 128ZM128 129H127V131H125L124 129H123V130H124L125 133H126V132L129 131ZM134 129H136L138 132H137L136 130H135V131H136V132H135ZM139 129H140V131H139ZM141 129H142V131H143L144 129H145V130L147 129L146 132H147V133L150 132V133H148L149 135H148V134L146 135V136H148V137H145L146 139H145L144 136H143L144 140H143V139L141 140V138H139L140 135L138 136V134L145 135V134H143L145 130H144L143 132H141ZM167 129H169V128H167ZM170 129H171V128H170ZM175 129H177L176 126H175ZM182 129H183V127L181 128V130H182ZM184 129H185V128H184ZM195 129H196V128H195ZM228 129H230V128H228ZM26 130H28V127H27ZM29 130H28V131H29ZM33 130H34V129H33ZM39 130H40V129H39ZM56 130H57V129H56ZM62 130H63V129H62ZM75 130H76V127H75ZM82 130L86 131L85 129H81V130H79V132L81 131V136H82V134H83V135L85 134V132L82 133ZM91 130H92V129H91ZM96 130H98V128H97ZM104 130H105V129H104ZM107 130H108V129H107ZM152 130H155V128L153 127ZM165 130H166V129H165ZM172 130H173V129H172ZM172 130H170V131L172 132ZM177 130H178V129H177ZM177 130H176V131H177ZM185 130H186V129H185ZM187 130H188V129H187ZM193 130H194V129H193ZM223 130H224V129H223ZM230 130H231V129H230ZM3 131H5V130H2V132H3ZM6 131H7V130H6ZM13 131H14V130H13ZM34 131H36V128H35ZM34 131H33L32 134H34ZM41 131H43L42 127H41V130L39 131V134L37 133L39 136L41 135V133H40ZM45 131H46V130H45ZM117 131H118V132H117ZM117 131H116V132L119 134L120 131H121V129H117ZM124 131H123V132H124ZM131 131H130V132H131ZM159 131H158V129H157V131L155 130L153 133L158 132V133H156V134H159V133H160ZM161 131H162V130H161ZM179 131H180V130H179ZM202 131L204 132L205 129H203ZM207 131H208V130H207ZM214 131H215V130H214ZM232 131H234V130H231V133H233ZM235 131H236V130H235ZM2 132H0V134L2 135V138H3V136L5 137L6 134L3 132V133L5 134V135H3ZM8 132H9V131H8ZM8 132H7V133H8ZM37 132H38V130H37ZM75 132H77V131H75ZM90 132H91V131L89 130V133L86 132V134H90ZM93 132H94V131H93ZM93 132H92V134H93ZM97 132H98V131H97ZM99 132H100V130H99ZM104 132H106V134L108 133L107 131H104ZM104 132H103V133H104ZM110 132H111V131H110ZM110 132H109V133H110ZM130 132H129V135H131V137H132V141H133L134 139H135V141H136V138H134V136H132V135H136V134H134V133L131 134ZM139 132H140V133H139ZM174 132H175V130H174ZM177 132H178V131H177ZM183 132H184V131H183ZM192 132H194V131H192ZM198 132H199V131H198ZM205 132H206V131H205ZM238 132H239V131H238ZM35 133H36V132H35ZM109 133L107 134V136L109 135ZM112 133H111V136H112ZM125 133H122V134H125ZM189 133H190V132H189ZM194 133H196V132H194ZM208 133H209V132H208ZM228 133H229V132H228ZM236 133H237V132H236ZM9 134H10V132H9ZM37 134H36V135H37ZM86 134H85V135H86ZM94 134H95V133H94ZM94 134H93V135H94ZM114 134H116V133H114ZM170 134H171V133H170ZM179 134H180V133H178V135H177V134H176V135L180 137ZM185 134H186V133H185ZM212 134H213V133H212ZM251 134H252V133H251ZM258 134H259V133H258ZM13 135H15V134H13ZM36 135H35V136H36ZM38 135L36 136V138L38 137ZM79 135H80V133H79ZM85 135L82 136V138H84ZM90 135H91V134H90ZM90 135H88V136H90ZM98 135H100V134H98ZM98 135H97V136H98ZM119 135H121V134H119ZM126 135H128V134H125V136H126ZM129 135H128V137H129ZM167 135H168V134H167ZM176 135L174 134V136H176ZM191 135H192V133H191ZM200 135H201V134H200ZM234 135H235V134H234ZM237 135H238V134H237ZM245 135H246V134H245ZM7 136H11V135H8V134H7ZM16 136H17V135H16ZM29 136H30V135H29ZM42 136H43V135H42ZM53 136H54V135H53ZM55 136H58V135L56 134ZM75 136H77V135H75ZM94 136H95V135H94ZM94 136H93V137H94ZM104 136L106 137L105 133H104ZM115 136H116V135H115ZM117 136H118V135H117ZM117 136H116V137H117ZM122 136H123V135H122ZM122 136H121V137H122ZM154 136H155V137H152V138H155V140H156V135H154ZM177 136H176V137H177ZM183 136H185V135H183ZM228 136H229V135H228ZM231 136H232V134H231ZM238 136H239V135H238ZM241 136H242V135H241ZM241 136H240V137H241ZM58 137H61V136H58ZM58 137H57V138H58ZM105 137H104V138H105ZM112 137H114V136H112ZM116 137H114V139H113V140L115 141V143H116V139H117ZM118 137H119V136H118ZM121 137H120V138H121ZM131 137H130V138H131ZM166 137H167V136H166ZM168 137H170V136H168ZM179 137H178L177 139H179ZM189 137H190V136H189ZM189 137H187V139L191 140L192 137H190L191 139H190ZM204 137H205V136H204ZM236 137H237V136H236ZM236 137H235V138H236ZM248 137H249V135H248ZM259 137H260V136H259ZM0 138H1V137H0ZM39 138L41 139L42 137L40 136ZM53 138H54V137H53ZM55 138H56V137H55ZM55 138H54V139H55ZM57 138H56V139H57ZM64 138H67V137H64ZM86 138H87V137H86ZM86 138H84L83 141H84ZM88 138H89V137H88ZM88 138H87V141H88ZM90 138H91V137H90ZM90 138H89V139H90ZM100 138L103 139V136H102V137L100 136ZM106 138H107V137H106ZM106 138H105V139H106ZM123 138H125V137H123ZM130 138H128L129 141H130V143H129L128 139H126V138H125L126 140L123 139V140H121V141H124V143H123L124 145H125V143H126V145H127L128 143H129V144H131V143L133 144L134 141L132 142ZM133 138H134V139H133ZM180 138H184V137H180ZM211 138H212V137H211ZM249 138H250V137H249ZM249 138H248V139H249ZM252 138H253V137H252ZM5 139H6V137L4 138V140H3V139H1V140H3L5 143H7L8 141L6 142ZM9 139H10V138H9ZM16 139H18V138H16ZM34 139H35V138H34ZM40 139H39V140H38V138L35 139V140H38V141H39V143L36 141L38 144H40V141H42V139H41V140H40ZM98 139H99V138H98ZM98 139H97V140H98ZM121 139H122V138H121ZM149 139H150V138H149ZM167 139H168V138H167ZM169 139H170V138H169ZM173 139H175V138L173 137ZM187 139H186V140H187ZM196 139H198L197 136H196ZM204 139H205V138H204ZM231 139H233V138H231ZM7 140H8V139H7ZM11 140L13 141V137H12ZM43 140H44V137H43ZM58 140H59V139H58ZM91 140H92V139L89 140L90 143H91ZM107 140H108V139H107ZM109 140H110V137H109ZM117 140H118V139H117ZM138 140H139V141H138ZM140 140H141V142H140ZM151 140H152V139H151ZM165 140H166V139H165ZM186 140H185V141H186ZM189 140H187V141H189ZM206 140H207V139H206ZM211 140H212V139H211ZM211 140H210V141H211ZM239 140H240V139H239ZM260 140H261V139H260ZM3 141H2V142H3ZM14 141L17 142L16 140H14ZM14 141H13V143L15 144ZM32 141H34V140L32 139ZM103 141H105V140H103ZM126 141H128V142H126ZM144 141H145V142H144ZM152 141H153V140H152ZM167 141H168V140H167ZM185 141H184V142H185ZM224 141H225V140H224ZM237 141H238V140H237ZM240 141L242 142V140H240ZM255 141H256V140H255ZM36 142H35V143H36ZM89 142H88V144H89ZM119 142H120V141L118 140V143H119ZM143 142H144V143H143ZM148 142H150V141H148ZM165 142H166V141H165ZM173 142H174V141H173ZM178 142H179V141H178ZM181 142H183V141H181ZM184 142H183V143H184ZM199 142H201V144H202L203 141H200V140H199ZM199 142L196 143V144H198V146L200 145ZM31 143H32V142H31ZM37 143H36V144H37ZM95 143H97V142H95ZM100 143H102V141H100ZM100 143H98V147L100 146ZM103 143H105V142H103ZM103 143H102V144H103ZM110 143H111V145L113 144L112 141H110ZM121 143H122V142H121ZM121 143H120V146H121ZM139 143H138V144H139ZM167 143H168V142H167ZM186 143H188V142H186ZM192 143L194 144V142H191V144H192ZM203 143H204V142H203ZM227 143H229V142L227 141ZM245 143H246V142H245ZM257 143H258V142H257ZM3 144H4V143H3ZM10 144H12L11 141H10V143H9L8 145L10 146ZM19 144H20V143H19ZM33 144H34V143H33ZM36 144H35V145H36ZM42 144H43V143H42ZM42 144H40V145H42ZM129 144H128V147L130 146ZM191 144H190V145H191ZM211 144H212V143H211ZM221 144H222V143H221ZM241 144H242V143H241ZM6 145H7V144H5V146L2 145L3 150H4V147H6ZM16 145H17V144H16ZM40 145H39V147H40ZM83 145H84V143H83ZM83 145H82V148H85V147H83ZM85 145H86V144H85ZM85 145H84V146H85ZM124 145H122V146H124ZM126 145H125V146H126ZM170 145H171V144H170ZM179 145L181 146L182 144H179ZM183 145H184V144H183ZM188 145H189V143H188ZM205 145H207V144H205ZM214 145H215V144H214ZM223 145H224V143H223ZM223 145H222V146H223ZM244 145H245V144H244ZM17 146L19 147V145H17ZM37 146H38V145H37ZM90 146H91V145H90ZM92 146H94V144H93ZM92 146L89 147V148H90V149H91V148L94 149V147H92ZM102 146H104V145H101V146H100V148H101L102 150H101V149H98V150H100V151H97V150H96V151H97V154L95 155L96 157L93 156V159H88V158H86V156H85V158H80V157H83V156H80L79 159H77V160L75 159V160H74V158H75L76 155H80V154L82 155V153L84 154L85 152L89 153L88 150L85 149L86 151L84 152V149H82V150H83L82 153L78 151V154L73 155L72 158L70 157L69 159L67 158V160H66V161H68V160H71V159H72L73 161L71 160V161H69V163H68V162L65 163V165L62 164V166H61V163H60V164L58 165V167H56V166H55V168H54V166L52 167V168H54L53 170H55V172H57L58 175H60V176H61L63 173H70V174L72 175V177H71V181H72V182H71V183L65 181L64 179H62V176H61V180H59L60 178L55 179L56 177L54 178L53 176L50 175L51 173L48 174V172H47V174H44V173H43V174H44L43 176H42V174H40V175L42 176V185L45 186L47 190H48V189H49L50 191L53 190V191H52V195H56V196H58L57 194H59V193L61 192L62 196H61V194H60V197H61L62 199H61V198H57V199H61V200H65V199H66V200L68 201L67 203H73V204H76V205H79V206H80V204H82L83 202L86 203V202L89 201L90 203L92 202V203L94 204L93 201H95V200L92 199V200L90 201V200H88V198H85V197H89V195H87L86 193L91 194L90 191H89V192L87 191V192L85 193L86 190L84 191L83 189L75 188V186H74L75 184H74V183L78 182L80 177L78 178V175L75 174L76 171L72 172V170H73L72 168H73L74 165H76V166H80V165H82V164H85L86 161H90L91 163L96 164V166L101 165L103 162H105V160H102V159H104V158H102V156L104 157V154L106 153L105 150H103ZM122 146H121V151L123 150L122 148L125 147V146H124V147H122ZM138 146L140 147V145H138ZM150 146H151V142H150ZM167 146H168V145H167ZM202 146H203V144H202ZM215 146H216V145H215ZM218 146H219V145H218ZM239 146H241V145L239 144ZM245 146H246V145H245ZM14 147H15V149H16V146H14ZM18 147H17V148H18ZM21 147H23V146H21ZM30 147H31V146H30ZM33 147H34V146H33ZM33 147H32V149H33ZM44 147H45V146H44ZM86 147H88V146L86 145ZM107 147H108V146H107ZM113 147H115L114 144H113ZM135 147H137V146H135ZM139 147H137V148H139ZM146 147H147V145H146ZM146 147H143V148L146 149ZM182 147H183V146H181V149H182ZM188 147H189V146H188ZM219 147H221V146H219ZM223 147H224V146H223ZM262 147H263V145H262ZM10 148H11V147H10ZM35 148H36V147H35ZM40 148H41V150H42L43 146L40 147ZM126 148H127V147H126ZM126 148H124V149H126ZM141 148H142V147H141ZM141 148H140V149H141ZM147 148H148V147H147ZM192 148H193V147H192ZM199 148H200V147H199ZM202 148L204 149V147H202ZM210 148H212V147H210ZM210 148H209V149H210ZM213 148H216V147L213 146ZM232 148H233V147H232ZM244 148H245V147H244ZM248 148H249V147H248ZM0 149H1V148H0ZM8 149H9V147H8L6 150H8ZM19 149H20V148H19ZM19 149H18V150H19ZM37 149H38V147H37ZM43 149H44V148H43ZM49 149H50V148H49ZM49 149H48V147H47V149L45 148V151L47 152V155H45V156H47V157H49V156H48V155H49V152L51 153V151H52V150H51V151H48ZM56 149L59 150V148H57V147H56ZM116 149H118V148H116ZM127 149H128L129 152L131 153V151H132L131 149H132V148L130 147V148H127ZM127 149H126V150H127ZM134 149H135V148H134ZM134 149H133V150H134ZM145 149H143V151H144ZM169 149H170V148H169ZM195 149H196V148H195ZM195 149H194V150H195ZM229 149H230V148H229ZM240 149H241V148H240ZM242 149H243V148H242ZM11 150H12V148L10 149L9 152H11ZM25 150H26V149H25ZM30 150H31V149L28 147V151H30ZM33 150H34V149H33ZM38 150H39V149H38ZM58 150H57V151H58ZM79 150H81V149H79ZM119 150H120V147H119ZM119 150H116V151H119ZM130 150H131V151H130ZM135 150L137 151L138 149H135ZM149 150H150V149H149ZM149 150H148V151H149ZM170 150H171V149H170ZM173 150H174V149H173ZM176 150H177V149H176ZM178 150H180V149H178ZM183 150H184V149H183ZM217 150H218V148H217ZM224 150H225V149H223V151H224ZM0 151H1V150H0ZM4 151H5V150H4ZM15 151H16V150H15ZM21 151H22V150H21ZM45 151H43V150L41 151V152H43V155L46 154ZM121 151H120V153H121V154L123 153V156L125 155L124 153L128 152V151H126V152H121ZM136 151H135V153L133 152V154H137L138 152H141L142 149H141V151H137V153H136ZM153 151H155V150H153ZM165 151H166V149H165ZM187 151H190V150H187ZM192 151H193V150H192ZM206 151H207V150H206ZM206 151H205V152H206ZM208 151L210 152V151H212V150H208ZM214 151H215V150H214ZM227 151H228V150H227ZM234 151H235V150H234ZM254 151H255V150H254ZM6 152L8 153V151H6ZM24 152H25L26 155H27V152L24 151V149H23V153H24ZM30 152H31V151H30ZM34 152H35V153L37 152L38 154H37V153H36V154H37L38 156L40 155V154H39L40 151L35 150ZM41 152H40V153H41ZM52 152H54V151H52ZM55 152H56V151H55ZM55 152L53 153L54 155H55ZM104 152H105V153H104ZM149 152H150V151H149ZM171 152L173 153V151H171ZM176 152H178V151H176ZM184 152H185V151H184ZM199 152H200V151H199ZM199 152H198V153H199ZM203 152H204V151H203ZM215 152H216V151H215ZM217 152H219V151H217ZM225 152H226V151H225ZM248 152H249V151H248ZM2 153H4V152H0V155H1ZM12 153H13V152H12ZM23 153H21V154H23ZM28 153H29V152H28ZM35 153H34V155H35ZM103 153H104V154H103ZM112 153H114V154L116 155V152H115L114 150L112 151ZM152 153H154V152H150L149 154L151 155ZM155 153H156V151H155ZM180 153H181V151H180ZM200 153H201V152H200ZM245 153H246V151H245ZM245 153H244V154H245ZM249 153H250V152H249ZM249 153H248V155H249ZM251 153H252V151H251ZM261 153H262V152H261ZM17 154H18V152H17ZM21 154H20V155H21ZM32 154H33V153H32ZM56 154H57V153H56ZM59 154H60V153H59V151H58V155H59ZM89 154H90V153H89ZM109 154L111 155V151H110V150H109ZM117 154H118V152H117ZM128 154H129V153H128ZM128 154H127V155H128ZM133 154L131 153L130 155L132 156ZM140 154H141V153H140ZM176 154H177V153H176ZM183 154H184V153H183ZM183 154H182V155H183ZM202 154H203V153H202ZM209 154H210V153H209ZM215 154H216V153H214V156H215ZM227 154H228V153H227ZM230 154H231V153H230ZM232 154H233V153H232ZM5 155H6V154H4L3 156H5ZM10 155H11V153H10ZM10 155H9V156L6 155V157H4V158H7V156H8V158H9ZM15 155H16V153H15ZM23 155H24V154H23ZM26 155H25V156H26ZM51 155H52V153H51ZM54 155H52V156L54 157ZM58 155H57V156H58ZM60 155H61V154H60ZM60 155H59L58 158H60ZM107 155H108V154H106L105 156H107ZM110 155H109V156H110ZM144 155L146 156V155H148V154L146 153V154H144ZM153 155H154V154H153ZM155 155H156V154H155ZM155 155H154V156H155ZM161 155H163V154H161ZM172 155H173V154H172ZM223 155H224V154H223ZM13 156H14V155H12V157H13ZM30 156H31V157H30V160H31V158H33V157H32L33 155H30ZM38 156L35 155L34 157L36 158V157H38ZM57 156H56V157H57ZM63 156H64V154H62V157H63ZM88 156H90V158H91V154L88 155ZM88 156H87V157H88ZM109 156H107V157H109ZM133 156H134V155H133ZM135 156H136V155H135ZM135 156H134L133 158H137V159H138V154H137V157H135ZM148 156H149V155H148ZM151 156H152V155H151ZM154 156H153V157H154ZM168 156H169V155H168ZM170 156H171V154H170ZM170 156H169V157H170ZM174 156H175V155H174ZM192 156H193V155H192ZM226 156H227V155H226ZM235 156H237V155H235ZM244 156H245V155H244ZM12 157H10V159H11ZM18 157H19V156H18ZM18 157H17V158H18ZM21 157H22V156H21ZM21 157H20V159H23V161H24V159L26 158V157H25V158H21ZM23 157H24V156H23ZM28 157H29V156H28ZM42 157H43V156L40 155V158H42ZM64 157H65V156H64ZM64 157H63V158H64ZM112 157H113V156H112ZM118 157H121V155H120V156L117 155V158H118ZM124 157H125V156H124ZM126 157L128 158V156H126ZM129 157H130V156H129ZM149 157H150V156H149ZM177 157H178V156H177ZM181 157H183V156H181ZM219 157H220V155H219ZM233 157H234V156H232V158H233ZM249 157H251V156H249ZM13 158H14V157H13ZM15 158H16V157H15ZM38 158H39V157H38ZM58 158H56V159H58ZM105 158H106V157H105ZM113 158H114V157H113ZM140 158H141V155H140ZM171 158H172V157H171ZM206 158H207V157H206ZM215 158H216V157H215ZM246 158H247V156H246ZM246 158H245V159H246ZM253 158H254V157H253ZM110 159H111V162H112V158H110ZM110 159H107V160H110ZM118 159H119V158H118ZM121 159H123V158H121ZM143 159H144V158H143ZM173 159H174V158H173ZM195 159H196V157H195ZM198 159H199V158H198ZM203 159H204V158H203ZM227 159H228V157H227ZM230 159H231V158H230ZM4 160H5V159H4ZM15 160H16V159H15ZM15 160H14V161H15ZM18 160H19V159H18ZM33 160H34V158H33ZM39 160H40V159H39ZM49 160H50V159H49ZM53 160H54V159H52V161H53ZM113 160H114V159H113ZM119 160H120V159H119ZM119 160H118L117 162L120 163ZM124 160L127 161L126 158H125ZM145 160H146V159H145ZM167 160H168V159H167ZM180 160H181V159H180ZM182 160H183V162L185 161L183 158H182ZM239 160H240V159H239ZM14 161H13V162H14ZM19 161H20V160H19ZM35 161H36V160H35ZM47 161H48V158H47ZM129 161H130V160H129ZM135 161H136V160H135ZM162 161H163V160H162ZM164 161H165V160H164ZM172 161H173V160H172ZM177 161H178V160H176L175 162H177ZM222 161H223V160H222ZM224 161H225V160H224ZM224 161H223V162H224ZM229 161H230V160H229ZM246 161H247V160H246ZM250 161H251V160H250ZM260 161H261V160H260ZM262 161H263V159H262ZM6 162H9V160L6 159ZM13 162H12V164H13ZM15 162H16V163H19L18 161H15ZM15 162H14V164H15ZM31 162H32V161H31ZM36 162H38V161H36ZM56 162H58V161H56ZM60 162H61V161H60ZM109 162H110V161H109ZM111 162H110V163H111ZM115 162H116V161H115ZM123 162H124V161H123ZM143 162H146V161H143ZM169 162H171V161H169ZM195 162H196V161H195ZM219 162H220V161H219ZM225 162H226V161H225ZM230 162H231V161H230ZM239 162H240V161H239ZM252 162H253V161H252ZM2 163H3V162H2ZM10 163H11V162H10ZM20 163H21V162H20ZM20 163H19V164H20ZM22 163H23V162H22ZM34 163H35V162H34ZM34 163H32V164H34ZM39 163H40V161H39ZM46 163H47V162H46ZM48 163H49V162H48ZM48 163H47V164H48ZM50 163H51V161H50ZM50 163H49V164H50ZM58 163H59V162H58ZM110 163H108V164H110ZM164 163H166V162H164ZM164 163H163V164H164ZM171 163H172V164L169 163L171 166H172V165L175 166V164H173V162H171ZM184 163H186V161H185ZM240 163H242V162H240ZM240 163H239V164H240ZM257 163H258V162H257ZM262 163H264V162H262ZM37 164H38V163H37ZM53 164H55V163H53ZM106 164H107V163H106ZM113 164H114V163H113ZM122 164H123V163H122V161H121V164H120L121 167H122ZM126 164H127V162H126ZM126 164L123 165V166L125 167ZM131 164H132V163H131ZM135 164H137V161H136ZM231 164H232V163H231ZM236 164H238V163H236ZM250 164H251V163H250ZM22 165H23V164H22ZM34 165H36V163H35ZM34 165H29V163H28V166H27V167H29V166H33V167H35ZM55 165H56V164H55ZM116 165H118V163H117ZM144 165H145V164H144ZM156 165H158V164H156ZM167 165H168V164H167ZM182 165H183V164H182ZM190 165H191V164H190ZM193 165H194V162H193ZM215 165H217V164H215ZM258 165H259V164H258ZM40 166H41V165H40ZM40 166H39V167H40ZM51 166H52V165H51ZM51 166H50V169H51V171H52ZM59 166H61V167H59ZM128 166H131V165L129 164ZM135 166H136V165H135ZM135 166H134V167H135ZM160 166H161V165H160ZM165 166H166V165H165ZM185 166H186V164H185ZM219 166H220V165H219V163H218V167H219ZM221 166H223V165L221 164ZM253 166H254V165H253ZM260 166H261V165H260ZM260 166H259V167H260ZM25 167H26V165H25ZM39 167L36 168V169L33 168V170H35V171H36V170H37V171L40 170L39 173H41V171H42V168H41V167H42V166L40 167L41 169H40ZM44 167H45V166H44ZM47 167H48V166H47ZM47 167H46V168H47ZM81 167H82V166H81ZM147 167H149V166H147ZM152 167H154V166H152ZM172 167H173V166H172ZM177 167H178V166H177ZM179 167H180V166H179ZM189 167H190V166H189ZM193 167H194V166H193ZM193 167H192V168H193ZM232 167H233V166H232ZM248 167H250V166H248ZM251 167H252V166H251ZM261 167H262V166H261ZM46 168H45V169H46ZM75 168H76V167H75ZM106 168H107V167H106ZM135 168H136V167H135ZM150 168H151V167H150ZM158 168H159V167H158ZM158 168H156V170H157ZM167 168H168V167H167ZM175 168H176V167H175ZM24 169H25V168H24ZM27 169H28V168H27ZM38 169H39V170H38ZM45 169H43V170H45ZM50 169H48V170L50 171ZM98 169H99V168H98ZM122 169H123V168H121V170H122ZM127 169H128V168H127ZM145 169H146V168H145ZM153 169H154V168H153ZM161 169H163V168H161ZM188 169H189V168H188ZM218 169H220V168H218ZM234 169H235V168H234ZM25 170H26V169H25ZM30 170H31V169H30ZM33 170H32V171H33ZM48 170L46 169L45 171H48ZM74 170H76V169H74ZM108 170H109V169H108ZM124 170H125V169H124ZM163 170H164V169H163ZM175 170H176V169H175ZM175 170H174V171H175ZM177 170H178V171H177V173H178L180 170H179V168H178ZM182 170H183V169H182ZM182 170H181V171H182ZM195 170H196V169H195ZM220 170H221V169H220ZM2 171H3V172H7L6 170L4 171V169H3ZM26 171H27V170H26ZM28 171H29V169H28ZM37 171H36V172H37ZM45 171H44V172H45ZM78 171H79V170H78ZM78 171H77V172H78ZM111 171H112V170H111ZM127 171H128V170H127ZM140 171H141V170H140ZM150 171H152V170H150ZM154 171H155V170H154ZM158 171H160V170H158ZM161 171H162V170H161ZM161 171H160V172H161ZM184 171H186V172L188 171V170H187V167H186V170H184ZM190 171H191V170H190ZM207 171H208V170H207ZM249 171H250V170H249ZM255 171H256V170H255ZM259 171H260V170H259ZM0 172H1V171H0ZM23 172H24V171H23ZM29 172H30V171H29ZM36 172H35V174H33L34 172H30V173H32V174L34 175V177L37 176V177H36V179H37L36 181H38V179H40V177L38 178L39 174L36 175ZM52 172L54 173V171H52ZM103 172H104V171H103ZM128 172L130 173L131 171H128ZM132 172H134V171H132ZM136 172L138 173V170H137ZM166 172H168V171H166ZM172 172H173V171H171L170 174H171ZM175 172H176V171H175ZM202 172H203V171H202ZM242 172H243V171H240V173H242ZM246 172H247V170H246ZM251 172H252V170H251ZM21 173H22V172H21ZM37 173H38V172H37ZM53 173H52V174H53ZM104 173H105V172H104ZM104 173H103V174H104ZM108 173L110 174V172L107 171L106 174H104V176H106V175L109 176ZM124 173H125V172H124ZM137 173H136V174H137ZM156 173H157V172H156ZM161 173H162V172H161ZM161 173H160V174H161ZM168 173H169V172H168ZM0 174H1V173H0ZM2 174H3V173H2ZM25 174H26V172H25ZM103 174L101 173L100 175H103ZM114 174H116V173H115L114 170H113V175H114ZM118 174H119V173H118ZM131 174H133V173H131ZM138 174H139V173H138ZM153 174H154V173H153ZM179 174H180V172H179ZM189 174H190V173H189ZM199 174H200V173H199ZM203 174H204V173H203ZM20 175H22V174H20ZM30 175H31V174H30ZM33 175H32V176H33ZM67 175L69 176V174H67ZM110 175H111V174H110ZM120 175H122V173H121ZM162 175H163V173H162ZM165 175H166V173H165ZM171 175H172V174H171ZM176 175H178V174H176ZM246 175H249V174L247 173ZM2 176H3V175H2ZM6 176H7V174L4 176V177H5L4 179H6ZM22 176H23V175H22ZM26 176H29V174H26ZM26 176H25V177H26ZM79 176H80V175H79ZM81 176H84V174L81 175ZM104 176H103V177H104ZM118 176H119V175H118ZM141 176H142V175H141ZM179 176H180V175H179ZM203 176H204V175H203ZM249 176H250V175H249ZM0 177H1V176H0ZM91 177H94V176H91ZM91 177H89V178H91ZM116 177H117V176H116ZM116 177H115V178H116ZM127 177H128V176H127ZM129 177H130V176H129ZM129 177H128V178H129ZM132 177H133V175H132ZM138 177H139V176H138ZM162 177H163V176H162ZM173 177H174V176H173ZM186 177H187V176H186ZM189 177H190V176H189ZM204 177H205V176H204ZM211 177H212V176H211ZM231 177H232V176H231ZM243 177H244V176H243ZM250 177H251V176H250ZM2 178H3V177H2ZM19 178H20V177H19ZM23 178H24V177H22L21 179H23ZM69 178H70V177H69ZM81 178H82V177H81ZM85 178H86V176H85ZM85 178H84V179H85ZM94 178H96V177H94ZM97 178H98V176H97ZM99 178H100V177H99ZM107 178L111 179L110 176L107 177ZM118 178H119V177H118ZM120 178H121V176H120ZM125 178H126V177H125ZM135 178H136V177H135ZM135 178H133V179H135ZM179 178H180V177H179ZM184 178H185V177H184ZM234 178H236V176H235ZM21 179H18V180L21 181ZM104 179H105V178H103V180H104ZM122 179H123V178H121V180H122ZM140 179H141V178H140ZM142 179H143V178H142ZM166 179H167V178H166ZM172 179H173V178H172ZM175 179H176V176H175ZM180 179H181V178H180ZM245 179L248 180V179H250V178H245ZM55 180H56V181H55ZM94 180H95V179H94ZM94 180H93V181H94ZM119 180H120V179H119ZM126 180H127V178H126ZM128 180H129V181H128ZM128 180H127L128 182L132 181L131 177H130V179H128ZM206 180H207V179H206ZM222 180H223V179H222ZM227 180H228V179H227ZM229 180H230V179H229ZM237 180H238V178H237ZM246 180H245V181H246ZM22 181H24V179H23ZM39 181H40V180H39ZM81 181H82V179H81ZM81 181H79V182H81ZM95 181H96V180H95ZM95 181H94V183H95ZM101 181H102V180H101ZM143 181H145V180L143 179ZM146 181H147V180H146ZM158 181H159V180H158ZM173 181H174V179H173ZM192 181H194V180H192ZM234 181H235V180H234ZM245 181H244V182H245ZM6 182H7V181H6ZM9 182H10V181H9ZM11 182H13V181H11ZM11 182H10V183H11ZM84 182H86L85 184H83V185H84V188H86V187L88 188L89 186L92 187V185H91L92 183H91V184L89 183V182H92L90 179H89L88 181L85 179ZM105 182H106L105 180L102 182V183L105 185L104 187L107 186V185L105 184ZM108 182H109V181H108ZM110 182H111V181H110ZM112 182H114V181H112ZM119 182H120V181H119ZM122 182H124V180H123ZM133 182H134V181H133ZM150 182H151V181H150ZM152 182H153V181H152ZM196 182H197V181H196ZM211 182H212V181H211ZM215 182H216V181H215ZM235 182H236V181H235ZM7 183H8V182H7ZM14 183H15V181L13 182V185H15ZM81 183H82V182H81ZM96 183H97V182H96ZM96 183H95V185H96ZM100 183H101V182H100ZM120 183H121V182H120ZM140 183H143V182L140 181ZM140 183H139V184H140ZM158 183H159V182H158ZM162 183H163V182H162ZM212 183H213V182H212ZM229 183H230V182H229ZM229 183H228V184H229ZM232 183H233V181H232ZM76 184L81 185V184H79V183H76ZM108 184H109V183H108ZM111 184H112V183H111ZM111 184H110V185H111ZM124 184H125V182L123 183V185H124ZM135 184H136V183H135ZM137 184H138V182H137ZM137 184H136V185H137ZM144 184L146 185V183H144ZM152 184H154V183H151V185H152ZM155 184H156V183H155ZM159 184H160V183H159ZM204 184H205V183H204ZM216 184H218V183L216 182ZM220 184H221V183H220ZM242 184H243V183H242ZM245 184H246V183H245ZM248 184H249V183H248ZM248 184H247V185H248ZM250 184H251V183H250ZM11 185H12V183H11ZM78 185H76V186H78ZM83 185H82V186H83ZM115 185H117V184H115ZM126 185L128 186V184H126ZM126 185H124V186H126ZM132 185H134V184H132ZM136 185H135V186H136ZM141 185H142V184H141ZM145 185H144V186H145ZM157 185H158V184H157ZM160 185H161V184H160ZM160 185H158V187H159ZM177 185H178V184H177ZM199 185H200V184H199ZM207 185H208V184H207ZM212 185H213V184H212ZM99 186H100V185H99ZM101 186H102V184H101ZM139 186H140V185H139ZM146 186H147V185H146ZM146 186H145V187H146ZM205 186H206V185H205ZM213 186H214V185H213ZM218 186H219V184H218ZM228 186H229V185H228ZM232 186H233V185H232ZM240 186H241V185H240ZM240 186L238 187V189L240 188ZM250 186H251V185H250ZM257 186H258V185H257ZM45 187H44V188H43V187H39V188H37L38 192H39V189H40V188H41V189L43 188L42 190H43V191H46ZM80 187H81V186H80ZM104 187H102V188H104ZM108 187H109V186H107L106 188H108ZM120 187H122V186H120ZM128 187H129V188H132V186H131V187L128 186ZM128 187H127V188H128ZM163 187H164V186H163ZM177 187H178V186H177ZM183 187H184V186H183ZM216 187H217V185H216ZM219 187H220V186H219ZM222 187H224V185H222ZM233 187H234V186H233ZM7 188H9V187H7ZM11 188H12V187H11ZM106 188H105V190H106ZM110 188H111V187H110ZM114 188H115V186H114ZM129 188H128V189H129ZM185 188H186V187H185ZM224 188H225V187H224ZM227 188H228V187H227ZM230 188H231V187H230ZM245 188H246V187H245ZM263 188H264V187H263ZM9 189H10V188H9ZM19 189H20V187H19ZM69 189L72 191L71 193L69 192ZM118 189H119V187H118ZM123 189H124V188H123ZM189 189H190V190H189ZM189 189H188L189 192H192L193 189H192V190H191V188H189ZM203 189H204V188H203ZM233 189H234V188H233ZM254 189H255V188H254ZM4 190H5V188H4ZM11 190H12V189H11ZM94 190H95V188H94ZM101 190L103 191V189H101ZM107 190H109V189H107ZM110 190H112V189H110ZM121 190H122V189H121ZM133 190H134V189H133ZM133 190H132V191H133ZM136 190H137V189H136ZM138 190H140V189H138ZM138 190H137V191H138ZM142 190H145V188H144V189H141V191H142ZM146 190H147V189H146ZM146 190H145V191H146ZM188 190H184L185 192L183 191V193L186 194V192H188ZM211 190H212V189H211ZM0 191L2 192V190H0ZM112 191H113V190H112ZM123 191H124V190H123ZM128 191H129V190H128ZM132 191H131V193H132ZM247 191H248V190H247ZM258 191H259V189H258ZM4 192H5V191H4ZM46 192H47V191H46ZM91 192H93V190H92ZM104 192H105V194H104L103 192H101L100 194L102 195V193H103L104 195H107V194H106V191H104ZM135 192H136V191H135ZM139 192H140V191H139ZM139 192H138V193H139ZM147 192H148V191H147ZM158 192H159V191H158ZM158 192H157V193H158ZM194 192H195V191H194ZM230 192H231V191H230ZM252 192H253V191H252ZM256 192H257V189H256ZM9 193H10V192H9ZM9 193L6 192V194H5V199H6V197H7L6 195H8ZM40 193H41V192H40ZM40 193H37V192H36L35 194H40ZM43 193H44V192H43ZM93 193L96 194V192H93ZM93 193H92V194H93ZM110 193H112V192H110ZM117 193H118V191H117ZM117 193H115V197H114V198L117 197V196H116ZM128 193H129V192H128ZM149 193H150V192H149ZM149 193H148V194H149ZM167 193H168V192H167ZM258 193L260 194V191H259ZM262 193H263V192H262ZM262 193H261V194H262ZM1 194H2V193H1ZM3 194H4V193H3ZM26 194H27V193H26ZM32 194H34V193H32ZM35 194H34V195H35ZM46 194H47V193H46ZM46 194H45V195H46ZM48 194H49V193H48ZM50 194H51V192H50ZM122 194H125V193H122ZM126 194H127V192H126ZM129 194H130V193H129ZM132 194H133V193H132ZM134 194H135V193H134ZM142 194H143V193H142ZM179 194H180V193H179ZM199 194H200V193H199ZM216 194H217V193H216ZM254 194H255V192H254ZM16 195H18V194H15V196H16ZM22 195H23V194H22ZM42 195H43L42 197L44 198V197H45L44 194H42ZM104 195H103V196H104ZM110 195H111V194H110ZM110 195H109V196H110ZM113 195H114V193H113ZM113 195H112V196H113ZM120 195H121V194H120ZM146 195H147V194H146ZM155 195H156V194H155ZM164 195H165V194H164ZM164 195H163V196H164ZM168 195H169V194H168ZM186 195H187V194H186ZM203 195H204V194H203ZM239 195H241V194H239ZM257 195H258V194H257ZM257 195H256V196H257ZM0 196H1L2 198H4V196H2V195H0ZM29 196H31V195H29ZM90 196H91V195H90ZM95 196H96V195H95ZM107 196H108V195H107ZM107 196H105V197H107ZM109 196H108L107 198H109ZM118 196H119V195H118ZM125 196H126V195H125ZM127 196H128V194H127ZM136 196H137V195H136ZM136 196H134V197H136ZM148 196H149V195H148ZM150 196H151V195H150ZM163 196H162V197H163ZM171 196H172V195H171ZM176 196H178V195H177V194L174 195V197H172V199H173V198H176ZM187 196H188V195H187ZM199 196H200V195H199ZM235 196H237V195H235ZM13 197H14V196H13ZM17 197H19V196H17ZM17 197H16V199H17ZM24 197H25V196H24ZM34 197H35V196H34ZM47 197H48V196H47ZM105 197H104V199H105ZM145 197H146V196H145ZM145 197H144V198H145ZM231 197H232V196H230V198H231ZM258 197H259V195H258ZM2 198H0V200H1ZM36 198H37V197H36ZM90 198H92V196H91ZM90 198H89V199H90ZM98 198H99V197H98ZM98 198H97V199H98ZM107 198H106V199H107ZM111 198H112V197H111ZM120 198H121V197H120ZM140 198H141V197H140ZM140 198H138V199H140ZM146 198H147V197H146ZM148 198H149V197H148ZM151 198H153V197H151ZM163 198H164V197H163ZM203 198H204V197H203ZM212 198H213V196H212ZM234 198H235V197H233V200H234ZM242 198H243V197H242ZM19 199H20V198H19ZM40 199H41V198H40ZM40 199H38V200H40ZM104 199L102 198V200H104ZM109 199H110V198H109ZM109 199H108V200H109ZM131 199H132V198H131ZM131 199H130V201H131ZM153 199H155V198H153ZM156 199H157V198H156ZM179 199H180V197H179ZM235 199H237V198H235ZM244 199H245V198H244ZM244 199H243V201H244ZM21 200H22V202L24 201L23 199H21ZM21 200H17L16 202H18V201L20 202ZM29 200H31V198H30ZM66 200H65V203H66ZM99 200H101V199H99ZM112 200H114V199L112 198ZM112 200H110V201H112ZM116 200H117V199H116ZM116 200H115V201H116ZM119 200H120V199H119ZM140 200H141V199H140ZM259 200H260V199H259ZM1 201H3V199H2ZM11 201H13V200H11ZM97 201H98V200H97ZM97 201H96V202H97ZM106 201H107V200H106ZM121 201H123V200H121ZM124 201H125V200H124ZM143 201H144V200H143ZM152 201H153V200H152ZM156 201H157V200H156ZM161 201H162V200H161ZM167 201H169L168 198H167ZM174 201H175V200H173V203H174ZM201 201H202V198H201ZM235 201H236V200H234V202H235ZM238 201H239V200H238ZM262 201H264V199L261 200V202H262ZM6 202H7V201H6ZM13 202H14V201H13ZM34 202H35V199H34ZM52 202H53V201H52ZM52 202H51V204H52ZM57 202H58V201H57ZM63 202H64V201H63ZM89 202H88V203H89ZM98 202H99V201H98ZM101 202L103 203V201H101ZM112 202H113V201H112ZM118 202H119V201H118ZM118 202H117V203H118ZM127 202H128V201H127ZM131 202H132V201H131ZM141 202H142V201H141ZM154 202H155V201H154ZM154 202H153V203H154ZM157 202H158V201H157ZM165 202H166V201H165ZM180 202H182V201H180ZM190 202H191V201H190ZM222 202H223V200H222ZM245 202H247V201H245ZM20 203H21V202H20ZM24 203H25V202H24ZM54 203H55V200H54ZM59 203H60V200H59ZM59 203H56L57 206H58ZM102 203H101V204H102ZM114 203H115V202H113V203H111V204L109 203V204H108V207H109V205H114ZM124 203H125V202H124ZM137 203H138V201L136 202V204H137ZM167 203H168V202H167ZM173 203L171 202L172 205H173ZM217 203H218V202H217ZM220 203H221V202H220ZM226 203H228V202H226ZM229 203H230V202H229ZM235 203H237V202H235ZM235 203H234V204H235ZM239 203L241 204V202H238V204H239ZM48 204H49V202H48ZM48 204H47V202L45 203V206L47 205V208H48ZM61 204H62V203H61ZM99 204H100V202H99ZM101 204H100V205H101ZM104 204H105V203H104ZM120 204H121V203H120ZM120 204H119V205H120ZM138 204H140V203H138ZM155 204H156V203H155ZM158 204H159V203H158ZM180 204H182V203H180ZM208 204H209V203H207V205H208ZM222 204H223V203H222ZM245 204L247 205L248 203H245ZM245 204H244V205L242 204V205H243V206H246ZM254 204H255V203H254ZM5 205H6V204H5ZM12 205H13V204H12ZM17 205H18V203H17ZM19 205H20V204H19ZM25 205H26V204H25ZM35 205H36V204H35ZM35 205H34V206H35ZM54 205H55V204H54ZM64 205H65V204H64ZM86 205H88V204H86ZM91 205H92V204H91ZM94 205H95V204H94ZM105 205H107V204H105ZM119 205H116V206L121 207V206H119ZM127 205H128V204H126V206H127ZM145 205H146V204H145ZM159 205H160V204H159ZM161 205H164V204L161 203ZM165 205H166V204H165ZM176 205H177V204H176ZM183 205H184V203H183ZM213 205H214V204H213ZM218 205H220V204H218ZM229 205H230V204H229ZM249 205L251 206V204H249ZM0 206H1V205H0ZM2 206H4V205H2ZM22 206H24L23 203H22ZM28 206H29V205H28ZM55 206H56V205H55ZM57 206H56V207H57ZM84 206H85V205H84ZM88 206H89V205H88ZM92 206H93V205H92ZM98 206H99V205L95 206V209H96V207L101 209V207H98ZM122 206H123V205H122ZM150 206L153 207L152 204H150ZM170 206H171V205H170ZM178 206H179V205H178ZM185 206H186V205H185ZM188 206H189V205H188ZM191 206H192V205H191ZM210 206H212V205H209V206H207V207L210 209V208H211ZM220 206H221V205H220ZM232 206H233V205H232ZM247 206H248V205H247ZM255 206H256V205H255ZM20 207H21V206H20ZM20 207H19V210H20ZM26 207H27V206H26ZM41 207H42V206H41ZM41 207L39 206L38 208L40 209ZM56 207H54V209H51L52 211L54 210V212L51 211L52 213H55V210L57 209ZM66 207H67V206H66ZM75 207H76V206H75ZM81 207H82V206H81ZM85 207H86V206H85ZM108 207H107V208H108ZM118 207H115V210H116ZM127 207H128V206H127ZM134 207H135V206H134ZM161 207H163V206H161ZM179 207H180V206H179ZM207 207H206V208H207ZM221 207H224V208H225V207H228L227 209H229V210H231V211H233V209H234V211L236 210V208H233V207L230 208V207H229L228 205H226V204L222 205ZM234 207H235V206H234ZM239 207H240V206H239ZM258 207H259V206H258ZM258 207H257V208H258ZM0 208H1V207H0ZM4 208H5V207H4ZM7 208H8V206H7ZM10 208L12 209V207H10ZM24 208H25V207H24ZM60 208H61V207L59 206V209H60ZM64 208H65V206H64ZM64 208H62V210L60 209L59 211H61V213H63V215H64V213L66 212L65 215H67V217H68V216L70 217V214H67V212H68L69 210H68V211H64V210H65ZM91 208H92V207H91ZM91 208H90V209H91ZM105 208H106V207H105ZM110 208L112 209V207H109L108 209H110ZM125 208H126V207H125ZM129 208H130V207H129ZM131 208H132V206H131ZM135 208H136V207H135ZM155 208L158 209V210H160V208H159L158 206L155 207ZM164 208H166V207H164ZM245 208H246V207H245ZM245 208H244V209H245ZM1 209H2V208H1ZM1 209H0V210H1ZM26 209H27V208H26ZM31 209H32V208H31ZM31 209H30V210H31ZM67 209H68V208H67ZM80 209H81V208H80ZM86 209H87V208H86ZM90 209H88V210L90 211ZM111 209H110V210H111ZM119 209H120V208H118L117 210H119ZM121 209H122V208H121ZM137 209H138V208H137ZM153 209H154V208H153ZM188 209H190V207H189ZM193 209H194V207H193ZM211 209H212V208H211ZM213 209H214V208H213ZM225 209H226V208H225ZM227 209H226L225 212H227L229 215L232 216V213H234V212H231V211H229V210H227ZM246 209H247V208H246ZM254 209L256 210L255 207H254ZM261 209H262V208H261ZM42 210H43V207H42L41 211H42ZM46 210H47V209H46ZM57 210H58V209H57ZM57 210H56V211H57ZM73 210H74V209H73ZM97 210L99 211V209H97ZM117 210H116V211H117ZM127 210H130V209H127ZM145 210H146V209H145ZM161 210H162V209H161ZM170 210H171V209H170ZM207 210H208V209H207ZM237 210H238V209H237ZM240 210H241V209H240ZM247 210H248V209H247ZM249 210H251V208H250ZM249 210L246 211V212H249ZM23 211H24V210H23ZM33 211H34V210H33ZM35 211H36V210H35ZM35 211H34V213L37 214V211H39V210H37L36 212H35ZM43 211H44V210H43ZM43 211H42V212H43ZM74 211H75V210H74ZM98 211H97V212H98ZM108 211H109V210H108ZM123 211H124V210H123ZM123 211H122V212H123ZM125 211H126V210H125ZM131 211H132V210H131ZM133 211H134V210H133ZM137 211H139V210H137ZM172 211H174V208L171 210V212H172ZM175 211H176V210H175ZM178 211H179V210H178ZM192 211H193V210H192ZM205 211H206V209H205ZM211 211H213V210H211ZM211 211H210V212H211ZM217 211H218L217 208H215L214 212L216 213ZM242 211H243V210H242ZM244 211H245V210H244ZM261 211H262V210H261ZM0 212H2V211H0ZM6 212H7V210H6ZM6 212H5V213H6ZM8 212H9V211H8ZM18 212H19V211H18ZM27 212H29V211H27ZM44 212H45V211H44ZM47 212L50 213V211H47ZM47 212H46V213H47ZM91 212H92V211H91ZM91 212H90V213H91ZM102 212H103V211H100L99 213H102ZM111 212H112V210H111ZM119 212H120V210H119ZM134 212H136V211H134ZM140 212H141V211H140ZM146 212H147V211H146ZM146 212H145V213H146ZM152 212H153V211H152ZM155 212H157V211L155 210ZM155 212H153V213H155ZM166 212H167V210H166ZM193 212H195L194 214H196L197 211H193ZM202 212H203V211H202ZM202 212H200V213L202 214ZM214 212H213V213H214ZM218 212H219V211H218ZM236 212H237V211H236ZM238 212H239V211H238ZM238 212H237V214H236L238 217H240V216H243V217H244V215H246V214H245L246 212H244V213L242 212V213H241L242 215H241V214H238ZM13 213H14V212H13ZM24 213H26V210L24 211ZM34 213H33V214H34ZM46 213H44V214H46ZM52 213H51V214H52ZM59 213H60V212H59ZM83 213H84V212H82V211L80 212V214H83ZM103 213L105 214V212H103ZM103 213H102V215H104ZM123 213H124V212H123ZM126 213H127V212H126ZM143 213H144V212H143ZM161 213H162V212H161ZM161 213H160V214H161ZM167 213H168V212H167ZM172 213H173V212H172ZM239 213H240V212H239ZM251 213H253V214L255 215L256 211H255V213H254L253 211H252ZM251 213H247V214L249 215V214H251ZM257 213H258V211H257ZM259 213H260V212H259ZM263 213H264V212H263ZM6 214H8V213H6ZM39 214H41L40 211H39ZM74 214H75V213H74ZM74 214H73V216L71 215L73 218H74ZM88 214H89V213H88ZM91 214L93 215L94 213H91ZM110 214H111V213H110ZM150 214H152V213H150ZM168 214H169V213H168ZM184 214H185V213H184ZM209 214H210V213H209ZM209 214H208V215H209ZM211 214H212V213H211ZM253 214H252V215H253ZM3 215H5V214H3ZM41 215H43V214H41ZM47 215H49V214L47 213ZM47 215H45V216L48 217ZM54 215H55V214L52 215V218L54 217ZM60 215H61V214H60ZM60 215H59V216H60ZM65 215H64V216H65ZM75 215H76V214H75ZM77 215L81 217V218L79 217V221L77 220L78 217H77V216L75 217L76 220H77L78 222H80V219L82 220V218H83V221H84V217H82V216L79 215V214H77ZM92 215H90V217L86 218L85 221H84L83 223L81 222V223H82V225H81L82 227H80V225L78 226V224L76 223L75 218H74V220H75L74 223H76V225H74V224L71 223V221H73V218H72V220L69 219V221H70V223H71V224H70V223L68 222V224H70V226H69L68 224H66V219H67V217L65 216L66 219L64 218V219H65V220H64V221H65L64 224H66L67 226H66V225H63V223H62V226H63V227H65V226L68 227V226H69V228H67V229L69 230L68 232H69V234H70L71 236L73 235L72 231H76V232L74 233L73 237H71V239L73 238V239L71 240V242L74 240V238H75L76 240H78V237H79V239H81V240H78V242H80V243H82V244L89 242L90 239H95L96 241H99L100 243H102V242H101L102 240H103V242H106V239L109 238V237H107V236H112V235L114 236L115 234H119V233H122V232L125 233V232H129V231H131V230L136 231V230L138 229L137 226H136V222H132V223H135V224L128 223L129 220H128V217H127L126 220H128V222H127V221H125V222L128 223V224L126 223V225H129L128 227H125V226H123V227H121V228L118 227V223L121 222V221L118 220V221H114V223H111V225H108V224H107V226H106V224H105V227L103 226L104 229H103V227H102V228L100 227V229H103V230H102L103 233H100L99 230H98V231L96 230L97 232H99V234H98L97 232H96V233H97V234H96V233L93 232V231L91 232L90 229L94 230V227H95V226L97 227V226H100L101 224H104L103 222H104V220H106V219H105V216H107V214H106L105 216L97 215V214H94L93 216H92ZM118 215H119V214H118ZM140 215H142V214H140ZM156 215H157V214H154V216H156ZM165 215H166V214H165ZM205 215H207V213H206ZM212 215H215V214H212ZM254 215H253V216H254ZM256 215H258V214H256ZM256 215L254 216L255 218L257 217ZM1 216H2V215H1ZM59 216L57 215L56 217H57V218H60ZM61 216H62V215H61ZM64 216H63V217H64ZM83 216H84V215H83ZM119 216H120V215H119ZM125 216H126V215H125ZM142 216H143V215H142ZM161 216L164 217V214L161 215ZM169 216H170V215H169ZM196 216H197L198 218L200 217V216H198V215H196ZM209 216H210V215H209ZM261 216H262V215H261ZM261 216H258V217H260V218L257 217L256 219H261ZM5 217H8V216L5 215ZM13 217H14V216H13ZM19 217L21 218L22 216H19ZM38 217H39V216H38ZM41 217H42V216H41ZM46 217H45V218H46ZM49 217L51 218V215H50ZM49 217H48V219H49ZM56 217H55V218H56ZM109 217H110V216H109ZM109 217L107 216L106 218H109ZM116 217H117V216H116ZM116 217H115V220H117ZM149 217H150V216H149ZM194 217H195V216H194ZM201 217H204V215L201 216ZM201 217H200V218H201ZM207 217H208V216H207ZM245 217H246V216H245ZM248 217H252V216L249 215ZM263 217H264V216H263ZM1 218H2V217H0V221L2 220ZM3 218H4V217H3ZM45 218H44V219H45ZM57 218H56V219H57ZM61 218H62V217H61ZM103 218H104V220H103ZM130 218H131V217H130ZM143 218H144V217H143ZM171 218H172V217H171ZM190 218H191V217H190ZM230 218H231V217H230ZM15 219H16V218H15ZM17 219H18V218H17ZM53 219H54V218H53ZM53 219H52V221H53ZM109 219H110V221L114 220V218H113L112 220H111V218H109ZM141 219H142V217H141ZM148 219H149V218H148ZM157 219H158V218H157ZM164 219H165V217H164ZM176 219H177V218H176ZM176 219H175V220H176ZM193 219H194V218H193ZM196 219H197V218H196ZM228 219H229V218H228ZM245 219H246V218H245ZM23 220H24V219L22 218L21 221H23ZM30 220H31V219H30ZM39 220H41V219L39 218L38 221H39ZM42 220H43V218H42ZM120 220H121V218H120ZM130 220H132V219H130ZM135 220H137V219H135ZM135 220H134V221H135ZM145 220L147 221V219H145ZM149 220H151V219H149ZM155 220H156V219H155ZM168 220H169V219H168ZM173 220H174V219H173ZM188 220H189V218H188ZM200 220H201V219H200ZM207 220H208V219H207ZM209 220H210V219H209ZM219 220H220V219H219ZM252 220H253V219H252ZM27 221H29V219H28ZM31 221H32V220H31ZM54 221H55V219H54ZM54 221H53V222H54ZM62 221H63V220H62ZM62 221H61V222H62ZM137 221L139 222V220H137ZM140 221H143V219L140 220ZM151 221H152V220H151ZM153 221H154V219H153ZM157 221H158V220H157ZM162 221H163V220H162ZM162 221H161V222H162ZM186 221H187V220H186ZM196 221H198V219H197ZM240 221H241V220H240ZM242 221H243V220H242ZM260 221H262V220H260ZM1 222H2V221H1ZM19 222H20V221H19ZM19 222H18V224H19ZM36 222H37V221H36ZM39 222H40V221H39ZM50 222H51V221H50ZM53 222H52V223H53ZM55 222H56L55 224H57L59 227L61 226V223H60V225H59V223H57V222H58L57 220H56ZM125 222H124V223H125ZM130 222H131V221H130ZM147 222H148V221H147ZM174 222H175V221H174ZM177 222H178V221H177ZM177 222H176V223H177ZM192 222H193V221H192ZM212 222H213V221H212ZM219 222H220V221H219ZM227 222H228V221H227ZM227 222H226V223H227ZM230 222H231V221H230ZM238 222H239V221H238ZM243 222H244V221H243ZM248 222H249V221H247V223H248ZM262 222L264 223V220H263ZM30 223L33 224V225L35 226V224H34L35 222H34V223L29 222V224H30ZM37 223H38V222H37ZM41 223H42V222H41ZM44 223H45V222H44ZM48 223H49V222H48ZM107 223H108V220H107ZM121 223L124 224L123 222H121ZM143 223H144V221H143ZM197 223H198V222H197ZM203 223H205V222H203ZM208 223L210 224V222H208ZM216 223H217V222H216ZM216 223H215V224H216ZM226 223H225V224H226ZM231 223H232V225L234 224V222H231ZM231 223H229V225H230ZM249 223H250V222H249ZM18 224H17L16 226H17V227L20 226V229H21V230H20V229H19V230L21 231V234H23V231H22L23 228H22V227H24V225L21 226V222H20L19 225H18ZM39 224H40V223H39ZM45 224H46V223H45ZM50 224H51V223H50ZM55 224H54V225H55ZM122 224H121V225H122ZM146 224H147V223H146ZM148 224H149V222H148ZM245 224H246V223H245ZM253 224H255V223H253ZM1 225H5V224H2V223H1ZM14 225H15V223H14ZM33 225H30V226H33ZM40 225H41V224H40ZM46 225H48V224H46ZM46 225H45V226H46ZM57 225L55 226V228L57 227ZM143 225H144V224H143ZM162 225H163V224H162ZM198 225H199V224H198ZM198 225H197L196 227H198ZM216 225H217V224H216ZM219 225H220V226H219ZM235 225H236V224H235ZM235 225H234V226H235ZM238 225H239V224H238ZM246 225L248 226V225H251V224H246ZM255 225L258 226L259 224L256 223ZM42 226H43V224H42ZM42 226H41V227H42ZM45 226H44V227H45ZM48 226H49V225H48ZM62 226H61V227H62ZM101 226H102V225H101ZM144 226H145V225H144ZM144 226H143V227H144ZM149 226H150V225H149ZM154 226H155V225H154ZM185 226H186V224H185ZM234 226H232V227H234ZM239 226H240V225H239ZM247 226H246V227H247ZM251 226H252V225H251ZM1 227H3V230L6 229V226H5V228H4V226H1ZM14 227H15V226H14ZM25 227H26V226H25ZM38 227H39V226H38ZM138 227H139V226H138ZM147 227H148V226H147ZM170 227H171V226H170ZM182 227H183V226H182ZM192 227H193V226H192ZM226 227H227V225H225L224 230H226V229H225ZM236 227H237V226H236ZM236 227H235V228H236ZM254 227H255V226H254ZM15 228H16V227H15ZM51 228H52V227L50 226L49 229L51 230ZM80 228H83V229H80ZM97 228H98V227H97ZM133 228H134V229H133ZM139 228H140V227H139ZM148 228H149V227H148ZM150 228H151V227H150ZM150 228H149V229H150ZM165 228H168V227L165 226ZM229 228H230V227H229ZM238 228H239V227H238ZM255 228H256V227H255ZM1 229H2V228H1ZM1 229H0V231H1ZM17 229H18V228H17ZM17 229H16V230H17ZM27 229H28V228H27ZM27 229H26V230H27ZM39 229H40V228H39ZM56 229H58V228H56ZM56 229H55V230H56ZM67 229H65V230H67ZM95 229H96V228H95ZM141 229H142V228H141ZM146 229H147V228H146ZM153 229H154V228H153ZM158 229H159V227H158ZM169 229H170V228H169ZM222 229H223V227L221 226V223H218V227L214 226V228H209V226H208V227H203V229H197V228H196L195 231H192V232H194V233H192V234L190 233V234L188 235V237H184L183 240H182V239H178V240H180V241H178V242L176 241V243L178 244V247L176 248L175 253H177V254H179V255H180V254H183V249H180V248H182L184 245H185V246L190 245L189 243H191V242H193V244H194V243L201 242V241H205V240H206V241L208 240V242H210V240H213V239H211V238H215V237L217 236L218 232L221 233L220 231H222ZM241 229H242V228H241ZM245 229H246V228H245ZM247 229H248V228H247ZM260 229H261V228H260ZM7 230H8V229H7ZM42 230L44 231V229H42ZM60 230H61V229H60ZM60 230H58L59 233H60ZM139 230H140V229H139ZM155 230H156V228H155ZM171 230H173V229H171ZM176 230H177V229H176ZM239 230H240V229H239ZM255 230H256V229H255ZM255 230L252 229V233H253V232L255 233ZM258 230H259V229H258ZM261 230H262V229H261ZM261 230H260V232L262 233ZM28 231H29V229H28ZM33 231H35V230H33ZM36 231H37V230H36ZM46 231H47V230H46ZM52 231H54V230H52ZM58 231H55V233H57ZM143 231H144V230H143ZM156 231H157V230H156ZM164 231H165V230H164ZM169 231H170V230H169ZM230 231H231V230H230ZM6 232H8V231H6ZM6 232H5V233H6ZM15 232H16V231H15ZM15 232H12V233H15ZM40 232H41V231H40ZM40 232H39V230H38V232H37V233H39V236H40V234H41ZM47 232H48V231H47ZM106 232H107V234H106ZM137 232H138V231H137ZM144 232H145V231H144ZM151 232H152V231H151ZM154 232H155V231H154ZM171 232H172V231H171ZM173 232H176V231H173ZM258 232H259V231H257L256 234H255V235H256V236H255V239H256V240H260V239H261L260 236H259L260 239H257V237H258V236H257ZM0 233H1V232H0ZM8 233L11 234V232H8ZM8 233H7V235H9ZM25 233H26V231H25ZM25 233H24V234H25ZM133 233H134V232H133ZM133 233H132V234H133ZM146 233H147V232H146ZM149 233H150V231H149ZM161 233H162V232H161ZM165 233H166V232H165ZM223 233H224V231H223ZM233 233H234V232H233ZM246 233H247V232H246ZM254 233H253V234H254ZM1 234H2V236H7V235L4 234L3 231H2ZM24 234H23V235H24ZM27 234H28V232H27ZM60 234H61V233H60ZM60 234H59V235H60ZM62 234H63V233H62ZM127 234H129V233H127ZM130 234H131V233H130ZM150 234H151V233H150ZM153 234H154V233H153ZM153 234H152V235H153ZM172 234H173V233H172ZM174 234H175V233H174ZM225 234H226V233H225ZM253 234H252V235H253ZM16 235H17V233H16ZM25 235H26V234H25ZM25 235H24V237H25ZM30 235H31V234H30ZM32 235H33V232H32ZM53 235H54V234H52L51 236H53ZM56 235H58V233H57ZM70 235H69V237H70ZM148 235H149V234H148ZM158 235L160 236L159 233H158ZM168 235H169V234H168ZM170 235H171V234H170ZM183 235H184V234H183ZM218 235H221V234H218ZM236 235H237V233H236ZM259 235L262 236L263 234H260V233H259ZM10 236H11V235H10ZM13 236H14V235H13ZM20 236H22V235L18 234L17 238H18V237L20 238ZM27 236H28V235H27ZM27 236H26V237H27ZM39 236H37V237H39ZM51 236H49V237H51ZM60 236H61V235H60ZM66 236H67V235H66ZM116 236H117V235H115V237H116ZM135 236H136V235H135ZM154 236H156V235H154ZM173 236H174V235H173ZM232 236H233V235H232ZM246 236H247V235H246ZM246 236H245V237H246ZM0 237H1V235H0ZM30 237H31V236H30ZM30 237H29V238H30ZM34 237H36V236H34ZM37 237H36V239H37ZM43 237H45V236H43ZM61 237H62V236H61ZM106 237H107V238H106ZM117 237H118V236H117ZM119 237H120V235H119ZM124 237H125V235H124ZM129 237H130V235H129ZM129 237L127 236L126 238H129ZM136 237H137V236H136ZM136 237H134V238H136ZM181 237H182V236H181ZM219 237H222V236H219ZM241 237H242V236H241ZM247 237H248V236H247ZM249 237H250V236H249ZM262 237L264 238V235H263ZM2 238H3V237H2ZM5 238H7V240H6L7 243H6V244H8V243H9V242H8V239H9L8 236L5 237ZM5 238H4V239H5ZM13 238H15V236H14ZM32 238H33V237H32ZM51 238H52V237H51ZM51 238H49V239L51 240ZM62 238H64V237H62ZM62 238H60V239L62 240ZM105 238H106V239H105ZM121 238H123L122 235H121V237H120L119 242L122 240ZM126 238H125V239H126ZM142 238H143V237H142ZM155 238H156V237H155ZM160 238H161V236H160ZM169 238H170V237H169ZM169 238H168V240L171 239V238H170V239H169ZM175 238H176V237H175ZM178 238H179V235H178ZM216 238H217V237H216ZM216 238H215V239H216ZM232 238H233V237H232ZM263 238H262V240H263ZM10 239H11V238H10ZM24 239H25V238H24ZM34 239H35V238H34ZM38 239H39V238H38ZM47 239H48V238H47ZM53 239H54V237H53ZM144 239H145V238H144ZM151 239L153 240V238H151ZM234 239H236L235 236H234V238L232 239L233 242H234ZM249 239H250V238H249ZM16 240H17V239H16ZM28 240H29V239H28ZM30 240H31V239H30ZM114 240H115V239H114ZM114 240L112 239V241H114ZM131 240H132V239H131ZM152 240H150V241L152 242ZM157 240H158V239H157ZM171 240H172V239H171ZM216 240H217V239H216ZM223 240H224V238H223ZM237 240H238V238L236 239V241H237ZM247 240H248V238H247ZM253 240H254V239H253ZM262 240H260L261 243H262ZM10 241H11V240H10ZM13 241H15V239L12 240V242H13ZM22 241H26V240H23V238H22L21 242H22ZM34 241H35V240H34ZM39 241H42V240L40 239V240H38V242H39ZM45 241H48V240H46V238H45L44 242H45ZM51 241H52V240H51ZM90 241H91V240H90ZM96 241H95V244H96ZM115 241H117V240H115ZM125 241H126V242H125ZM127 241H128V239H127V240H124V243L126 244ZM147 241H148V238H147ZM159 241H160V240H159ZM161 241H162V240H161ZM242 241H243V240H242ZM254 241H255V240H254ZM12 242H10V243H12ZM16 242H17V241H16ZM19 242H20V241L18 240V243H19ZM52 242H54V240H53ZM61 242H62V241H61ZM71 242L69 241V243H71ZM73 242H74V241H73ZM78 242H77V243H78ZM117 242H118V241H117ZM119 242H118V243H119ZM128 242H129V241H128ZM130 242H132V241H130ZM134 242H135V241H134ZM170 242H171V241H170ZM172 242H173V241H172ZM211 242L213 243V241H211ZM211 242H210V243H211ZM216 242H217V241H216ZM238 242H239V241H238ZM255 242H257V241H255ZM258 242H259V241H258ZM10 243H9V244H10ZM13 243H14V242H13ZM27 243H28V242H27ZM34 243H35V242H34ZM36 243H37V242H36ZM41 243H42V242H40V244H41ZM50 243H51V242H50ZM67 243H68V242H67ZM77 243H75V245H76ZM124 243H121V242H120V243L117 244V245H118V247H119L120 244H124ZM135 243H136V242H135ZM139 243H140V242H139ZM152 243H153V242H152ZM223 243H224V242H223ZM244 243H245V242H244ZM250 243H251V242H250ZM250 243H249V244H250ZM253 243H254V242H253ZM261 243H259L260 246L262 245ZM15 244H16V243H14V244H12V245H15ZM19 244H20V243H19ZM29 244H30V243H29ZM78 244H79V243H78ZM78 244H77L76 246H78ZM87 244H88V243H87ZM87 244H86V246L84 247L85 249L89 248V247H87ZM102 244H105V243H102ZM133 244H134V243H133ZM133 244L129 243V245H132V246H133ZM164 244H165V242H164ZM168 244H169V242H168ZM170 244H172V243H170ZM214 244L216 245L215 242H214ZM233 244H234V243H233ZM246 244H247V243H246ZM255 244H256V243H255ZM255 244H253V245H255ZM259 244H258V245H259ZM0 245H1V243H0ZM21 245H22V244H21ZM25 245H26V243H25ZM47 245H48V243H47ZM55 245H56V243H55ZM70 245H71V244H70ZM89 245H90V247H92V249L94 248V247L90 244V242H89ZM106 245H107V244H106ZM126 245H128V243H127ZM129 245H128V247H129ZM135 245H136V244H135ZM135 245H134V248H136V246H137V245H136V246H135ZM179 245H180V246H179ZM224 245H225V244H224ZM256 245H257V244H256ZM3 246H4V245H3ZM15 246H17V245H15ZM29 246H30V248L32 249V251L34 252V251H35L34 248H36V245L33 244V243H31ZM45 246H46V244H45ZM49 246H50V244H49ZM82 246H83V245H82ZM82 246H81V247H82ZM94 246H96V245H94ZM97 246H99V245L97 244ZM112 246H115V245H112ZM112 246L110 245V248H111ZM123 246H124V245H123ZM140 246H141V245H140ZM160 246H161V244H160ZM166 246H167V245H166ZM171 246H172V245H171ZM185 246H184V248H185ZM191 246H192V245H191ZM202 246H203V245H202ZM217 246H218V245H217ZM5 247H6V249H5L6 251H5V250H4V251L9 253V250H7L8 246H5ZM23 247H24V246H23ZM51 247H52V246H51ZM51 247H50V248H51ZM70 247H71V246H69V245H67V244H64V245H56V246H53V247L51 248V251H50V249H49V251L51 252L52 257H54V254H56V253H58V252L60 253V252L68 251V250H70ZM72 247H73V245H72ZM86 247H87V248H86ZM99 247H100V246H99ZM101 247H102V245H101ZM103 247H104V245H103ZM108 247H109V245H108ZM108 247L101 248V249H99V250H94V251H93V250L91 251V250L89 249V251H91V252H90V253H86V254H88L89 256H87V257H85V258L83 257V256H85V252H83L84 255H83L82 257L80 256V257L83 258V259H80V258H79L80 260L78 259V260H79L78 263L80 264V262H81L82 264H95V263H96V264H99V262H100V260H101V259H98V258L100 257V254H96V253H97V252L99 253V252H101L100 250H102V254L104 255L105 253H103V251H105ZM115 247H116V246H115ZM115 247H114V249L112 248V250H115ZM138 247H139V246H138ZM157 247H158V246H157ZM161 247H162V246H161ZM163 247H164V246H163ZM215 247H216V246H215ZM224 247H225V246H224ZM244 247H245V246H244ZM247 247H248V245H247ZM262 247H263V246H262ZM44 248H45V247H44ZM47 248H48V246H47ZM120 248H121V247H120ZM120 248H118V250H119ZM124 248H126V247L124 246ZM140 248H141V247H140ZM171 248H172V247H171ZM173 248H174V247H173ZM187 248H188V247H187ZM196 248H197V247H196ZM203 248H204V247H203ZM206 248H207V247H205V248L203 249V251H207V252H209V250L211 249V247H208L207 250H206ZM226 248H227V247H226ZM253 248H254V246H253ZM253 248H252V250H253ZM263 248H264V247H263ZM0 249H1V248H0ZM10 249H11V247H10ZM13 249H15V248H13ZM16 249H17V248H16ZM26 249H29V248H26ZM77 249H79V248H77ZM82 249H83V248H82ZM126 249H128V248H126ZM129 249H130V248H129ZM132 249H133V247H132ZM150 249H151V248H150ZM162 249H163V248H162ZM197 249H198V248H197ZM221 249H222V248H221ZM221 249H220V247L218 248V250H221ZM237 249H238V248H237ZM244 249H245V248H244ZM244 249H243V250H244ZM254 249H255V248H254ZM256 249H258V248H256ZM260 249H261V248H260ZM2 250H3V249H2ZM11 250H12V249H11ZM24 250H25V249H24ZM44 250H45V249H44ZM87 250H88V249H87ZM109 250H111V249H109ZM120 250H121V252H123L122 250H124V249L122 248V249H120ZM135 250H136V249H135ZM141 250H144V249H141ZM157 250H158V249H157ZM215 250H217V249H215ZM222 250H223V249H222ZM222 250H221V251H222ZM226 250H227V249H226ZM252 250H251V251H252ZM37 251H38V250L36 249V252H35V253H37ZM45 251H46V250H45ZM47 251H48V249H47ZM89 251H88V252H89ZM95 251H96V253H95ZM116 251H117V248H116ZM125 251H126V253H128L129 250H128V251H127V250H124V252H125ZM131 251H132V250H131ZM133 251H134V250H133ZM162 251H163V250H162ZM184 251H185V249H184ZM188 251H189V250H188ZM195 251H196V250H195ZM224 251H225V250H224ZM251 251H250L249 253H251ZM261 251H262V250H261ZM261 251H259V254H260ZM5 252H4V253H5ZM24 252H25V251H24ZM27 252H28V250H27ZM30 252H31V250H30ZM39 252H41V251H39ZM39 252H38V253H39ZM68 252H69V251H68ZM68 252H67V253H68ZM71 252H73V251H71ZM92 252H94L95 254H94V253L92 254ZM105 252H106V251H105ZM108 252H110V251H108ZM112 252H113V251H112ZM112 252H111V253H112ZM121 252H120V253H121ZM140 252H142V251H140ZM214 252H215V251H214ZM235 252H236V251H235ZM235 252H234V254H235ZM240 252H242L241 249H240ZM262 252L264 253V249H263ZM262 252H261V253H262ZM4 253H3V252H0V261H1V260H2V261H5V264H8L7 261H10V260H7V259H9V258L11 259L10 256H12V255L9 254V257H8V258H5L4 256H7V255H4ZM43 253H44V252H43ZM47 253H48V252H47ZM53 253H54V254H53ZM83 253H81V254H83ZM111 253H109L110 256L113 255V254H111ZM133 253H134V252H133ZM137 253H138V254H142V253H139V250H138ZM147 253H148V252H147ZM151 253L153 254V252H151ZM212 253H213V252H212ZM212 253L210 252V254H212ZM217 253H218V252H217ZM227 253H228V252H227ZM245 253H246V252H244V254H245ZM252 253H253V252H252ZM13 254H14V253H13ZM15 254H16V252H15ZM15 254H14V255H15ZM21 254H22V253H21ZM39 254H40V253H39ZM68 254H69V253H68ZM77 254H79V253H77ZM81 254H80V255H81ZM116 254H117V252H116ZM118 254H119V253H118ZM121 254H123V253H121ZM130 254H131V253H130ZM138 254H137V256H138ZM145 254H146V253H145ZM177 254H176V255H177ZM222 254H223V253H222ZM256 254H257V252H256ZM256 254H255V256H256ZM18 255H19V253H18ZM56 255H57V254H56ZM66 255H67V254H66ZM131 255L133 256V254H131ZM134 255H135V253H134ZM143 255H144V253H143ZM158 255H159V254H158ZM162 255H163V254H162ZM174 255H175V254H174ZM174 255H173V256H174ZM185 255H186V254H185ZM185 255H184V257H185ZM208 255H209V254H208ZM223 255H224V254H223ZM229 255H230V254H229ZM236 255L239 256V252H238ZM252 255H254V254H252ZM19 256H20V255H19ZM27 256H28V255H27ZM29 256H34V255L31 254V255H29ZM38 256H39V255H38ZM67 256H68V255H67ZM72 256H75V254L72 255ZM114 256L119 257V256H121V255L117 256V255L114 254ZM114 256H113V257H114ZM129 256H130V255H129ZM132 256H130V257H132ZM150 256H151V255H150ZM152 256H153V255H152ZM159 256H161V255H159ZM180 256H181V255H180ZM180 256H179V257H180ZM186 256L188 257V255H186ZM213 256H214V255H213ZM215 256H216V255H215ZM217 256H218V255H217ZM225 256H227V255H225ZM242 256H243V255H242ZM247 256H248V257L245 256L246 258L244 257V260H243V261L247 262L248 264H250V263L253 264V263H254V261H253L254 257H251V255H250V257H249V255H247ZM262 256H263V255H262ZM15 257H16V256H14V258H15ZM17 257H18V256H17ZM17 257H16V258H17ZM21 257H22V256H21ZM21 257H20V258H21ZM49 257H51V256L49 255ZM49 257H48V258H49ZM102 257H103V256H102ZM133 257H134V256H133ZM141 257H142V256H141ZM145 257H147V255H146ZM153 257H155V256H153ZM177 257H178V256H177ZM184 257H183V258H184ZM187 257L184 258V259H186V262H187V259H188ZM204 257H205V256H204ZM220 257H221V256H220ZM232 257H233V256H232ZM260 257H261V256H260ZM263 257H264V256H263ZM14 258H13V259H14ZM16 258H15V261L17 260ZM22 258H23V257H22ZM26 258H29V257H26ZM26 258H25V255H24L23 261H24ZM35 258H36V256H35ZM39 258L41 259V257H39ZM39 258L37 257V260H38V261H39ZM46 258H47V257H46ZM104 258L107 259L105 256H104ZM109 258H111V257H109ZM121 258H123V257H121ZM124 258H126V257H124ZM134 258H135V257H134ZM138 258H139V256L136 257L135 259H138ZM151 258H152V257H151ZM158 258H159V257H157L156 260H158ZM163 258H164V257H163ZM196 258H197V257H196ZM213 258H214V257H213ZM241 258H243V257H241ZM255 258H256V257H255ZM261 258H262V257H261ZM33 259H34V258H33ZM44 259H45V257H44ZM49 259H50V258H49ZM66 259H67V258H66ZM68 259H69L70 261H68V260H65V261H68V263L71 262V264L74 263V262H72V261H74L72 258H68ZM71 259H72V261H71ZM76 259H77V258H76ZM76 259H75V261H76ZM113 259H114V258H113ZM139 259H141V258H139ZM167 259H168V258H167ZM167 259H166V260H167ZM184 259H183V260H184ZM198 259H199L203 264H205V263H207L208 261L211 260V258H209L208 260H206V259H204V258L201 259V257H199ZM236 259H237V258H236ZM238 259H239V258H238ZM238 259H237V261H238ZM21 260H22V259H21ZM21 260H20V261H21ZM28 260H29V259H28ZM28 260H25L24 262L21 261V262H22V263H25V262L28 261ZM31 260H32V259H31ZM45 260H46V259H45ZM51 260H52V259H51ZM60 260H62V259H60ZM103 260H104V259H102L101 261L103 262ZM109 260L111 261V259H108V261H109ZM117 260H118V259H117ZM120 260H121V259H120ZM120 260H118V263H120ZM124 260H125V259H124ZM126 260H128V259H126ZM126 260H125V261H126ZM148 260H149V259H148ZM148 260H147V261H148ZM160 260H161V259H159L158 261L161 262ZM166 260H165V261H166ZM168 260H169V259H168ZM171 260H172V258H171ZM180 260H181V259H180ZM180 260H179V261H180ZM188 260H189L188 262L190 263V259H188ZM191 260H192V259H191ZM195 260H196V259H195ZM230 260H231V259H230ZM234 260H235V259H234ZM239 260H240V259H239ZM2 261H1V262H2ZM32 261H33V260H32ZM52 261H53V260H52ZM62 261H63V260H62ZM115 261H116V260H115ZM122 261H123V260H122ZM122 261H121L120 264H122ZM132 261H133V260H130V261H127V262H129L128 264H135V263H133ZM140 261H141V260H140ZM143 261H144V260H143ZM184 261H185V260H184ZM192 261H193V260H192ZM192 261H191V262H192ZM196 261L198 262V260H196ZM228 261H229V260H228ZM241 261H242V259H241ZM257 261H263V259H262V260H258V255H257ZM1 262H0V263H1ZM6 262H7V263H6ZM11 262H12V261H10L9 263H11ZM16 262H18V261H16ZM21 262H20V263L18 262V264H22ZM34 262L37 263L36 260H35ZM34 262H33V263H34ZM40 262H42V261H40ZM46 262H47V260H46ZM46 262H45V264H46ZM53 262H54V261H53ZM102 262H100V263H102ZM127 262H126V264H127ZM137 262H139V261H137ZM156 262H157V261H156ZM232 262H233V261H232ZM232 262H231V263H232ZM238 262H239V261H238ZM12 263H13V262H12ZM29 263H31V261H30ZM33 263H31V264H33ZM36 263H34V264H36ZM47 263H49V261H48ZM56 263H57V262H56ZM66 263H67V262H66ZM68 263H67V264H68ZM105 263H106V262H104V264H105ZM123 263H124V261H123ZM154 263H155V262H154ZM175 263H177V262H175ZM243 263H244V262H243ZM255 263H257V262H256V259H255ZM258 263H260V262H258ZM258 263H257V264H258ZM261 263H262V262H261ZM13 264H15V263H13ZM25 264H27V263H25ZM40 264H41V263H40ZM75 264H76V263H75ZM113 264H114V263H113ZM136 264H137V263H136ZM139 264H141V262H140ZM157 264H159V263H157ZM179 264H181V261H180ZM193 264H194V262H193ZM198 264H199V263H198ZM226 264H228V263H226ZM262 264H263V263H262Z\"/></svg>",
	"mask_w": 264,
	"mask_h": 264
}]
</instances>
